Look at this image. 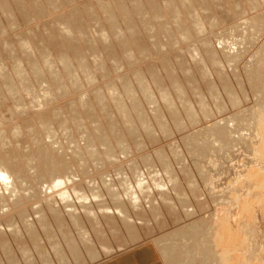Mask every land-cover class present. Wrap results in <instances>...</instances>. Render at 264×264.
Wrapping results in <instances>:
<instances>
[{"label": "rangeland", "instance_id": "1", "mask_svg": "<svg viewBox=\"0 0 264 264\" xmlns=\"http://www.w3.org/2000/svg\"><path fill=\"white\" fill-rule=\"evenodd\" d=\"M11 2V4H13V5H10L9 7H8V2ZM16 0H8V2H7V5L5 6L6 7V9H10V7H11V10H13L12 12L14 13H17V14H13V16H14V18H16V19H13V16L12 17H9V15H7L6 16V14H5V16H4V14L2 13V11L0 10V16H2L1 18H0V26H2V28L3 27H5L6 28V26H7V28H6V31H8V32H6V31H3L2 29H0L1 31H0V55L1 54H3L4 52H3V50L4 51H8V54H6L7 56L8 55H10L9 57H11V58H13V59H11V61H10V59H8L7 58V56H5V58H7V60H8V62L6 61V59H5V61L7 62V64H9V65H7V67L8 66H10V67H12V72H11V70H10V67H8L9 68V71H10V73H12V75L14 76H10L9 74V72L6 70V68H4L5 69V71H7L6 72V74H8L9 75V77H8V81H9V79L11 80V81H9L10 83H9V85H8V83H7V81L5 82V81H0V88H2V89H0L1 91H0V95L2 96H0L1 98H3V99H1V101H0V108L2 109H0V111H2V114L4 115V116H6L5 117V120L6 121H4V124H2V125H0V126H2V127H0V134L1 135H5V130H4V128L7 130L6 132L8 133V132H10V126H11V128H12V130H11V132H10V134L8 133V135H12V134H14L13 133V131L15 132V130L17 131V129H15V128H17V126H19L18 124H20V126H22L21 128L23 129V130H21V131H17L18 132V134H17V132H15L16 134H14V135H12V136H10L9 137V139L12 137L13 139H18V136H20L21 135V137H19V139L21 140H19V141H17V139L16 140H14V142L16 141L18 144H16V142L14 143V146H11V144L9 145V144H7L6 142H8L9 140L8 139H6L7 138V133H6V135H5V138H4V140H5V143H4V141H3V143L5 144L4 146H5V148L4 149H6L7 148V150H5V152H7L6 153V155L8 154V153H10V154H12V155H14V157H16L15 158V160H14V162L16 161V163L18 164L17 166H19L20 165V167H22L23 166V168H25V169H27V170H25L24 171V169L22 170V171H24V173H22V176L24 177V178H26L27 179V181H23V186H25V187H23L22 188V190L23 191H21L20 192V194H19V192L17 191L15 194V197H14V195H13V197L12 198H10V195H9V193L8 192H6V195H8V197H7V199H9V203L8 204H10L13 200V202H17L18 203V201H17V199H22V200H25L26 201V199L28 200H30V198H31V196H34L33 194H37V192L36 191H41V193H40V198H39V192H38V197H37V195L35 194V196L34 197H36V198H34V197H32L31 198V202L29 201H23L24 202V204H23V202H22V200L18 203V205L20 204V206H18L17 205V203H15L14 205H16V207L13 205V203H11L13 206H11V205H9L8 206V204L6 203V202H1L0 201V231L1 232H3L4 231V229H5V227H6V230H8V231H11V233L13 232V231H16V230H18L19 228H21V229H24L25 227L23 226V224L25 223V221H26V223L27 222H29L30 223V221H31V218H35L36 219V217L38 218V215L37 214H35V213H37V212H35V213H33L32 212V209L33 210H35V211H38L40 208H50V209H55V210H59V211H56L54 214H53V216L55 215V217H58L59 215L63 218L64 217V219H66L68 222L71 220V222L73 223V220H75L76 219V216H78L79 214H80V217L83 219V221H84V224L85 225H83V226H81V227H83V230L80 228V226H79V229L78 228H76V226L74 225L73 226V224H71L70 222H69V224H70V226L68 227V228H70V230L69 231H71L72 232V234H73V237L75 238V240L74 241H77V243L78 244H83L82 243V239H83V237H84V239L86 238V240L88 239V238H90V237H92L93 238V240H90V241H93L95 244L93 245V250L90 248V251H94V252H92V253H94L95 254V252L97 253V254H95L94 255V257L93 258H89L90 260H88V261H86V262H84L83 260H81V261H77V263H76V260H74V259H64V262L62 261V263H60L61 261H60V259H58L57 261L58 262H55L54 264H67V262L69 263L70 262V264H166V262H164L163 261V259H162V257H161V255H160V251L158 252L157 250L158 249H156L157 247V245L155 246V242H157V241H162L161 239L163 238V237H165V235L167 236V234H168V232L170 233L171 232V230H172V232H177L178 231V229L180 228V227H184V226H186V224L188 223L189 225H190V222L191 221H193L192 223H195L194 221H196V223L198 222L200 225L204 222H207L206 224H203V225H205V227L206 228H204V226L203 225H201V226H203V228L204 229H209L208 227H211V220L213 219V217H217V218H219L220 216L222 217V216H225L226 214L229 216V218H230V220H229V223L231 224V228H232V230H237V227L238 226H240V229H242V230H240L241 231V234L242 233H244L243 232V230L245 231V229H244V226L247 224V222H249L250 220L252 221H250L249 222V224L248 225H250V227L251 228H254V229H256L257 230V236H256V238L257 239H255V242H256V245H257V247H259L260 248V246L262 247L261 249H263V251H264V211L262 212V210H257V211H255L254 213H253V215H251L252 217H251V219H249V220H247L248 218V216L246 215V216H244V217H239V211L237 212V210H235V209H232V203H231V200H233L232 199V197L231 198H229V200H230V202L229 201H226V200H224V199H222V201L221 200H219L218 198L220 197V196H222L223 194H224V192H225V190L226 189H228L231 185L235 188V186H236V188L235 189H237V187H238V189L242 186V188H243V192H242V194L243 195H245V193H247V190H246V188L244 189V184H246L247 182L246 181H248L249 180V177H248V170H253V169H255V170H259V169H261L262 168V166H260L259 165V163L260 162H258V160L257 159H255L256 157H254V151H253V147H252V144H251V142H248V141H252V138H253V136H254V133H253V129H252V127L251 126H249L250 128L249 129H251V131H249L250 133H251V135L248 133V131H243V132H241V133H239V136L237 135V137L235 136V140L234 141H236V142H234L233 144L234 145H236V146H234V145H232L233 147H227V148H229V149H227L226 148V153H225V149L224 148H222V150L219 152V150L217 149H215V151H216V153H215V151L214 150H209V151H207L206 149H204V147L206 146V143H204V144H201V146H200V144H199V142H198V145L200 146V148L198 147V145H197V138H195V139H193V137H195L193 134L195 133V131L197 132V131H199L200 129H201V127L203 126L204 128H202V129H205V127H211L212 125L213 126H215L214 124H216L215 122H217L218 123V121H219V123L221 124V120H222V123H223V121L224 120H226V123H228L227 122V120H229L230 119V121L232 120V117H234V116H232L233 114L234 115H236V114H240L241 115V117L243 116L244 118H245V116H246V109L248 108V111L250 110V109H252L253 107V105L255 106L256 105V102H258L257 101V98L255 99V98H252V96H251V93H250V87H251V82L249 83V85H250V87L248 86V82H249V79H250V77H251V74H249L250 72H251V69H250V67H247V64L248 63H253L254 62V60H253V58H250L249 60H245V59H247V57H252L253 55H254V53H256L259 49H261V48H263L262 46H264V45H261V44H264V29L263 28H261V29H259L260 30V32H259V30H258V34H257V36H259V37H252L253 38V40H254V42H256L254 45H253V47H252V49H250L249 50V52L248 53H246V55H247V57H246V55L244 56V59H242V61L240 62V64H241V72L243 73L240 77L242 78H240V80H241V82L239 81V80H237V77L236 76H234V73L232 72V70H231V68H229V66H228V64H226L227 66H228V68H227V72L229 73H227L228 75H226V74H223L226 70H224V71H222L221 70V68H220V70L222 71H220L221 73V75H222V80L220 81L219 79V81H220V83H219V81L217 82V78L215 79V77L217 76L218 78H220L221 76H219V73L217 72V73H215V70H216V68L218 67V65H215L214 67V71L212 72V67H210V66H213L212 65V63H210L209 61L211 60V62H212V58L210 59H208V60H206V58L207 57H212L211 56V54L209 55L208 53H207V56H205L206 55V53L204 54V52H205V50L207 49V51L209 50L210 51V49L211 48H206V47H208V46H210V47H212L211 45L213 44V46L215 45V46H218L219 47V43H217L219 40H218V36H219V38L221 37V35H220V33L221 34H226V31L228 30L229 32L232 30L231 28L233 27V24H234V26H235V24L237 25V23L238 24H240V22H243L244 21V19L245 20H247V19H250V18H252V17H254V16H258V15H264V0H260V3H259V5H258V7L255 5V6H253V4L252 3H254V2H251L250 0H241V2L239 1V0H213L212 2H211V0H204V1H206V3H208V6H206L205 4V2L203 1V0H194V1H192L191 2V0H190V2L188 1V3H193L192 5H190V4H188L187 3V1H185V0H183V1H185L186 3H185V5L186 4H188V5H190L192 8L194 7L195 8V10H196V13L194 12V9L193 10H191L190 11V7L189 8H186L185 9V7H187V6H185L184 7V4H181V3H183V1L179 4V2L181 1H177L176 2V0H175V2H174V4H173V0L171 1L172 2V4L175 6V3H176V5H178L177 7H176V9H178V11L181 13L182 12V10H186V12L188 11V13H186L185 11H183V13H181V15L182 14H184V16L183 17H185V15H186V17L188 16V14H191L190 12H192L193 11V14H191V15H189V18H191V16L194 18L195 17V19H196V16L197 15H199L198 16V18H201V19H198L197 18V20H202V18H203V20H202V22L203 23H205V22H207L206 24L209 26H207L206 28L207 29H204L203 31H200V36H197L196 34V36L195 35H193V33H192V36H191V39L190 40H188V41H186V39H188V37L186 38V39H184L185 40V44H184V40H183V38L182 37H180V34H177L178 36H176V34H175V36L173 37L172 35L174 34H170L169 33V37L170 38H172L173 37V39H170L169 37L167 38L166 36H164V35H162L161 36V34L163 33V31H162V33L160 34L159 33V36H161V38L159 37L158 38V34L155 36L154 34H153V32H155V34H156V30L154 31V29L153 28H159L160 26H156V24H158V23H160V24H162L161 23V21H166L167 22V17H169V16H171V15H167L166 16V18L164 19L163 18V16H160L161 18H163V19H159L160 17L159 16H157V15H153L152 14V16L154 17V18H151V17H149L148 15V17L149 18H151L152 20L151 21H154L155 19V21H156V24L155 23H153V24H155V25H150V26H148V23H149V21L147 20V19H149L148 17H147V19L146 20H144L143 21V19H142V17L141 16H139V15H137L136 16V13H133V15L135 14V17H136V19H134L135 17H132L133 19V21H136V22H133V23H135V26L136 27H138V29H136L135 30V33H134V31H133V33H134V38H133V40L131 39V37H130V35H129V33H128V36H129V38H130V41H126L125 43L127 44H132L131 45V47L133 48V50L135 51H137V50H144V48H145V50H146V48H150L149 50H148V54H143V55H139V60L140 61H136V60H132V61H130V60H128L127 58L125 59V57L126 56H124V54H123V52H122V46H121V42H120V39H118V38H116L115 36H113V37H115L114 39L112 38V36H110L111 35V33L112 32H110V31H112V27L116 24V23H118V21H119V23L118 24H116L115 26L116 27H121V28H124L125 27V25H123V24H125V23H123V21H122V17H121V12L122 11H125L126 12V10L125 9H127V8H123L124 10H122L121 9V6H123L122 5V2H123V4L126 2V4H125V7H129V4L131 5L129 8H128V10L129 11H133V8L132 9H130L131 7H133V1H131V0H128V2H127V0H119V2H118V0H57V2H56V4H57V6L56 7H51L52 6V4H53V0L51 1V3H50V0H35V2L36 3H39V4H36V3H34V0H26L27 1V3L24 5V7L23 6H18L17 5V8H16V2H15ZM29 1V2H28ZM38 1V2H37ZM70 1V2H69ZM106 1H110L108 4H110V5H107V2ZM132 2V4H131V2ZM139 1V2H138ZM136 0V2H138V5L139 6H141V8H143V5L145 4H147V1L148 0H146V2L144 3V1L145 0H142L143 1V4L141 3L142 1L141 0ZM141 1V2H140ZM156 2H157V0H155ZM164 1H165V3H166V0H158V3H160L159 5H160V7L162 8V5L163 4H165L164 3ZM236 1V2H235ZM239 1V2H238ZM13 2V3H12ZM31 2V3H30ZM60 4H59V3ZM63 2V3H62ZM100 2V3H99ZM200 2H201V4H200ZM219 4H218V3ZM220 2H222L223 4H221ZM15 3V4H14ZM42 3V4H41ZM46 3V4H45ZM62 3V4H61ZM78 3V4H77ZM140 3H141V5H140ZM163 3V4H162ZM167 3H168V1H167ZM166 3V4H167ZM170 3V2H169ZM205 3V4H204ZM227 5H226V4ZM231 3H232V5L234 6V5H236L235 6V8L231 5ZM235 3V4H234ZM238 3V4H237ZM34 6H33V5ZM41 4V5H40ZM44 4V5H43ZM59 4V5H58ZM84 4V5H83ZM104 4V5H103ZM106 4V5H105ZM121 4V6L118 8V6ZM162 4V5H161ZM200 4V5H199ZM214 4H217V5H214ZM240 4V5H239ZM263 4V5H262ZM55 4H53V6H54ZM101 5H103L102 7H100ZM112 5V6H111ZM127 5V6H126ZM171 5V4H170ZM168 6V8H167V6L165 7V6H163V7H165V9L167 8V9H169V7H170V9H171V7L172 6ZM194 5V6H193ZM201 5H203V6H201ZM31 6V7H30ZM47 6V7H46ZM50 8H49V7ZM106 6V7H105ZM108 6V7H107ZM147 7H148V4L146 5ZM146 6L144 7V8H146ZM180 6L182 7V9L180 8ZM197 6H198V8H197ZM214 6H216V7H214ZM222 6V7H221ZM227 6V7H226ZM251 6V7H250ZM253 6V7H252ZM14 7V8H13ZM98 8L97 10H96V8ZM179 7V8H178ZM201 7V8H200ZM209 9L210 8V11H208L207 9ZM220 7V8H219ZM228 7H229V9H228ZM231 7H233L234 9L232 10L231 9ZM237 7V8H236ZM238 7H239V9H238ZM250 7V8H249ZM255 7V8H254ZM23 8V9H22ZM25 8V9H24ZM46 10H45V9ZM48 8V9H47ZM102 8V9H101ZM143 8V9H144ZM149 8V7H148ZM173 9L175 8V7H172ZM184 8V9H183ZM191 8V9H192ZM202 8H203V10L204 9H206L207 11H205L204 10V12H203V10H202ZM214 8H216V9H214ZM249 8V9H248ZM251 8L254 10H251ZM37 9V10H36ZM42 9V10H41ZM73 11H72V10ZM94 9V10H93ZM104 9V10H103ZM142 9V10H143ZM147 9V8H146ZM163 10H164V8H162ZM171 10L172 12L173 11H175V9L174 10ZM197 9H201L200 11H199V13H201V14H198L197 13ZM220 11H219V10ZM224 9V10H223ZM245 9V10H244ZM22 10V11H21ZM38 10H40L39 12H38ZM53 10V11H52ZM108 10V12H106ZM145 10V9H144ZM147 10H149V11H151L150 9H147ZM146 10V11H147ZM218 10V11H217ZM240 10V11H239ZM249 10H251V12L249 11ZM37 11V12H36ZM47 13H46V12ZM97 11V12H96ZM100 11V12H99ZM148 11V12H149ZM165 12H166V10H164ZM171 11H169L168 10V13L169 12H171ZM177 11V13H179ZM245 13H247V14H245ZM261 11H263L262 13H261ZM32 12V13H31ZM45 12V13H44ZM92 12V13H91ZM203 12V13H202ZM210 12V13H209ZM228 14H231V15H228ZM241 12V13H240ZM243 12V13H242ZM26 13V14H25ZM36 13H37V15H36ZM39 13H40V15L41 16H39ZM105 13V14H104ZM111 13V14H110ZM129 13V12H128ZM131 13V12H130ZM151 13V12H150ZM176 13V14H177ZM206 13H209V14H206ZM232 13H233V15H232ZM236 13H238V14H236ZM78 14V15H77ZM108 14V15H107ZM138 14V13H137ZM172 14V13H171ZM197 14V15H196ZM207 16H206V15ZM223 14V15H222ZM234 14H236V15H238L237 16V18H236V15H234ZM245 14V15H244ZM254 14V15H253ZM21 17H20V16ZM62 15H64V16H62ZM115 15V16H114ZM118 15V16H117ZM172 15H174L175 16V13L174 14H172ZM178 15V14H177ZM175 16V17H173V19H171V17H170V19L168 18V20L169 21H172V20H177V19H179V17L181 16L180 14H179V17L178 16ZM203 15V16H202ZM213 15H215L216 16V18H217V22L216 21H214L212 18H214L215 20H216V18L215 17H212ZM252 15V16H251ZM17 16V17H16ZM27 16V17H26ZM29 16V17H28ZM117 16V17H116ZM181 16V17H182ZM200 16H202V17H200ZM205 16V17H204ZM227 16V17H226ZM244 16V17H243ZM251 16V17H250ZM7 17V18H6ZM38 17V18H37ZM57 17V18H56ZM114 17V18H113ZM120 17H121V19H120ZM140 17H141V20H142V23L144 22V24H142L141 22L138 24V22L139 21H141V20H138L137 21V19H140ZM156 17V18H155ZM158 17V18H157ZM176 17H178L177 19H174V18H176ZM183 17H182V19H183ZM184 18L185 19V24H189V22H192L191 20L193 19H190V21L189 20H187V18ZM209 18V20L212 22L211 24H210V21L208 20V18ZM211 17V18H210ZM232 17V18H231ZM263 18H264V16H262ZM9 18V20H7ZM20 18V19H19ZM60 18V19H59ZM64 19V21L65 20H67V19H69L67 22L68 23H70V24H68V26L69 27H72L74 30H76V32H75V37L77 36V38H72L73 39V41L71 42L69 39L71 38V37H73V35L74 34H72L71 35V37H64V35H63V31H62V29H61V26H59V24H60V22L62 21V19ZM67 18V19H66ZM116 18V19H115ZM205 18V19H204ZM228 20H227V19ZM231 18V19H230ZM239 18V19H238ZM111 19V20H110ZM113 19H115V20H113ZM118 19V20H117ZM160 21H159V20ZM183 19V20H184ZM225 19V20H224ZM233 19V20H232ZM13 20V21H12ZM20 22H19V21ZM22 20H23V22H22ZM28 20V21H27ZM243 20V21H242ZM15 21V22H14ZM18 21V22H17ZM59 21V22H58ZM103 21V22H102ZM114 21V22H113ZM122 21V22H121ZM146 21H148V23L146 22ZM159 21V22H158ZM168 21V22H169ZM174 21H172V22H170V23H173ZM186 21H188V22H186ZM195 22V24H196V20H194ZM205 21V22H204ZM214 21V22H213ZM240 21V22H239ZM3 22V23H2ZM9 22V23H8ZM28 22H30V23H28ZM37 22V23H36ZM67 22H65V23H67ZM158 22V23H157ZM183 22V21H182ZM225 22V24H223ZM17 23V24H16ZM44 23V24H43ZM52 23V24H51ZM114 24V25H112V24ZM122 23V24H121ZM147 23V27L148 28H146V27H144L145 26V24ZM174 23H176V22H174ZM173 23V24H174ZM214 23V25L215 26H213L212 27V24ZM217 25H216V24ZM4 26H3V25ZM9 24H14V26L12 27L11 25H9ZM21 24V25H20ZM50 24V25H49ZM74 24V25H73ZM86 24V25H85ZM91 24V25H90ZM120 24V25H119ZM149 24H151V22L149 23ZM173 24H171V26L173 27V29L175 30L176 29V27H178L179 25H176V24H174V26H173ZM222 24V25H221ZM231 24V25H230ZM19 25V26H18ZM61 25V24H60ZM143 26V28L145 29V30H143V28H142V26ZM163 25V24H162ZM190 25V24H189ZM188 25V26H189ZM10 26V27H9ZM16 26V27H15ZM39 28H38V27ZM80 26V27H79ZM85 26V27H84ZM88 26H90V28H88V29H84V28H87ZM110 26V27H109ZM134 26V25H133ZM141 26V27H140ZM152 26V27H151ZM155 26V27H154ZM176 26V27H175ZM219 26H220V28H219ZM228 26H230V27H228ZM14 27H15V29H14ZM33 27V28H32ZM50 27V28H49ZM58 27H59V30H58ZM63 27V26H62ZM105 27V28H104ZM135 27V28H136ZM162 27V26H161ZM175 27V28H174ZM214 27H217V28H214ZM5 28H4V30H5ZM10 28V29H9ZM28 28V29H27ZM78 28V29H77ZM83 28V29H82ZM92 28V30H90L89 31V29H91ZM95 28V29H94ZM98 28V29H97ZM103 30V32H102V30ZM106 30V32H105V30ZM126 28V27H125ZM123 29V30H125L126 31V29ZM150 28V29H149ZM226 28H227V30H226ZM32 29V30H31ZM42 29H44V30H42ZM53 29V30H52ZM61 29V30H60ZM81 29V30H80ZM142 29V30H141ZM150 31H149V30ZM151 29H153V31H151ZM215 29V30H214ZM221 29V30H220ZM230 29V30H229ZM263 29V34H262V30ZM11 30V31H10ZM83 30V31H82ZM97 30H99L100 32H101V34H103V35H106L107 34V36H105V38H103L102 36H101V34H100V32L98 31V33H97ZM134 30V29H133ZM161 28H160V30L158 29V31H160L161 32ZM172 31V32H175L176 33V30H178V29H176L175 31ZM211 30V31H210ZM218 30V31H217ZM41 33H40V32ZM45 31V32H44ZM48 31V32H47ZM79 31V32H78ZM81 31L82 32H84V33H81ZM93 31V32H92ZM107 31H108V33H107ZM141 31V32H140ZM145 31L146 32H152V33H150V34H147V33H145ZM206 31H208V32H206ZM224 31V32H223ZM228 31H227V33H228ZM24 32V33H23ZM32 32V33H31ZM110 32V33H109ZM139 32V33H138ZM148 32V33H149ZM197 32H199V31H195L194 33H197ZM205 33V34H203V33ZM6 33V34H5ZM21 33V34H20ZM22 33L24 34V35H22ZM76 33H77V35H76ZM82 34V35H80V36H82V37H80L79 36V34ZM86 33V34H85ZM90 33V34H89ZM106 33V34H105ZM136 33H138V34H136ZM145 33V34H144ZM202 33V34H201ZM260 33L262 34L261 36H262V38H261V36H260ZM3 34V35H2ZM20 34V35H19ZM45 34H46V36H45ZM49 34V35H48ZM84 34V35H83ZM98 34H100V35H98ZM108 34H109V36H108ZM141 34V35H140ZM199 34V33H198ZM211 34V35H210ZM217 34H219V35H217ZM19 35V36H18ZM94 35V36H93ZM96 35V36H95ZM137 37H136V36ZM203 35H205V36H203ZM15 36V37H14ZM24 36V37H23ZM155 36V37H154ZM209 36V37H208ZM215 38H214V37ZM19 37V38H18ZM30 37V38H29ZM52 37V38H51ZM86 37H87V39H86ZM91 37V38H90ZM106 37H109V38H106ZM136 37V38H135ZM149 37V38H148ZM153 37V38H152ZM165 37V38H164ZM177 37V38H176ZM190 37V36H189ZM193 37V38H192ZM195 37V38H194ZM208 37V38H207ZM2 38V39H1ZM59 38V39H58ZM78 38H79V40H78ZM111 38V39H110ZM178 40L179 39V42L176 40V39ZM182 38V39H181ZM205 38L206 39H208V43L207 44H209V40L212 42H210V44L207 46V44H206V40H205ZM217 38V39H216ZM257 38V39H256ZM23 39V40H22ZM27 39V41H25ZM58 39V40H57ZM64 39H68L67 41H69V42H67L66 40H64ZM81 39V40H80ZM110 39V40H109ZM135 39H137V40H135ZM140 39V40H139ZM180 39L181 40H183V41H180ZM197 39H198V41H197ZM50 40V41H49ZM89 40V41H88ZM92 40V41H91ZM95 40V41H94ZM96 40H100V42H98V41H96ZM115 40H117V41H115ZM119 40V41H118ZM132 40V41H131ZM135 40V41H134ZM147 40V41H146ZM157 41V42H155V41ZM158 40H160V42L162 43V44H164L163 46H162V44L160 43L159 45H157L158 44ZM168 40L169 41H171V45L172 44H174V45H172V48L170 47V49H169V46H167V45H170V42H168ZM192 40V41H191ZM196 40V41H195ZM203 40L205 41L203 44H200V43H197V42H200V41H202L203 42ZM218 40V41H217ZM259 40V41H258ZM30 41H32L31 43H30ZM65 41V42H64ZM107 41V42H106ZM111 41H113V42H111ZM151 41H153V42H155L156 43V45H157V47L158 46H160V47H162V48H159L158 50H157V48H156V46L151 42ZM163 41V42H162ZM166 41L168 42L167 44H165L166 43ZM196 42V44H194L195 42ZM35 42V43H34ZM58 42V43H57ZM90 42H91V44H90ZM98 44H97V43ZM119 42V43H118ZM150 42H151V44H150ZM176 42H177V44H176ZM201 42V43H202ZM2 43H4L3 45H2ZM8 43V44H7ZM27 43H30V44H32V45H34V47L36 46V48L35 49H33L34 47L33 46H31L30 45V47L32 48V50H31V48L28 50V52L29 51H32V55H34V56H36L35 58H37V56H38V54H39V56H40V59H39V57L37 58V60L34 58V56H30V54L26 51L25 52V50H22L21 51V48H19L18 46H24L25 44H27ZM34 43V44H33ZM46 43V44H45ZM77 43V44H76ZM97 44V46H95L96 44ZM110 43V44H109ZM114 43V44H113ZM118 43V44H117ZM134 43H135V45L136 44H139L140 46H142L141 47V49H139L140 48V46H139V48H138V46L136 45H134ZM182 43V44H181ZM216 43H217V45H216ZM36 44V45H35ZM153 44V45H152ZM195 45V49L197 48V49H199V50H197L198 52H200V53H196V52H194V51H192L193 49H194V46H187V45ZM204 44H205V46H204ZM40 45V46H39ZM46 45V46H45ZM48 45V46H47ZM73 45V46H72ZM76 45V46H75ZM79 45V46H78ZM99 45V46H98ZM166 45V46H165ZM177 45V46H176ZM184 45V46H183ZM197 45V46H196ZM200 45H202V46H200ZM2 46H4L3 48H2ZM12 46L14 47V48H12ZM50 46V47H49ZM83 46V47H82ZM101 46V47H100ZM121 46V47H120ZM183 46V47H182ZM200 46V47H199ZM10 47H11V50H12V53H10ZM15 47H17V48H15ZM44 47V48H43ZM68 47H72L71 49L70 48H68ZM95 47V48H94ZM116 47V48H115ZM137 47V48H136ZM166 47V48H165ZM185 47H189L190 49H191V47H192V49L190 50L191 51V53H192V55H191V53H190V51H188V50H186V49H188V48H185ZM19 48V49H18ZM46 48V49H45ZM62 48V49H61ZM82 48V49H81ZM92 48V50H90V49ZM94 48V49H93ZM164 48V49H163ZM205 48V49H204ZM259 48V49H258ZM14 49H16V50H14ZM17 49L18 50H20L21 52H22V54L21 55H19L20 53V51L19 52H17L16 54H15V52L17 51ZM22 49H24V48H22ZM55 49V50H54ZM74 50V53L72 52L73 50ZM80 49V50H79ZM104 49V50H103ZM110 49V50H109ZM154 49V50H153ZM185 49V50H184ZM35 52H34V51ZM39 50H46V54H45V51H44V54L43 53H40V51ZM62 50H64V51H62ZM76 50V51H75ZM144 50V51H145ZM184 50V51H183ZM37 51L39 52L38 54H36L37 53ZM92 51V52H91ZM103 53H102V52ZM114 51V52H113ZM147 51V50H146ZM179 51H181V52H179ZM208 51V52H209ZM261 52L263 51V50H260ZM259 51V52H260ZM27 54H29V62L28 63H30L31 61H30V57H31V59H32V57H33V59H35L36 61V63H37V61L39 62V60H40V65H43V64H41V62L42 63H44V65H46L47 66V62H48V60L49 59H51V60H49V62L50 61H52V62H50L51 64H53L52 65V67H55V63H59V60L60 59H65L63 56L65 55V57H66V61H67V63H68V65L69 66H71L72 68H70L69 66H68V69L69 70H75V72L77 71H79L78 73H77V75H76V73H75V77H78L79 76V78L81 79V81H80V79L79 78H77V79H79V81L78 82H80L79 83V86H82V87H77V86H74L73 85V87H71L70 85H69V87L70 88H72V89H70V91H69V88H68V85L66 84V83H68L67 82V80L66 81H64L63 83H65V84H63L62 83V78H64V75H65V73H64V70L62 69V67H60L61 65L60 64H58L59 65V67L56 69L55 68V70H56V74H58V75H56L55 74V71L53 72L56 76H61L60 78H61V86H63L64 87V89H65V86H66V89H65V91H64V89H63V87L62 88H60V89H63V90H61V93H62V91H63V95L61 94V95H59V99L56 97V95L55 94H53V95H55V97L57 98V100H56V98L52 95V91L50 92V90H47L49 87H48V83L47 82H49L48 80L50 79V80H52L51 79V74H49V73H47L46 72V75L44 74V75H42V74H38V72H37V74H34L33 72L34 71H37V70H32V68L34 67V66H32V64H33V62L32 63H30L31 64V69H30V72H28V73H26V75L28 74V76L32 79L31 81H34V82H30V78L29 77H27V78H29L28 79V81H29V83L30 84H28V82H27V85H29L30 87H32V89H30V91L31 92H29V93H26V92H19V91H16V86L18 85L19 86V83L17 82V80H19V77H16V76H18V74H16V70H17V68L18 67H16V66H18L19 64H21V62L23 61V60H25V59H23L24 58V56H26L25 55V53ZM51 52V53H50ZM69 52V53H68ZM71 52H72V54H71ZM102 54H101V53ZM176 52H177V54H176ZM184 52V53H183ZM187 52V53H186ZM188 52L190 53V54H188ZM6 53V52H5ZM10 53V54H9ZM23 53H24V56H23ZM75 53H76V56H75ZM146 53V52H145ZM169 53V54H168ZM18 55V58L15 56V55ZM36 54V55H35ZM41 54H42V56L44 57V59L46 58H48V60L46 61H44L43 62V58H42V56H41ZM69 54V55H68ZM77 54H78V56H80V60H81V56H83V55H85V56H83V61L85 62V64L87 63V61H89V62H91V63H89V65H88V63L86 64L88 67H90V68H87L88 70H87V72L89 71V69H91L90 71H92L91 73H93V74H97V75H92V76H94L93 78L94 79H96V80H92L90 83L87 81V80H85L86 79V76L85 75H87V76H89V73L90 72H88V74L85 72V69H83L84 70V72H85V74L83 73V70H79V69H82L80 66H79V62H80V60H79V58H78V56H77ZM150 54V55H149ZM201 55V56H195V55ZM4 55V54H3ZM45 55V56H44ZM50 55V56H49ZM71 55V56H70ZM90 55H92V56H90ZM116 55V56H115ZM147 55V56H146ZM157 55V56H156ZM185 55V56H184ZM12 56H15V58H17V60L15 59V61L17 62H15L14 63V57H12ZM20 56H21V59H23L22 61H20V63L18 62V59H20ZM61 56H62V58H61ZM68 56V57H67ZM98 56V57H97ZM100 56V57H99ZM105 56V57H104ZM175 56H179L178 58H176ZM27 57V56H26ZM50 57V58H49ZM58 57V58H57ZM70 57V58H69ZM75 57V58H74ZM91 57V58H90ZM119 57V58H118ZM180 57H182V59H180ZM186 57V58H185ZM192 57V58H191ZM74 58V59H73ZM78 58V59H77ZM86 58V59H85ZM95 58V59H94ZM100 60H99V59ZM113 58V59H112ZM114 58H115V60H114ZM175 60H174V59ZM203 58V59H202ZM28 59V58H27ZM26 59V60H27ZM68 59V60H67ZM98 59V60H97ZM121 59V60H120ZM165 59H167L166 61H165ZM173 59V60H172ZM195 59V60H194ZM198 59H200L199 61H196V60H198ZM42 60V61H41ZM55 60V61H54ZM85 60H87V61H85ZM170 62H169V61ZM179 60V61H178ZM33 61V60H32ZM97 61V62H96ZM103 61V62H102ZM114 61V62H113ZM119 61V62H118ZM135 61V62H134ZM174 61H176V62H174ZM182 61L184 62V63H182ZM189 61H191V62H189ZM195 61V62H194ZM207 61H208V63H207ZM247 61V62H246ZM250 61V62H249ZM5 62V63H6ZM26 62V61H25ZM27 62L25 63L26 65L25 66H23L24 68L26 67H28L27 68V70L29 71V65L27 64ZM34 62V63H35ZM47 64H46V63ZM55 62V63H54ZM94 62H96V63H94ZM123 62V63H122ZM130 62V63H129ZM161 62H162V64H161ZM164 62V63H163ZM168 62V63H167ZM177 62H181V64L180 63H177ZM201 62H202V64H201ZM204 62V63H203ZM13 63V64H12ZM19 63V64H18ZM35 63V64H36ZM39 63H37V64H39ZM94 63V64H93ZM106 63V64H105ZM110 63V64H109ZM162 65V67H161V65ZM243 63V64H242ZM244 63H246V65L244 64ZM14 64L16 65L15 67H16V69H13V68H15L14 67ZM51 64H49V65H51ZM99 64V65H98ZM103 65V66H101V65ZM105 64V65H104ZM118 64V65H117ZM130 64V65H129ZM150 64V65H149ZM169 64V65H168ZM173 64V65H172ZM176 64H179V65H177L176 66ZM193 64V65H192ZM195 64H197V65H195ZM198 64H201V65H199L198 66ZM204 64V65H203ZM209 64H211L210 66H209ZM40 65H38V67L40 66ZM57 65V64H56ZM57 65V66H58ZM75 65V66H74ZM79 66V69H78V66ZM92 65V66H91ZM124 65V66H123ZM137 65V66H136ZM164 65V66H163ZM165 65H167V66H165ZM185 65H186V68H188L189 67V65H190V70H191V72L192 73H189L188 71H186L185 72V70H187L186 68H185ZM188 65V66H187ZM195 65V66H194ZM206 65V66H205ZM36 66V65H35ZM97 66V68H94V67H96ZM118 66V67H117ZM120 66V67H119ZM130 66H131V68H130ZM148 66H150V68H148ZM152 66V67H151ZM168 66H169V68H168ZM200 66H201V69L203 70L204 69V66H205V71H206V68H207V71H209V72H206V73H210L209 75H208V78H206L207 76L204 74V70L203 71H201L200 70ZM226 66V67H227ZM5 67H6V65H5ZM22 67V66H21ZM20 67V68H21ZM75 67V68H74ZM77 67V68H76ZM117 67V68H116ZM124 67V68H123ZM155 67V68H154ZM242 67L244 68V70L242 69ZM103 68V69H102ZM109 68V69H108ZM116 68V69H115ZM126 68V69H125ZM151 68H152V70H153V68L154 69H156V73H157V76L154 74L155 72H154V70L152 71L151 70ZM167 69V70H162V69ZM172 68H175L174 70H176V72H175V74H177V82H179V83H176V82H174V84L177 86V88L176 89H172V88H174V87H176V86H174L173 87V82H172V84H171V82H170V79L168 78L167 79V75H168V73H170L171 71H170V69L172 70ZM182 68V69H181ZM219 68V67H218ZM3 69V70H4ZM23 69V68H22ZM61 70V72H60V70ZM96 71H95V70ZM149 69V70H148ZM229 69V70H228ZM13 70H15V71H13ZM23 70H25V69H23ZM33 72H32V71ZM58 70V71H57ZM68 70V72H70ZM141 71V72H136V74H137V77H139L141 74L140 73H142V75L144 76V77H142V75H141V79L139 78V80H137V77H136V74H135V78H136V80H135V78H134V74L133 73H135V71ZM184 72H183V71ZM189 70V69H188ZM189 70V71H190ZM197 70H198V73H197ZM231 70V71H230ZM245 72L246 70V73H244L243 71ZM53 71V70H52ZM200 71H201V73H200ZM218 71V70H217ZM250 71V72H249ZM4 72V71H3ZM13 72H15V73H13ZM23 72H26V71H23ZM32 72V73H31ZM72 72H74V71H72ZM71 72V73H72ZM81 72H82V74H81ZM152 72H154V73H152ZM173 72V73H174ZM187 72L191 75H189V74H187ZM230 72H231V74H230ZM247 72H248V75L246 76L247 77V79H248V82L246 83L245 82V75L247 74ZM5 73V72H4ZM36 73V72H35ZM61 73V74H60ZM106 73V74H105ZM138 73L140 74V75H138ZM161 73V74H160ZM173 73H171V74H173ZM202 73H203V75H204V77L203 78H201V75H202ZM226 73V72H225ZM34 74V75H33ZM49 74V75H48ZM73 74L74 73H72V77H73ZM84 74V75H83ZM132 74V75H131ZM148 74V75H147ZM150 74V75H149ZM152 74H154V76L152 75ZM181 74H184V76L182 75L181 76ZM193 74V75H192ZM215 76H214V75ZM245 74V75H244ZM83 75V76H82ZM112 75V76H111ZM114 75V76H113ZM126 75L127 76H129V77H126ZM174 75V74H173ZM172 75V76H173ZM186 75H187V77L189 76V78L192 80H190L189 78V80L187 79V77H186ZM199 75V76H198ZM202 75V76H203ZM223 75H225V77H228L229 76V78H230V80H228V83L226 82V79H228V78H226L225 79V81H223V78H224V76ZM36 76H37V78H36ZM48 78H47V77ZM63 76V77H62ZM125 76V77H124ZM133 76V77H132ZM149 76V77H148ZM158 77V78H154V80H153V77ZM168 76H171L170 74L168 75ZM209 76H210V78H209ZM236 77V78H234V77ZM15 77H16V79H15ZM41 77V78H40ZM42 77L43 78H47L46 80L45 79H42ZM124 77V78H123ZM174 77H176V76H174ZM183 77V78H182ZM194 77H196L195 78V80L193 79ZM200 77V78H199ZM11 78H13V79H11ZM18 78V79H17ZM85 78V79H84ZM128 78V80H125V79H127ZM144 78H145V80H144ZM162 78L163 80H160V79ZM211 78H213V80H211V82H212V85H213V83H214V85L216 86L215 88H218V89H216V90H212L213 92L211 93L212 95L214 94V92H215V94L217 93H219V95L221 94V97L223 98V99H221L220 97V99L218 98L217 99V101H219L220 100V102L222 101V100H224L223 102H227L228 101V99H227V97H229V95H231L232 93V90H231V88L233 89V91L235 90L236 92H238L239 93V95H240V97L242 98L243 96V94H242V92L240 91V89L241 88H237V87H240V86H243V84H242V82L244 83V87H245V91H247L248 93L247 94H249L248 95V98H245V96L243 97V98H245V100L246 99H248V101L249 102H247V100H246V103H245V100L242 98L241 100H242V104L240 103L239 104V106L237 105V107L236 106H234V107H231V105L229 104V106L230 107H226L227 108V110H225V109H223L222 111V113H221V111H219V110H217L218 111V113H217V111H215L216 109H217V106H212L213 104L214 105H216L215 103H216V97L217 96H219V95H215L214 94V100L212 99V97L213 96H210L209 95V93L207 92V90L208 91H210L211 89H212V86H211V82L209 81V85H210V90H209V86H205V83H206V85H208L207 84V82H205V81H203L202 82V80L203 79H205L206 81H208L207 79H211ZM0 79H1V77H0ZM40 79H42V80H40ZM59 79V78H58ZM68 79V78H67ZM134 79V80H133ZM143 79V80H142ZM152 80V82H151V80ZM155 79H157V81H155ZM175 78L173 79V80H171V81H175L176 80ZM236 81H238V82H240V86L239 85H237V81L236 82H234V80ZM239 79V78H238ZM43 80H45V81H43ZM60 80V79H59ZM59 80H57V81H59ZM85 80V81H84ZM130 80V81H129ZM143 82H142V81ZM159 80V81H158ZM196 81L197 80V82L195 83L194 81ZM20 81V80H19ZM38 81H39V84H38ZM125 82V81H127V83L128 82H130V85L132 86V88L130 87L129 89H128V87H127V83L125 82V83H122V82ZM135 81H136V83H135ZM138 81H140L139 82V84L142 82V85H144V86H146V85H148V86H146L148 89L150 88V89H152V92H153V94H151L152 92H151V90H147L148 92L150 91L151 93L149 94L146 90H145V88H144V86H141V84L140 85H138L137 84V82ZM147 81V82H146ZM155 81V82H154ZM188 81L189 82H192L191 84L190 83H188ZM225 82V83H223V82ZM247 81V80H246ZM1 82H5V84H6V86H5V84L3 83L2 85H1ZM14 82V83H13ZM15 82H17L16 84H15ZM59 82V83H60ZM89 84H88V83ZM154 82V83H153ZM159 82V83H158ZM161 82V83H160ZM170 82V83H169ZM221 82L224 84V86H226V85H228L229 86V84L231 85V86H233V87H229L228 88V86H226V87H222L221 85H223V84H221ZM31 83H34V84H31ZM58 83V84H59ZM70 83L72 84V81H70ZM91 83H93V84H91ZM146 85H145V84ZM149 83V84H148ZM156 83H157V85H156ZM187 83H188V85H187ZM194 83V84H193ZM204 83V84H203ZM236 83V84H235ZM246 83V84H245ZM13 84V85H12ZM69 84V83H68ZM81 84V85H80ZM83 84V85H82ZM91 84V85H90ZM160 84H163V87H164V89H162L163 87L160 85ZM198 84L200 85V87L198 86ZM226 84V85H225ZM239 84V83H238ZM242 84V85H241ZM47 85V86H46ZM85 85H87L85 88H84V86ZM93 85V86H92ZM128 85H129V83H128ZM154 85H155V87H156V89H155V87H154ZM187 85V86H186ZM192 85H195V86H192ZM236 85H237V87H236ZM3 86V87H2ZM12 86V87H11ZM37 86H39V87H37ZM41 86V87H40ZM127 88H126V87ZM179 86H182V89H180V91L182 90V91H186L185 93L184 92H182L181 91V93L183 94H181V97L183 98V99H187L188 97H189V99L190 100H188V102L189 101H191V103L192 104H190V102H189V106H191L192 105V108L193 107H195V108H197L198 107V104H200V99H198V96L196 95V92H198V91H200L199 89H201L202 90V92L203 93H201V91L198 93V94H202V95H204V97H206V99L204 98H202V97H200V95H199V98H201L202 99V101H201V103H204V101H207V103L205 102V104H206V106L209 104L210 106H208L207 108V110H212L213 109V114H214V117L212 116V118L210 117V116H208L209 114H207V115H205L204 117H201V116H203V115H201L200 113V115H197V111L195 110H193L194 111V113L197 115V118L198 119H200L199 121H198V119H197V121H196V115H195V123L197 124H199V122H201L199 125L197 124V125H195V123L193 124L192 122L194 121V118H191L190 116H187L186 117V112H187V115H190L191 113L189 112V110L187 109L186 110V108H184V106L185 105H183V108H182V104L180 103L179 104V102H180V99H182V98H180L179 96L180 95H178L179 94V92L180 91H178V88H180ZM190 86V87H189ZM249 88H248V87ZM15 87V88H14ZM34 87H36V88H34ZM47 89H46V88ZM76 87L78 88V89H76ZM90 87V88H89ZM124 87H125V89H124ZM171 87V88H170ZM185 89H184V88ZM191 87H194V88H192V90H191ZM214 87V86H213ZM222 87V88H221ZM4 88V89H3ZM39 88V89H38ZM82 88V89H81ZM100 88V89H99ZM113 90V93H114V91H115V93H119V95L117 94H114L115 95V97L114 98H116L117 96V100H116V103H119L120 102V99H121V102H120V105H122V102H124L125 103V105H127L126 107H125V105H124V103H123V105L121 106V107H125L124 109H127L126 111H127V114H129V115H131L132 116V118H131V122L129 121V122H125V121H123V123H122V120H120L121 119V116H122V114H121V111H120V115H119V111H118V106L120 107V105H118L117 104V107H116V103H115V101L113 102V99L114 98H109L110 97V92L109 91H111V89ZM122 88V89H121ZM159 88H161L162 90L160 91V89ZM166 88H168V89H166ZM189 88H190V90H189ZM196 88H198V89H196ZM223 88H226V89H229V90H231V92H229L228 90V92L227 93H229V95H225V92H226V89H224L225 91H223ZM35 89H36V91H35ZM45 89H46V91L47 92H44L45 91ZM55 89V88H54ZM68 89V90H67ZM75 89V90H74ZM80 89V90H79ZM97 89V90H96ZM129 90L130 91V89L132 90L131 92H129V91H127V90ZM135 89V90H134ZM141 89L143 90V91H145L144 93L146 94L147 93V95L149 96V95H153L152 97L151 96H147V95H145V97H144V94L143 95H141V93L143 92H140L141 91ZM159 89V90H158ZM168 90V91H166V90ZM206 89V90H205ZM239 89V90H238ZM9 90H11V91H13L12 93H11V91L9 92ZM42 90H44L43 92H42ZM122 90H126V91H124V92H122ZM155 90H157L158 92H156ZM174 90V91H173ZM196 90V91H195ZM219 90V91H218ZM5 91H6V93H5ZM37 91L38 92H40L39 94L37 93ZM69 93H68V92ZM93 91V92H92ZM98 91H99V93H100V91H101V95L98 93ZM117 91H119V92H117ZM165 91V93H167L168 94V92H170V95H169V98L172 100L173 99V101L171 102L170 101V99L168 100L169 101V103H170V105H172V103H173V105L174 104H176V106H177V108H176V106H175V110H173V105L171 106L172 108V110L175 112L176 110L178 111V113L177 114H180V115H176V118L178 117L179 119H181V117H182V119L184 120H182V122L178 119V123H179V121L181 122V124H185V126H181V129H180V125L181 124H179V127H176L177 125H178V123L176 122V120H175V118L173 117V115H172V117H170L171 118V120H172V118H173V121H170L169 120V118H168V113L171 111V109H169L170 108V106L168 105V103H167V107L168 108H166L165 109V100L164 101H160V100H162V98L159 100V96H161V94L163 93ZM173 91V92H172ZM193 91H195V94H193L192 96H194V100L196 101V102H199L198 104L197 103H195L194 102V100L192 99V97H191V94L193 93ZM217 91V92H216ZM240 91V92H239ZM2 92V93H1ZM51 94H50V93ZM67 92V93H66ZM85 92H87L86 93V95H84L85 94ZM140 92V93H139ZM161 92V93H160ZM192 92V93H191ZM211 92V91H210ZM223 92H224V94H223ZM17 93V94H16ZM21 93H22V95H21ZM44 93H45V95H44ZM46 93H47V95H49V97L47 98V96H46ZM66 93V94H65ZM84 93V94H83ZM96 93H98L100 96H103L102 98H103V100H101V98H100V100H101V104H98L97 105V103H95V102H97L96 101V99L97 98H99L97 95H96ZM104 93V94H103ZM159 93V94H158ZM176 93H177V96H176ZM191 93V94H190ZM6 94V98H8L7 100H5L6 98H4L3 96ZM15 94V95H14ZM40 94H42L41 95V97L39 96V97H37V95H40ZM68 94V95H67ZM72 94V95H71ZM91 94H93V95H91ZM95 94V95H94ZM120 94H122V96L120 95ZM184 94H185V97H187V98H185L184 97ZM186 94H188L187 96H186ZM242 94V95H241ZM20 95V96H19ZM26 95V96H25ZM28 95V96H27ZM30 95V96H29ZM51 95V96H50ZM67 95V96H66ZM82 95V96H81ZM134 95H136V96H134ZM159 95V96H158ZM195 95H196V98H195ZM209 95V96H208ZM225 95V96H224ZM13 96V97H12ZM21 96H23V97H21ZM33 96V97H32ZM35 96H36V101H38V102H36V105H34V107L31 109L32 111H31V113L29 112H23V111H21V109L23 108L22 107V103H23V105L24 104H26V103H29L28 101H31V102H33L32 100H35L34 98H35ZM42 96H43V98H42ZM45 96V97H44ZM54 98H53V97ZM66 96V97H65ZM104 96H106V98L104 97ZM119 96H121V97H119ZM133 97V98H135L136 100L134 101L132 98V100H130V97ZM156 98H155V97ZM178 97V98H175V97ZM216 96V97H215ZM227 96V97H226ZM11 97V98H10ZM33 99H32V98ZM75 97V98H74ZM81 97L82 98H84V99H81ZM96 97V98H95ZM146 97H148V98H146ZM211 97V98H210ZM226 97V98H225ZM254 97V96H253ZM24 100H23V99ZM26 98H28V99H26ZM42 98V99H41ZM53 100L54 99V102L51 100V99ZM66 98V99H65ZM69 98V99H68ZM87 100H86V99ZM95 98V99H94ZM139 99V101H138V99ZM152 98V99H151ZM180 98V99H179ZM9 99H11V100H9ZM31 99V100H30ZM47 99H49L50 101V103L47 101L45 104H47V105H44V102H43V104H42V101L44 100V101H46ZM92 99V100H91ZM106 99V100H105ZM119 99V100H118ZM122 99L124 100V101H122ZM147 99H150V100H147ZM155 99V100H154ZM176 99H178V103H177V100ZM210 99V100H209ZM15 100L18 102V105L19 106H17V102H15ZM80 100H81V102H80ZM83 100H85L86 102H84ZM112 100V102H110ZM154 101V102H152V101ZM198 100V101H197ZM213 100V101H212ZM253 100H255L254 102H253ZM4 101V102H3ZM11 101V102H10ZM19 101H21V105H20V102ZM40 101V102H39ZM80 103H79V102ZM88 101V102H87ZM105 101V102H104ZM108 101V103H106ZM132 101V102H131ZM148 103H147V102ZM157 101V102H156ZM2 102V103H1ZM7 104H6V103ZM26 102V103H25ZM70 102H72V103H70ZM82 102H84V104H82V108H81V103ZM102 102H104V103H102ZM213 104H212V103ZM220 102H218V103H220ZM223 102H221V103H223ZM5 103V104H4ZM11 103H13L12 105H11ZM16 103V104H15ZM34 103V102H33ZM62 103V104H61ZM86 103H89V105L87 104V105H85ZM95 105H94V104ZM106 103V104H105ZM151 103H153L152 105H154L153 107H156L155 105H158V107H156V109L154 110V112H156V110L158 109L159 111H161V112H159V113H161L160 115L162 116L161 118L159 117H157V116H160V115H157L156 116V114H155V116H154V112H152V106H151ZM155 103V104H154ZM157 103H159V104H157ZM35 104V103H34ZM38 104L41 106V105H43V106H38ZM64 104V105H63ZM68 104H71L72 106H70V105H68ZM77 104H80V109H82V110H80L79 109V107L77 106ZM92 104L94 105V106H92ZM103 104V105H102ZM104 104H105V106H104ZM113 104V105H112ZM135 104H137V105H139L138 106V109H137V106H135ZM141 104V105H140ZM179 104V105H178ZM197 104V105H196ZM4 105V106H3ZM106 105H108V107L106 106ZM132 105H134V107H136L135 109L133 108V106ZM219 105V104H218ZM241 105H243V106H241ZM4 108H3V107ZM6 106V107H5ZM8 106V107H7ZM14 106V107H13ZM35 106H38V107H35ZM77 106V107H76ZM83 106H85V107H83ZM88 108H87V107ZM99 106V107H98ZM102 106V107H101ZM165 106V107H164ZM188 106V105H187ZM248 106V107H247ZM250 106L252 107V108H250ZM10 107H13V109L12 108H10ZM17 107H20V108H17ZM66 107V108H65ZM74 107H76V108H74ZM91 107V108H90ZM93 107V108H92ZM95 107H96V109H95ZM185 111V113L182 111V109ZM215 108V110H214V108ZM239 107V108H238ZM247 107V108H246ZM8 108V109H7ZM35 108V109H34ZM37 108V109H36ZM43 110H42V109ZM45 108V109H44ZM50 108V109H49ZM53 109V111H52V109ZM58 110H57V109ZM62 108V109H61ZM65 108V109H64ZM69 108V109H68ZM72 108V109H71ZM77 108L80 110V114L82 113V115H83V119H81V117H82V115H79L80 117H78L77 115H78V113L79 112H77L78 110H77ZM104 108V109H103ZM111 108V109H110ZM118 108V109H117ZM140 108V109H139ZM148 108V109H147ZM231 108H233V109H231ZM236 108V109H235ZM246 108V109H245ZM250 108V109H249ZM7 109V110H6ZM15 109V110H14ZM47 109H48V111H47ZM61 109V110H60ZM68 109V110H67ZM74 109V111L75 112H77V115H76V113L74 112V111H71V112H74V113H72L73 115H75V117L74 116H72L71 118H73L74 117V119H73V121L74 120H79L78 121V124H75V125H73V121H72V119L69 121V120H66V119H68L67 118V116H68V114H69V116L68 117H70V115H72L71 113H70V111L69 110H73ZM77 111H76V110ZM134 109V110H133ZM7 112H6V111ZM11 110V111H10ZM12 110H14L15 112H13ZM19 110H20V112H19ZM50 110L52 111V112H50ZM55 110H57V112L55 111ZM65 110V111H64ZM138 110H139V112H138ZM158 110H157V114H158ZM166 110H170V111H166ZM199 110V109H198ZM210 110V111H211ZM244 110V111H243ZM19 112V114H18V112ZM27 111V110H26ZM29 111V110H28ZM36 111V112H35ZM83 111V112H82ZM94 111H96L97 113H95ZM163 111L164 112H168L166 115H162V113H163ZM240 113H239V112ZM246 111V112H245ZM13 112V113H12ZM17 112V113H16ZM22 112V113H21ZM34 112V113H33ZM41 112V113H40ZM54 112H56V113H58V114H56L55 113V115H54ZM60 112H61V114H60ZM68 114H67V113ZM107 112H108V114H107ZM136 112V113H135ZM152 112V113H151ZM184 114H183V113ZM201 112V111H200ZM236 112H238V113H236ZM1 113V112H0ZM6 115H5V114ZM10 114V115H8V114ZM15 113V114H14ZM40 113V114H39ZM46 113V114H45ZM91 113V114H90ZM93 113V114H92ZM106 114V115H108V116H106V115H104V114ZM141 116V115H143L144 114V116L146 117V119H145V117L144 116H141V118L142 117H144V119H143V121H146V122H149V120L151 121V124H150V126L153 124V126H151V129H152V127H154L152 130L154 131H156L155 133L154 132H150V131H144L145 129L143 128V126H142V128L140 129V127L141 126H139L140 124H141V120H140V116H139V119H138V114ZM189 113V114H188ZM210 114H212V112H209ZM236 113V114H235ZM243 115H242V114ZM13 114H14V116H13ZM16 114H18L19 116V118L21 119H19L18 117H17V115ZM38 114V115H37ZM43 114V115H42ZM54 116H53V115ZM67 114V116H62V115H66ZM96 114V115H95ZM15 115H16V117L17 118H15ZM21 115V116H20ZM36 115V116H35ZM56 115H57V117H56ZM95 115V118H92V116H94ZM104 115V116H103ZM109 115H112V117L111 116H109ZM115 115V116H114ZM134 115H136V116H134ZM148 115V116H147ZM152 115V116H151ZM239 115V116H240ZM11 118H10V117ZM24 116V117H23ZM25 116H26V118H25ZM31 117V119H30V117ZM34 116V117H33ZM39 116H41V117H39ZM47 116V117H46ZM53 116V117H52ZM59 116H61V118L59 117ZM77 116V117H76ZM114 116V117H113ZM119 116V117H118ZM170 116H171V113H170ZM180 116V117H179ZM185 116V117H184ZM191 116H192V114H191ZM229 116V117H228ZM232 116V117H231ZM9 117V119H6V118H8ZM14 117V118H13ZM33 117V118H32ZM35 117H36V119H35ZM44 117V118H43ZM66 117V118H65ZM85 117V118H84ZM106 117H109V118H106ZM128 117V116H127ZM148 117H149V119H148ZM155 117V118H154ZM164 117H165V119H164ZM192 117H194V116H192ZM206 117H209V119L207 120V119H205ZM242 117V118H243ZM247 117V116H246ZM46 118V121H45V123H48L46 126H45V124L43 125L42 124V122H43V119H45ZM52 118V120H50ZM56 119V122H55V119ZM58 118H60L59 119V121H58ZM63 118H65V119H63ZM80 118V119H79ZM91 118V119H90ZM101 118V119H100ZM156 118H158V119H156ZM190 118V119H189ZM243 118V120L245 121L244 122V124L242 123L243 122V120H242V122H240L241 124H243V126H245V127H242V125L240 124V126L242 127L241 129L243 130L244 128L246 129V128H248V127H246V124L247 125H250L249 123H248V121L247 120H245ZM14 119V120H13ZM16 119H17V121H16ZM22 119H24V120H28V122H25L24 120H22ZM29 119L31 120V121H29ZM42 120V122L40 123V124H42V125H40V126H38V123H37V125L35 126V127H37L38 129H37V133H35V130H36V128H34L35 130H33L32 128V126H33V124H36V122L38 121V122H40L41 120ZM47 119H48V122H47ZM63 119V120H62ZM103 119V120H102ZM106 119H107V121H106ZM113 119H115L114 121H112ZM148 119V120H147ZM155 119V120H154ZM186 119H188V121L190 120H192L191 122H188ZM204 119V120H203ZM8 120H10L9 121V123H8ZM19 120H20V122L21 123H18L19 122ZM35 122H34V121ZM40 120V121H39ZM50 120V121H49ZM65 120V121H64ZM82 120H87L86 122H84V121H82ZM110 120H111V122H110ZM140 120V121H139ZM160 120H165L164 122H162L161 123V125H160V123H159V121ZM14 121V122H13ZM16 121V122H15ZM52 121L53 122H55V123H52ZM66 121H68V122H66ZM81 121V122H80ZM98 121H99V123H98ZM100 121H102V122H100ZM115 121H118V122H115ZM157 121H158V123H157ZM168 123H167V122ZM5 122H7V123H5ZM24 122V123H23ZM30 122V123H29ZM31 122H34V123H31ZM64 122H66L65 124L67 125V124H69L68 125V127L66 126V129H64V128H61V126L63 127V124H64ZM72 122V123H71ZM75 122H77V121H75ZM80 122V123H79ZM93 123V125H92V123ZM108 122V123H107ZM156 122V123H155ZM176 122V123H175ZM189 124H188V123ZM212 122V123H211ZM247 122V123H246ZM22 123H23V125H22ZM50 123H52V125H50ZM63 123V124H62ZM71 123V124H70ZM87 123H89V124H87ZM96 124V127L97 128H100V129H97L96 127H94L95 126V124ZM111 123V124H110ZM114 123H116L117 125H115ZM118 123H119V125H118ZM128 123V124H127ZM130 123V124H129ZM139 123V124H138ZM150 123V122H149ZM163 123H165V125H167V126H165ZM167 123V124H166ZM193 124V125H195V126H193V125H191L190 126V124ZM212 125H211V124ZM218 123V124H219ZM224 123H225V121H224ZM246 123V124H245ZM6 124H7V126L9 127H7L6 126ZM16 125V127L15 128H13L12 127V125ZM25 124H26V126H25ZM28 124V125H27ZM32 124V125H31ZM64 124V125H65ZM85 124V125H84ZM107 124H109V125H107ZM123 124V125H122ZM131 124H132V127L133 128H135L136 129V131L134 130V129H132V127H129V126H131ZM169 124V125H168ZM177 124V125H176ZM217 124V125H218ZM49 125V126H48ZM58 125H59V127H58ZM61 125V126H60ZM70 125H71V127H70ZM88 125V127H85V126H87ZM92 125V126H91ZM101 125H103V126H101ZM111 125V127H109ZM136 125V126H135ZM158 125V126H157ZM160 125V126H159ZM162 125H164V126H162ZM205 125V126H204ZM231 125V124H230ZM4 126V127H3ZM6 126V127H5ZM48 126V127H47ZM77 126V127H76ZM79 126V127H78ZM108 126V127H107ZM112 126H115V127H112ZM117 126H120V127H117ZM126 128H125V127ZM135 126V127H134ZM232 126H234L233 124H232ZM240 126H239V129H240ZM24 127H25V129H24ZM27 127H29V128H27ZM30 127H32L31 129H30ZM45 128V127H47V129L45 128V129H43V130H41L42 131V133L44 132H46L45 134L47 135L48 133V135H50V133H51V136H53V137H50L49 138V136H44V133L40 136V134H39V132H40V129H42V128ZM65 127V126H64ZM137 127V128H136ZM165 129H164V128ZM175 127V128H174ZM185 127V128H184ZM186 127H187V129H186ZM1 128H2V130H1ZM21 128H19L18 127V130H20ZM27 128V129H26ZM55 129V130H52V129ZM68 128H70V130L68 129ZM77 129L78 131H77V133H76V129H75V131L73 130V129ZM79 128V129H78ZM83 128V129H82ZM87 128V129H86ZM90 128V129H89ZM94 129V128H96V130H98V131H96L95 129H94V131L95 132H93V130H91V129ZM111 128V129H110ZM117 128H119V129H117ZM130 128V129H129ZM171 128V129H170ZM183 128H184V130H183ZM15 129V130H14ZM30 129V130H29ZM59 129V130H58ZM109 129V130H108ZM117 129V130H116ZM121 129V130H120ZM127 129H129V130H127ZM150 129V130H151ZM163 130V132H162V130ZM178 129V130H177ZM201 129V130H202ZM244 129V130H245ZM249 129H246V130H249ZM4 130V131H3ZM24 130H26V131H24ZM29 130V131H28ZM57 130L59 131V132H57ZM62 130H63V132H62ZM66 130H68V131H66ZM72 130V132L74 131L76 134L75 135H73L74 134V132L72 133V132H70ZM85 130V131H84ZM91 132H89V131ZM114 130V131H113ZM119 130V131H118ZM131 130H132V134H131ZM137 130H138V132L141 134V135H138L139 133L137 132ZM165 130V131H164ZM181 130V131H180ZM201 130H200V133H201ZM242 130H239V132L240 131H242ZM2 131V132H1ZM33 133V134H39V136L40 137H38V139H36V141L38 142V141H40V142H36V141H34L35 139H34V137L33 136H36V135H33L31 132ZM61 131V132H60ZM80 131V132H79ZM87 132V135L88 134H90V136H89V138H86V134L84 133V132ZM101 131V132H100ZM108 131H109V133H108ZM121 131V132H120ZM168 131V132H167ZM176 131V132H175ZM194 132V133H192V132ZM26 133L25 135L26 136H23V138H22V133ZM79 132V133H78ZM111 132V133H110ZM112 132H114L115 133V135H114V133H112ZM119 132V134H117ZM134 132V133H133ZM136 132H137V137H136ZM143 132H145L146 133V136H145V134L143 133ZM147 132L149 133V134H151V133H153V134H151V136L149 135V134H147ZM173 132V133H172ZM202 132H203V130H202ZM4 133V134H3ZM24 133H23V135H24ZM29 135H28V134ZM92 133L94 134V135H92ZM97 133V134H96ZM167 133V135H164V134H166ZM199 133V132H198ZM197 133V134H198ZM246 133H248L247 135H246ZM252 133H253V135H252ZM58 134V135H57ZM71 134V136H68V135H70ZM119 136H117V135ZM169 134V135H168ZM189 136H188V135ZM201 134H203V133H201ZM241 134V135H240ZM18 135V136H17ZM32 135V136H31ZM57 135V136H56ZM59 135H60V137H59ZM66 135H67V137H66ZM73 135V136H72ZM80 135V136H79ZM84 135H86V136H84ZM104 135V136H103ZM149 135V136H148ZM152 135H153V137H152ZM156 136V138H155V136ZM185 135H186V137H185ZM190 135H191V137H190ZM193 135V136H192ZM250 135V136H249ZM14 136H16L15 138H14ZM29 136V137H28ZM64 136V137H63ZM77 136H78V138H79V140H78V138H77ZM105 137V139L106 140H104V139H102L101 138V140H99L100 142L101 141H103L104 140V142L106 143V141H107V139H108V142L106 143V144H108V145H106L105 144V146H104V143L102 142L101 144L103 145V146H98V147H96L97 146V144L98 143H100V142H98V138L99 137ZM108 136V137H107ZM123 136V137H122ZM242 136V137H241ZM252 136V138H250ZM30 138V140L29 139H27V138ZM57 137V138H56ZM85 137V138H84ZM88 137V136H87ZM95 137H96V140H95ZM98 137V138H97ZM107 137V138H106ZM115 137L116 138H118V140H116L115 139ZM148 137V138H147ZM168 137V138H167ZM183 137L184 138H186V140H187V137H189V139L188 140H194V142L192 143V141L190 142V144H189V142H183V140H181V139H183ZM241 137V138H240ZM244 137H245V139H244ZM249 139H248V138ZM22 138V139H21ZM36 138V137H35ZM40 138H41V140H40ZM58 138H61V139H59L58 140ZM74 138V139H73ZM76 138V139H75ZM87 139V144H88V140H90L91 138H94V140L95 141H97V142H94V144L96 145V146H94V145H90V144H92L93 142V140L91 141H89V142H92V143H89L88 145H90V146H88L87 144H86V142H83L84 141V139ZM111 140H110V139ZM121 138V139H120ZM140 138H142V139H140ZM149 139V140H147V139ZM151 138V139H150ZM153 138V139H152ZM247 138V139H246ZM44 141H46V142H43V140ZM55 139V140H54ZM57 139V140H56ZM65 139H68V140H65ZM70 139V140H69ZM83 141H82V140ZM100 139V138H99ZM236 139H241V140H236ZM244 141H243V140ZM7 140V141H6ZM25 140V141H24ZM28 140H29V142H31L32 143V141H33V143L31 144V143H29L28 142ZM52 140V141H51ZM113 140V141H112ZM125 140V141H124ZM134 140V141H133ZM142 140V141H141ZM154 140V141H153ZM54 141V142H53ZM62 141V142H61ZM78 142V143H80V142H83V143H85L86 145L85 146H87V147H85V146H83L82 144L83 143H80L79 145H76V146H78V148L77 149H74L76 146H75V142ZM175 141V142H174ZM182 141V142H181ZM246 141V142H245ZM24 142V143H23ZM36 142V143H35ZM50 142V143H49ZM54 144H53V143ZM70 142V143H69ZM113 142V143H112ZM122 142V143H121ZM125 142V143H124ZM140 142V143H139ZM143 142V143H142ZM150 142V143H149ZM171 142V143H170ZM174 142V143H173ZM196 142V143H195ZM240 142V143H239ZM22 143V144H21ZM29 143V144H28ZM42 143V144H41ZM55 143H57V144H55ZM70 144V145H68V144ZM77 143V144H78ZM117 143V144H116ZM129 143V144H128ZM133 143V144H132ZM137 143H139V144H137ZM153 143V144H152ZM192 143V144H191ZM236 143V144H235ZM240 145H239V144ZM242 143V144H241ZM248 143V144H247ZM30 144H31V146H30ZM38 144V145H37ZM47 144L49 145V147L50 148H52L53 150H55L54 152H56L57 151V149L58 150H60V149H62V153L64 152V151H67V152H65V153H70V155L68 154V156H67V154H65V153H63V155H62V153H60L61 152V150L58 152H56L55 153V156H57L56 158H58V159H56V158H54V156H51V158H54V159H56L55 161H57L56 163H55V165H54V163H52V162H54L53 161V159L51 160V158L49 159L48 158V151H50V150H47L48 148H47ZM59 144H61V146L59 145ZM113 144V145H112ZM115 144V145H114ZM126 145L125 147L123 146V145ZM149 144H151V146L149 145ZM186 144H188V146H186ZM208 144V143H207ZM251 144V146H249ZM3 145V144H2ZM21 145V146H20ZM25 145V146H24ZM26 145H28L29 147H32V148H29L28 146H26ZM37 145V146H36ZM72 145V146H71ZM81 145V148H82V150L81 149H79L80 146ZM112 147H111V146ZM136 146V148H135V146ZM140 145H141V147H140ZM172 145V146H171ZM175 147H174V146ZM178 145V146H177ZM202 145L204 146V147H202ZM210 145L211 144H209L208 146L210 147ZM242 145V146H241ZM40 147V148H37V147ZM57 146H58V148H57ZM65 146V147H64ZM93 148H92V147ZM106 146H108V147H106ZM119 146V147H118ZM123 146V147H122ZM139 146V147H138ZM168 146H169V148H168ZM177 146V147H176ZM191 146L193 147V148H191ZM197 146V147H196ZM216 146H218V145H216ZM239 146V147H238ZM2 147V146H1ZM10 147V148H9ZM19 147H21V149H19ZM34 147V148H33ZM36 147V148H35ZM44 147V148H43ZM56 147V148H55ZM60 147V148H59ZM68 147H70V148H68ZM85 147V148H84ZM105 147V148H104ZM131 147V148H130ZM190 147V148H189ZM246 147V148H245ZM252 147V148H251ZM13 148H15L16 150L12 153L11 151H12V149ZM30 150H29V149ZM46 148V149H45ZM64 148V149H63ZM83 148H84V150H83ZM89 148V149H88ZM96 148V149H95ZM99 149V151H98V149ZM130 148V149H129ZM140 148V149H139ZM178 149V150H176V149ZM197 148V149H196ZM203 148V149H202ZM251 148V149H250ZM18 149V150H17ZM67 149V150H66ZM74 149V150H73ZM96 151H94V150ZM113 149H115V150H113ZM124 149H125V151H124ZM138 149V150H137ZM168 149V150H167ZM169 149H171L170 151H169ZM174 149V150H173ZM192 149V150H191ZM199 149V150H198ZM201 149V150H200ZM210 149H211V147H210ZM213 149V148H212ZM224 149V150H223ZM247 149V150H246ZM19 150H21V151H19ZM22 150H23V152H25V153H22ZM29 150V153L28 152H26V151H28ZM78 150V151H77ZM88 150H93V151H91L90 152V154L88 153L89 151ZM111 150H112V152H111ZM128 152H127V151ZM143 150V151H142ZM157 150H159V152L157 151ZM161 150V151H160ZM196 150V151H195ZM197 150L198 151H200V152H197ZM204 150V151H203ZM16 151H18V152H16ZM34 153H33V152ZM47 151V152H46ZM73 151H75V152H73ZM99 153H98V152ZM165 151V152H164ZM173 151H176V152H173ZM182 151V152H181ZM194 151V152H193ZM201 151H203V152H201ZM211 151H214L213 153L211 152ZM250 151V152H249ZM32 152V154L35 156V161L33 160V158L34 157H32L33 155L32 154H30ZM35 152H36V154H35ZM38 152V153H37ZM40 152V153H39ZM46 152V153H45ZM85 152V154H83ZM108 152H110V153H108ZM161 152H164L165 154H163V153H161ZM180 152V153H179ZM189 152H192V153H189ZM196 152L198 153V154H200V155H198V154H196ZM207 152H209V153H207ZM15 153H19V155H16L15 156ZM22 153V154H21ZM46 155H45V154ZM58 153H60L59 154V157H60V155H61V158H64L65 157V159H60L59 157H58ZM73 153V154H72ZM75 153V154H74ZM96 153V154H95ZM107 153V154H106ZM120 153V154H119ZM173 153V154H172ZM176 153V154H175ZM179 153V154H178ZM194 153V154H193ZM219 153H220V156H219ZM238 153V154H237ZM241 153V154H240ZM25 154V155H24ZM27 154V155H26ZM30 154V156L28 157V155ZM39 154V155H38ZM77 154V155H76ZM88 154V155H87ZM95 154V155H94ZM109 154H111V156L109 155ZM158 154V155H157ZM177 156H175V155ZM178 154V155H177ZM182 154V155H181ZM207 154V155H206ZM217 154V155H216ZM227 154V155H226ZM254 154V155H253ZM24 156V158L23 159H25V160H23L22 159V157ZM40 156L41 157V159H39V157L38 156ZM48 155V156H47ZM74 157H72V156ZM92 155V156H91ZM100 155V156H99ZM114 155V156H113ZM151 155V156H150ZM159 155H163L162 157L164 158L166 155L168 156H166V158H164L163 160H162V162H163V164H165L163 167H165V168H163L162 167V162H161V160H160V157L161 156H159ZM193 155V156H192ZM208 155H210V156H208ZM226 155V156H225ZM252 155V156H251ZM9 156V155H8ZM17 156H19V157H17ZM37 156V157H36ZM63 156V157H62ZM90 156H91V158H90ZM96 156H98V157H95ZM109 156V157H108ZM118 157V158H116V157ZM148 156V157H147ZM157 156H159V158L157 157ZM175 156V157H174ZM195 156V157H194ZM198 156V157H197ZM201 156V157H200ZM225 156V157H224ZM230 156V157H229ZM236 156V157H235ZM29 158V159H27V158ZM30 157H32V159L30 158ZM44 157H47L46 159H49V160H51V161H49V162H51V164H53L54 165V168H57V170L60 168V166H61V164H60V166H58V164L60 163V161H59V159L62 161V160H67V159H71L69 162H76V163H71V165H70V167H68V165L70 164L69 162H68V160H67V163L65 162V163H63L64 161H62V163L63 164H65L64 165V167H62L61 166V168H63V169H65V167H66V165H67V167H68V170H67V167H66V170H65V173L68 171H70L69 173H71V171H72V173L71 174H73V173H75L76 174V172H78V170L77 169H81L80 171H82L81 172V174H78V173H80V172H78L77 174L78 175H76L75 176V174H73V175H71L70 176V174H69V178L71 177V179H73V180H69V182H68V187H72V185H75L76 186V184L77 185H79V182H80V185L82 186V188L83 189H85V191L88 193V191H87V189L88 190H90L89 191V194L91 195V198L89 199V200H84V199H82V200H79V199H76L77 197L75 196L74 197V202H73V200L71 199V200H69L70 202H68V209H66L67 208V206L65 207V209H64V205H66V203H60V204H54L53 202L51 203V202H49V201H47V198H46V194H44V193H47V194H49L50 193V191L48 190L49 189V184L48 183H46V181L47 182H49V181H51L52 182V178L54 179V175H55V177L57 176V175H59V173L57 174H54L55 173V171H56V169H54L53 168V165H49L48 163V166H50V168H51V166H52V168L50 169L49 167L47 168L48 170L50 169L51 171L49 172V174L45 171V166L43 167V169L44 170H42V166L40 165V163L41 162H44L45 163V159H44ZM66 157H67V159H66ZM70 157V158H69ZM84 157H85V159H84ZM86 157H89V158H86ZM104 157H106V158H104ZM135 157V158H134ZM155 157H157V158H155ZM183 157V158H182ZM207 157V158H206ZM248 157H250V158H248ZM19 158V159H18ZM20 158H21V160H20ZM77 158V159H76ZM101 158V159H100ZM108 158V159H107ZM110 158V159H109ZM169 158V159H168ZM177 158V159H176ZM210 158V159H209ZM213 158V159H212ZM218 158V159H217ZM73 159H76V160H74L73 161ZM84 159V160H83ZM90 159V160H89ZM103 159V160H102ZM148 159V160H147ZM153 159V160H152ZM180 160V162H178L179 160ZM41 160V161H40ZM81 160V161H80ZM91 160H94V161H91ZM121 160V161H120ZM143 162H142V161ZM147 160V161H146ZM157 160H158V162H157ZM159 160H160V162H159ZM167 162H166V161ZM182 160V161H181ZM184 160V161H183ZM196 160H197V162H196ZM214 160V161H213ZM251 160V161H250ZM256 160V161H255ZM20 161V162H19ZM36 161H40V162H37L36 163ZM59 161V162H58ZM79 161V162H78ZM86 161V162H85ZM90 161V162H89ZM164 161L167 163H164ZM177 163H176V162ZM254 161V162H253ZM22 162H24V163H22ZM29 163V165H28V163ZM94 162V163H93ZM106 163L105 165H104V163ZM124 162V163H123ZM145 162L147 163V168H145V166H146V164H145ZM149 162H154L153 163V165L154 166H152V167H150V166H148V163ZM170 162V163H169ZM194 162V163H193ZM200 162H201V164H200ZM207 162H210V164L209 163H207ZM253 162V163H252ZM257 162H258V164H257ZM20 163H22V165L20 164ZM35 163V164H34ZM43 163V164H44ZM80 165H78V164ZM132 163V164H131ZM152 163H150V164H152ZM181 164L182 166H180L179 164ZM184 163V164H183ZM193 165H192V164ZM196 163V164H195ZM199 165H198V164ZM218 165H217V164ZM255 163V164H254ZM27 164V165H26ZM37 164V167L38 166H40L41 167V171H43L42 173L44 174V176H43V174L41 173V171L39 170V171H35V170H38L37 168H36V166H34V165H36ZM42 164V163H41ZM42 164V165H43ZM72 164H75L74 165V167H76V169L75 170H77L76 172L74 171V168H73V166H72ZM102 164V165H101ZM134 164V165H133ZM143 164V165H142ZM145 164V165H144ZM159 164V165H158ZM187 164V165H186ZM206 164V165H205ZM214 164V165H213ZM251 166H250V165ZM261 164V163H260ZM57 165V166H56ZM91 165H93V166H91ZM137 165H138V167H140V168H138L137 167ZM170 165V166H169ZM195 165H196V167H195ZM198 165V166H197ZM201 165V166H200ZM220 165V166H219ZM257 165V166H256ZM259 165V166H258ZM28 166V167H27ZM30 166V167H29ZM47 166V165H46ZM71 166H72V169L73 170H69V168H71ZM82 166V167H81ZM84 166H87V167H85L84 168ZM100 166V167H99ZM132 166H135V167H132ZM167 166H169V167H167ZM187 166V167H186ZM190 168H189V167ZM204 168H203V167ZM59 167V168H58ZM80 167V168H79ZM90 167V168H89ZM129 167H131V170H130V168ZM144 167V168H143ZM171 167V168H170ZM249 167V168H248ZM251 167H252V169H251ZM257 167H259V168H257ZM34 168V169H33ZM39 168V167H38ZM82 168H83V170H82ZM86 168H87V170H86ZM137 170V172L135 171V169ZM169 168V169H168ZM177 168H178V170H177ZM184 170H183V169ZM196 168V169H195ZM203 168V169H202ZM28 169H29V171H28ZM52 169H54V170H52ZM89 169V170H88ZM121 169V170H120ZM132 169H134L133 171H132ZM138 169H141L140 171H139V173H138ZM147 169H148V171H147ZM163 169V170H162ZM165 169H166V171L167 172H165ZM172 169V170H171ZM84 170H85V173H84ZM129 170V171H128ZM169 170V171H168ZM172 172H171V171ZM187 170V171H186ZM88 171V172H87ZM93 171V172H92ZM116 171H118V172H116ZM123 171V172H122ZM132 171V172H131ZM155 171V172H154ZM163 171V172H162ZM175 171V172H174ZM189 171V172H188ZM191 171H192V173H191ZM196 171V172H195ZM200 171H201V173H203L202 175H201V173H200ZM33 172V173H32ZM37 172V173H36ZM44 172H46V174H48V176L46 177L45 175V173ZM51 172L54 174H51ZM116 172V173H115ZM131 172V173H130ZM146 172H148L147 174H146ZM151 172V173H150ZM168 172H169V174H168ZM185 172V173H184ZM208 172H209V174H208ZM26 173V174H25ZM87 173V174H86ZM119 173V174H118ZM120 173H121V175H120ZM135 173H138V176L135 174ZM173 173V174H172ZM175 173H176V175H175ZM180 173V174H179ZM189 173V174H188ZM206 173H207V175H206ZM244 173L247 175H244ZM24 174V175H23ZM33 174H36L37 176H38V178H37V176L35 175H33ZM39 174V175H38ZM40 174H42V175H40ZM52 176H51V175ZM68 174V173H67ZM84 174V175H83ZM106 174V175H105ZM118 174V175H117ZM122 174H124V175H122ZM135 174V175H134ZM168 174V175H167ZM184 174V175H183ZM188 174V175H187ZM190 174H191V176H190ZM27 175H29L28 177H27ZM65 175V174H64ZM82 175V176H81ZM87 175V176H86ZM115 175V176H114ZM126 175L128 176V177H126ZM134 175V179L132 178L131 179V177ZM141 177H140V176ZM175 175V176H174ZM193 175V176H192ZM206 175V176H205ZM41 176V177H40ZM68 176V175H67ZM73 176H75V177H77V178H75V177H73ZM124 177V178H122V177ZM165 176V177H164ZM167 176V177H166ZM172 178H170V177ZM182 176H183V178H182ZM187 176V177H186ZM197 176H199L200 178H201V176H202V179H200L199 177H197ZM209 176V177H208ZM242 176H244V177H242ZM35 177V178H34ZM44 177V178H43ZM51 177V178H50ZM58 177V176H57ZM82 177V178H81ZM99 177V178H98ZM110 177V178H109ZM114 177H116V178H114ZM140 177V178H139ZM161 177V178H160ZM174 177V178H173ZM176 177V178H175ZM193 177H195V179L193 178ZM205 177V178H204ZM238 177H240V178H238ZM23 178V179H24ZM33 178L35 179V180H33ZM37 178V179H36ZM47 178H49V179H47ZM81 178V179H80ZM84 178V179H83ZM103 178H105L106 180H109V182H107V181H102V179ZM117 178H119V181H116L117 180ZM126 178V179H125ZM129 178V179H128ZM143 178V179H142ZM212 178V179H211ZM246 178H248V179H246ZM41 179H42V181H44V182H41ZM87 179H89V180H87ZM104 179V180H105ZM136 179V180H135ZM176 179V181H178L179 182V187H181L183 190H184V192H186V196H185V193L184 194H179L178 193V191L177 190H180L179 188H178V186L176 185V181L174 182V180ZM231 179H232V181H231ZM238 180V181H236V180ZM240 179V180H239ZM25 180V179H24ZM30 182H29V181ZM36 180H38V181H36ZM74 180L77 182V183H75L74 182ZM80 180H82V181H80ZM87 180V181H86ZM91 180V181H90ZM100 180V181H99ZM123 180V181H122ZM135 182V184H134V182ZM139 180H141V181H139ZM170 180V181H169ZM184 180V181H183ZM207 180V181H206ZM209 180V181H208ZM213 180V181H212ZM36 181V182H35ZM40 181V182H39ZM73 181V182H72ZM88 183V185H86V183ZM90 181V182H89ZM95 181V182H94ZM97 181V182H96ZM110 181H112L111 183H110ZM126 181L128 182H131V183H128V184H126ZM201 181V182H200ZM204 181V182H203ZM231 181V182H230ZM27 182V183H26ZM50 182V183H51ZM72 182V183H71ZM95 184H94V183ZM113 182H114V184H115V187L114 186H110V185H113ZM139 182H142L143 183V186H145V189L144 190H141L139 193H140V201H138V203L141 205H139L138 203H135V202H133V200L131 199V195H132V191H133V189H132V186H133V184H134V186L137 184V183H139ZM190 182V183H189ZM210 182V183H209ZM235 182V183H234ZM240 182H242L241 184H240ZM28 183H30V184H28ZM37 183H40V184H42L41 186H42V188L40 187V184H37ZM75 183V184H74ZM83 183H85V184H83ZM92 183L94 184V185H92ZM122 183V184H121ZM181 183V184H180ZM192 183H193V185H192ZM202 183V184H201ZM206 183V184H205ZM208 183V184H207ZM35 184H37V185H35ZM48 184V185H47ZM70 184H72V185H70ZM102 184H104L103 185V188H102ZM119 184V185H118ZM126 184V185H125ZM198 184V185H197ZM231 184V185H230ZM234 184V185H233ZM243 184V185H242ZM106 185H109L108 187H111V188H109V190H106L107 189V186ZM120 185H122V186H120ZM152 185H153V187H152ZM158 185V186H157ZM161 185V186H160ZM169 185H171V187H169ZM174 185V186H173ZM238 185V186H237ZM46 186L48 187V188H46ZM86 186L88 187V186H90V187H94L93 189L92 188H90V187H88L87 189H86ZM100 188H99V187ZM120 186V187H119ZM125 188H124V187ZM199 186V187H198ZM207 186V187H206ZM29 187V188H28ZM32 187L34 188V189H32ZM96 187H97V189H96ZM104 187H106V189L104 188ZM158 187V188H157ZM172 187H174V188H177V190L176 189H173L172 190ZM30 188H31V190H30ZM74 188V186L72 187V189ZM113 188V189H112ZM154 188V189H153ZM171 188V189H170ZM196 188H200V190H202V191H200L199 190V192H201V193H199L198 192V189H196ZM26 189H28V191L26 190ZM38 189H41V190H38ZM44 189H46V190H48V191H44ZM104 189V190H103ZM110 189H112V190H110ZM151 189V190H150ZM169 189H170V191H169ZM190 189V190H189ZM27 191V192H24V191ZM35 191V193H33L34 191ZM106 190V191H105ZM124 192H123V191ZM163 191V194L162 195H160L159 193H157V192H160V191ZM172 190V191H171ZM192 190V191H191ZM91 191H93L92 193H91ZM101 192V194L99 195V193ZM108 191H110V193L108 192ZM114 191H115V193H114ZM123 193H122V192ZM156 191V192H155ZM161 191V192H162ZM176 191H177V193H176ZM198 192V195L196 196V193ZM23 192V194L21 195V193ZM31 192V193H30ZM43 192V193H42ZM119 192V193H118ZM160 192V193H161ZM181 192H182V190H181ZM196 192V193H195ZM1 193V192H0ZM144 193V194H143ZM146 193V194H145ZM153 193V194H152ZM169 195H168V194ZM193 193H195V194H193ZM253 193V195L254 194H256V195H254L253 197H255V196H260L261 195V193H259L258 192V194H257V192H252ZM30 196H29V195ZM44 194V195H43ZM94 194V195H93ZM109 194H110V197H109ZM115 196H114V195ZM157 194V195H156ZM165 194V195H164ZM211 194V195H210ZM220 194H222V195H220ZM29 196L30 198H28L27 196ZM82 195V194H81ZM106 195H108V196H106ZM124 195V196H123ZM175 195V196H174ZM178 195V196H177ZM179 195H182V196H180L179 197ZM195 195V196H194ZM209 195H210V197H209ZM18 196V197H17ZM22 196V197H21ZM26 198H25V197ZM43 196H45V197H43ZM99 196V197H98ZM147 196V197H146ZM163 196H166V197H163ZM167 196H169V197H167ZM200 196V197H199ZM204 196V197H203ZM219 196V197H218ZM19 197H21V198H19ZM124 197H125V199H124ZM141 197H143V198H141ZM171 197H172V199H171ZM181 197H183V199L181 198ZM184 197H185V200H184ZM199 197V198H198ZM209 197V198H208ZM46 198V199H45ZM150 198V199H149ZM166 198V199H165ZM187 198V199H186ZM189 198V199H188ZM206 199V201H205V199ZM44 199V200H43ZM104 200V201H101V200ZM110 199V200H109ZM142 199H143V201H142ZM179 199V200H178ZM193 199V200H192ZM213 199V200H212ZM218 199V200H217ZM6 200V199H5ZM42 200V201H41ZM113 200V201H112ZM150 200V201H149ZM160 200V201H159ZM166 200V201H165ZM178 200V201H177ZM190 202H189V201ZM8 201V200H7ZM37 201H39V203L37 202ZM44 201L46 202V205H47V207H46V205H44L45 203H44ZM93 201V202H92ZM98 201V202H97ZM101 203H100V202ZM114 201H116V202H114ZM120 201H121V203H120ZM124 201V202H123ZM149 201V202H148ZM185 201L187 202L186 204H185ZM199 203H198V202ZM204 201V202H203ZM226 201V203H224ZM22 202V203H21ZM34 202L35 203H37V204H34ZM47 202H48V204H47ZM82 203V204H80V203ZM97 203V204H95L96 206H95V213L97 212L98 214H100V216H103V214H111V223H110V220H109V222H108V220H106V222H107V225H106V223H105V225H104V228H103V230L101 231V226H96L95 224H96V219H95V215L94 214H91V216L89 215L88 216V214H86V211H85V209H84V205H86V204H88V203H91L90 204V207L93 205L94 206V204L93 203ZM114 202V203H113ZM129 202H132V203H129ZM144 202V203H143ZM146 202H148L147 204H146ZM155 204H154V203ZM170 202H171V204H170ZM174 202V203H173ZM180 202H181V204H180ZM206 202V203H205ZM217 202V203H216ZM30 203V204H29ZM44 203V204H43ZM72 204V205H70V204ZM79 203V205H77ZM100 203V204H99ZM117 203V204H116ZM150 203V204H149ZM184 203V204H183ZM189 203H191V205L189 204ZM212 203V204H211ZM224 203V204H223ZM2 204H4V205H2ZM29 204V205H28ZM32 204V205H31ZM52 204H54L53 205V207H51L52 206ZM62 204H64V205H62ZM115 204V205H114ZM121 204V205H120ZM166 204V206H164ZM200 204H202V205H200ZM205 204V209H204V207H203V205ZM229 204V205H228ZM24 206L23 208H21L22 206ZM35 205V206H34ZM39 205H42V207L41 206H39ZM49 205V206H48ZM62 205V206H61ZM75 205V206H74ZM89 205V204H88ZM97 205H99V206H97ZM100 205H102L103 206V208H99V207H102V206H100ZM109 205V206H108ZM117 205H120V206H122L123 208H121L120 206L118 207V210H119V208L122 210L123 209V211H125L124 213H127L128 215H126L125 214V216H124V214L123 213H121V211H118L117 209H116V206ZM136 205V207H134ZM140 207H139V206ZM183 205V206H182ZM187 205V206H186ZM26 206V207H25ZM54 206H56V207H54ZM57 206H59L58 208H57ZM72 206V207H71ZM80 206H83V208H80ZM104 206H106V207H104ZM137 206H138V208H137ZM149 206H151V207H149ZM164 206V207H163ZM189 206V208H187ZM191 206H193V208H191ZM197 206H198V208H197ZM207 206H209L210 208L208 209V207ZM224 206V207H223ZM225 206H228V207H225ZM13 207V208H12ZM21 209H20V208ZM29 207V208H28ZM31 207V208H30ZM36 207H38V210H37V208ZM63 207V208H62ZM89 207V206H88ZM89 207V208H90ZM154 207V208H153ZM157 207V208H156ZM160 207V208H159ZM169 207V208H168ZM180 207H181V210H180ZM184 209H183V208ZM218 207V208H217ZM19 209V212L20 213H18V212H15V211H17L18 209ZM27 210H26V209ZM80 208V209H79ZM96 208H98L97 210H96ZM131 208V209H130ZM156 208V209H155ZM159 208V209H158ZM224 208V209H223ZM14 209H15V211H14ZM24 209V210H23ZM78 209V213H77V215L75 214L74 215V210H77ZM84 209V210H83ZM106 209V210H105ZM116 209V210H115ZM141 209V210H140ZM161 209V210H160ZM166 209V210H165ZM167 209H169V211L167 210ZM193 209V210H192ZM197 209H199L200 210V212H199V210H197ZM218 209V210H217ZM12 212V213H9L10 211ZM20 210H23L22 212L20 211ZM60 210H61V213L59 214V212H60ZM65 210H67V211H69V212H67L66 211V215L64 214L65 213ZM73 210V211H72ZM132 210V211H131ZM172 210V211H171ZM192 210V211H191ZM205 210V211H204ZM25 211V212H24ZM152 211V212H151ZM159 211V212H158ZM162 211V212H161ZM174 211H176L177 213H175ZM221 211V212H220ZM84 212V214H82ZM103 212V213H102ZM114 212H115V217L113 216L114 215ZM135 212V213H134ZM151 212V213H150ZM154 212H156V213H154ZM169 212H172V213H169ZM174 212V213H173ZM179 212V213H178ZM183 212H185V214L183 213ZM191 212V213H190ZM195 213V214H193V213ZM202 212V213H201ZM233 212V213H232ZM3 213H4V215H3ZM23 213V214H22ZM26 213V214H25ZM67 213L70 215V214H72L73 213V215L75 216L74 217V219H73V215H71V216H67ZM138 213V214H137ZM163 213V214H162ZM169 213V214H168ZM215 213V214H214ZM7 214H9V216H10V218H11V216H12V218L11 219H13V220H10V219H8L9 217H7ZM13 214H14V216H13ZM27 214H29L28 215V218H26V216H27ZM57 214H59L58 216H57ZM63 214V215H62ZM86 214V215H85ZM130 214V215H129ZM132 214V215H131ZM141 214H142V216H141ZM155 214H156V216L157 217H155ZM167 214V215H166ZM172 214V215H171ZM188 214H191V216L192 217H190V218H188L189 217V215ZM193 214V215H192ZM217 214V215H216ZM223 214V215H222ZM255 214V215H254ZM19 216V217H17V216ZM37 215V216H36ZM116 215H119L118 216V218H117V216ZM137 215V216H136ZM139 215V216H138ZM173 215H176L175 217H173ZM188 217H187V216ZM213 215V216H212ZM4 216H6L5 218H4ZM31 216V217H30ZM33 216V217H32ZM59 216V217H60ZM67 216V217H66ZM84 216H86V217H84ZM112 216L115 218H113L112 219ZM126 216H128V217H131L130 219H128V217H126ZM137 218H136V217ZM146 216V217H145ZM161 216V217H160ZM169 216V217H168ZM180 216H181V218H180ZM205 218H204V217ZM212 216V217H211ZM263 216V217H262ZM15 218V220H14V218ZM22 217V218H21ZM23 217H25L24 219H23ZM68 217H70V218H68ZM90 218V220L88 219V218ZM92 217V218H91ZM120 217V218H119ZM124 217V218H123ZM139 217V218H138ZM148 217V218H147ZM162 217H163V219H162ZM180 219H179V218ZM203 217V218H202ZM234 217V218H233ZM237 217H238V219L239 220H237ZM6 218H7V220H6ZM21 218V219H20ZM126 218L128 219L127 220V222H129L130 224H131V222H133L135 225H137V228H138V236H136L135 234H134V229H131V232H133V234L131 233V232H129L130 230V228H128L127 227V225H125V227H124V223H123V219L124 220H126ZM141 218H142V220H141ZM166 220H165V219ZM175 218V219H174ZM247 218V219H246ZM262 218V219H261ZM1 219H3L4 220V223H6L7 225H8V223L10 222V224H9V227L8 226H6V224L4 225L3 224V220H1ZM20 219V220H19ZM23 219V220H22ZM93 219H94V221H93ZM109 219V218H108ZM118 219H120L121 221H122V223L120 222V220H118ZM145 221H144V220ZM153 219V220H152ZM169 219V220H168ZM171 219V220H170ZM205 221H204V220ZM234 219V220H233ZM8 220H9V222H8ZM162 220V221H161ZM165 220V221H164ZM180 220H182V221H180ZM200 220V221H199ZM202 220H203V222H202ZM210 220V221H209ZM260 220V221H259ZM8 223H7V222ZM15 221V222H14ZM87 221V222H86ZM92 223H91V222ZM112 221H114V222H112ZM176 223H175V222ZM243 221V222H242ZM247 221V222H246ZM256 221V222H255ZM262 221V222H261ZM17 222V223H16ZM116 222V223H115ZM159 222V223H158ZM164 222H166V223H164ZM177 222H179V223H177ZM241 222V223H240ZM245 222V223H244ZM25 223V224H26ZM110 224V226H109V224ZM137 223V224H136ZM158 225H157V224ZM235 223H238V224H235ZM256 223V224H255ZM24 224V225H25ZM116 224V225H115ZM144 224V225H143ZM162 224V225H161ZM185 224V225H184ZM187 224V226H189ZM242 224V225H241ZM10 225H12V226H10ZM20 225H21V227H20ZM111 225H112V227H111ZM122 225H123V227H122ZM160 225H161V227H160ZM252 225V226H251ZM254 225V226H253ZM92 226H95V227H100V229L99 230H96L97 228H95L94 229V227H92ZM117 226V228L119 229H116L115 227ZM140 226V227H139ZM149 226H151V227H149ZM257 228H256V227ZM14 227H16V228H14ZM73 227V228H72ZM85 227V228H84ZM106 227H108V228H110V229H108V228H106ZM151 228L150 230H149V228ZM160 229H159V228ZM12 228V229H11ZM68 228L66 229V230H68ZM75 228H76V230L78 229V231H76L75 230ZM112 228V229H111ZM125 228H128L127 230L125 229ZM141 228H143V229H141ZM161 228H162V230H161ZM166 228V229H165ZM14 229V230H13ZM74 229V230H73ZM147 229V230H146ZM181 229V228H180ZM85 230H89L88 232L86 231V232H84ZM92 230H93V232H92ZM115 230V231H114ZM118 230V231H117ZM142 230V231H141ZM159 230H160V232H159ZM175 230V231H174ZM69 231H68V233H69ZM99 232V236H98V232ZM114 232V234H112V232ZM126 231V232H125ZM75 232V233H74ZM77 232H79V234H77ZM95 232V233H94ZM97 232V233H96ZM10 232H9V234H10V237L12 238V240H18V241H20V239H21V236H19L18 238L15 236V235H13V237L11 236L12 234H11ZM61 233V232H60ZM65 233V232H64ZM67 233V232H66ZM82 233V234H81ZM119 233V234H118ZM166 233V234H165ZM116 234V235H115ZM173 234H175V233H173ZM64 235V234H63ZM88 235V236H87ZM95 235H97V236H95ZM16 238H15V237ZM87 236V237H86ZM103 236V237H102ZM106 236V237H105ZM161 236H163V237H161ZM169 236V235H168ZM170 236H172V234L170 235ZM169 236V237H170ZM55 237V236H54ZM79 237V238H78ZM134 237V238H133ZM138 237V238H137ZM160 237V238H159ZM167 238V239H169L168 241H170V243H171V240L172 239H174V236L173 237H171V238ZM183 237H185V236H183ZM99 238V239H98ZM160 239V240H157V241H155V239ZM180 238L182 239V237L180 236ZM55 239V238H54ZM79 239H80V241H79ZM119 239V240H118ZM139 239V240H138ZM166 239V240H167ZM181 239H179L180 241L179 242H182L181 241ZM14 240V241H15ZM23 240V241H22ZM21 240V242H17V241H15L16 243H19V244H17L16 245V243H14L13 242V246L11 247V249L10 250H14V253H13V251H11V253L13 254V255H11L9 252V257H13L14 255H16L20 250H22L21 248H23L24 250V252L22 253V251L21 252H19L16 256H15V259H14V261H16L15 262V264H17V262H20V264L24 261V264H26L27 262H29L30 264L31 263H33V264H40V263H42L43 264V259H44V257H42L41 256V254L38 252V251H36L35 249V251H33V246L31 247V242H30V239H29V237H27V234L25 235V238L24 239H22ZM29 240V241H28ZM96 240V241H95ZM123 240V241H122ZM163 240H165V238H163ZM175 240V239H174ZM182 240H184L183 241V243L185 244V240L186 239H182ZM203 240V239H202ZM98 241H99V246H98ZM109 241V242H108ZM153 241H155V242H153ZM173 241V240H172ZM25 242H27V243H25ZM31 244H30V243ZM133 242V243H132ZM159 242V243H160ZM164 242V241H163ZM167 242V241H166ZM202 242V241H201ZM23 243V244H22ZM56 243H58V242H56ZM158 243V242H157ZM165 243V242H164ZM167 243H169V242H167ZM173 243V242H172ZM182 243V244H183ZM15 244V245H14ZM21 244V245H20ZM80 244V245H81ZM117 244V245H116ZM200 243H198V245H199ZM22 245H23V247H22ZM30 246V249L28 248V247H25V246ZM59 245H61V243L59 244L58 243V247L57 248H59V247H61V246H59ZM107 245V246H106ZM201 245V247H203L202 245L203 244H200ZM199 245V246H200ZM260 245V246H259ZM15 246H17V247H15ZM18 246H19V248H18ZM82 246V245H81ZM112 246V247H111ZM14 247V248H13ZM104 247H106V249L104 248ZM156 247V248H155ZM200 247V248H201ZM35 248V247H34ZM74 248H75V246H74ZM19 249V250H18ZM29 249V250H28ZM63 249V247L62 248H60L59 250L61 251ZM94 249H96V250H94ZM9 250V251H10ZM107 250V251H106ZM17 252V253H16ZM16 253V254H15ZM21 253H22V255L24 254V256L25 255H28V256H30L32 259L33 258H35L34 260H36L35 262H37V263H35L34 262V260L32 261V259L30 258V260L32 261V262H30V260H29V258L27 257H23L22 256V259H21V257H18V256H21ZM38 254L39 253V255L37 256V255H35V254ZM32 255V256H31ZM34 256V257H33ZM39 256H41V258H40V260H41V262L40 261H38V258H39ZM16 257H17V259H18V261L16 260ZM37 257V258H36ZM14 258V257H13ZM24 258H25V260H24ZM12 259V258H11ZM27 259V260H26ZM92 259V260H91ZM47 260V259H46ZM22 261V262H21ZM45 261V260H44ZM60 261V262H59ZM67 261V262H66ZM75 261V262H74ZM13 261H11V263H12ZM26 262V263H25ZM14 263V262H13ZM28 263V264H29ZM23 264V263H22Z\"/></svg>", "mask_w": 264, "mask_h": 264}, {"label": "bare ground", "instance_id": "2", "mask_svg": "<svg viewBox=\"0 0 264 264\" xmlns=\"http://www.w3.org/2000/svg\"><path fill=\"white\" fill-rule=\"evenodd\" d=\"M14 1V0H13ZM32 1V0H31ZM39 1V0H38ZM37 1V2H38ZM51 1L52 0H50V3H51ZM60 1V0H59ZM62 1V0H61ZM78 1V0H77ZM116 1V0H115ZM123 1V0H122ZM131 1H133V4H132V2ZM130 2H131V4L133 5V7H131L130 9H132L133 8V11H129L128 10V8L131 6L130 4H129V7H125V4H126V2L123 4V2H122V5L123 6H121V4L118 6V8L121 6V9L122 10H124L123 8H127V9H125L126 10V12L125 11H122L121 12V17H122V21H123V23H125V24H123V25H125V29H126V31L125 30H123L124 28H121V27H116L115 25L116 24H118L119 23V21H118V23H116L115 25L114 24H112V25H114L113 27H112V31H110V32H112L111 33V35L110 36H112V38L114 39L115 37L116 38H118V39H120V42H121V46H122V52H123V54H124V56H126L125 57V59L127 58L128 60H130V61H132V60H136V61H140L139 59V55H143V54H148L147 52H148V50L150 49H148V48H146V50H145V48H144V50H133V48L131 47V45L132 44H126L125 42L126 41H130V38H129V36H128V33H129V35H130V37H131V39L133 40V38H134V33H135V30L136 29H138V27H136L135 26V23H133V22H136V21H133L134 19H136V17H135V14L133 15V13H136V16L137 15H139V16H141L142 17V19H143V21L144 20H146L147 19V17L149 16V17H151L152 16V14L155 16V15H157V16H163V18L165 17L166 18V16L167 15H171V16H169V17H167L166 19H167V22L164 20V21H161V23L163 24H160V23H158L160 20L159 19H163V18H159L158 20V24H156V19L154 20V21H151L152 19L151 18H154L153 16L151 17V18H149V19H147L148 21H149V23L151 22V24H149L148 23V21H146L147 23H148V26H150V25H155L156 24V26L158 25V26H160L159 28H153L154 29V31L156 30L157 32H156V34H155V32H153V34L156 36L157 34V36H158V38L160 37L161 38V36L162 35H164V36H166L167 38L169 37L168 35H169V33L172 35L173 33V37L175 36V34H176V36H178L177 34H180V37H182L183 38V40L184 39H186L187 37H188V39H186V41H188V40H190L191 39V36H192V33H193V35H197V36H200V31H203L204 29H207L206 27L208 26L207 24V22H205V23H203L202 22V20H203V18H202V20H197V18H198V16L199 15H197L196 16V19H195V17L193 18L192 16H191V18H189V15H191V14H193V11L192 12H190L191 14H188V16L186 17V15H185V17L187 18V20H189L190 21V19H192L191 21L192 22H189V24H185V17H183L184 16V14H182L181 15V13H183V11H185L186 12V8H189L190 7V11L191 10H193L194 9V12L196 13V10H195V6L192 8L190 5H192L191 3H188V1L190 2V0H185V1H187V3L188 4H190V5H188V4H186L185 5V1H183V0H176V2L178 1H180L179 2V4L183 1V3H181V4H184V7L185 6H187V7H185V9L184 10H182V12L180 13L179 11H178V9H176V7L178 6V5H176V3H175V6L173 5L174 4V2H175V0H173V4H172V0L170 1V0H166V3H167V1H168V3L166 4L165 3V1H164V3L165 4H161L162 5V8H164V10H166V12L160 7V3H158V0H157V2L155 1V0H148L147 1V4H148V7L144 4L143 5V8L146 6V8L147 9H150L151 11H149V10H147L146 8H141V3L143 4V1L140 3V5L141 6H139L138 5V2H136V0H131ZM192 1H194V0H191V2ZM201 1V0H200ZM204 1V0H203ZM213 0H211V2H212ZM218 1V0H217ZM222 1V0H221ZM240 2H241V0H239ZM238 1V2H239ZM251 2H254V3H252L253 4V6H257L258 7V5H259V3H260V0H250ZM7 2H8V0H0V10L2 11V13L4 14H6V16L7 15H9V17H12L13 16V14L15 13H13L12 11L14 10H11V7H10V9L8 10V9H6V5H7ZM16 2V8H17V5L18 6H23L24 7V5L27 3V1L26 0H16L15 1ZM29 2V1H28ZM56 2H57V0H53V4H55L54 6H53V4H52V6L51 7H56L57 6V4H56ZM70 2V1H69ZM107 2V5H110V4H108L109 2L108 1H106ZM118 2H119V0H118ZM127 2H128V0H127ZM146 2V0L144 1V3ZM170 2V3H169ZM177 2V3H178ZM205 3H206V1H204ZM223 2V1H222ZM222 2H220L221 4H223ZM236 2V1H235ZM13 3V2H12ZM31 3V2H30ZM34 3H36L35 2V0H34ZM59 3V2H58ZM63 3V2H62ZM61 3V4H62ZM100 3V2H99ZM129 3V2H128ZM204 3V4H205ZM218 3V2H217ZM13 5V4H11V2L9 1L8 2V7L10 6V5ZM36 4H39V3H36ZM42 4V3H41ZM40 4V5H41ZM46 4V3H45ZM60 4V3H59ZM58 4V5H59ZM78 4V3H77ZM171 4V5H170ZM180 4V5H181ZM200 4H201V2H200ZM199 4V5H200ZM219 4V3H218ZM226 4V3H225ZM235 4V3H234ZM238 4V3H237ZM264 4V3H263ZM262 4V5H263ZM33 5V4H32ZM44 5V4H43ZM84 5V4H83ZM104 5V4H103ZM103 5H101L100 7H102ZM106 5V4H105ZM172 6V7H175L174 9H175V11H171L173 8L171 7V9H170V7H169V9H167L168 8V6ZM206 6H208V3H206L205 4ZM214 5H217V4H214ZM227 5V4H226ZM231 5H232V3H231ZM240 5V4H239ZM20 6V7H21ZM34 6V5H33ZM112 6V5H111ZM127 6V5H126ZM163 6H167V8L165 9V7H163ZM201 6H203V5H201ZM233 6V5H232ZM235 6L236 5H234L233 7L235 8ZM252 6V7H253ZM260 6V5H259ZM31 7V6H30ZM47 7V6H46ZM49 7V6H48ZM58 7V6H57ZM106 7V6H105ZM108 7V6H107ZM183 7V6H182ZM182 7L180 6V8L182 9ZM214 7H216V6H214ZM222 7V6H221ZM227 7V6H226ZM233 7H231V9L233 10L234 8ZM251 7V6H250ZM249 7V8H250ZM14 8V7H13ZM50 8V7H49ZM96 8V7H95ZM179 8V7H178ZM192 8V9H191ZM197 8H198V6H197ZM201 8V7H200ZM206 8V7H205ZM220 8V7H219ZM237 8V7H236ZM248 8V9H249ZM255 8V7H254ZM259 8V7H258ZM23 9V8H22ZM25 9V8H24ZM45 9V8H44ZM48 9V8H47ZM55 9V8H54ZM98 8H96V10H97ZM102 9V8H101ZM143 9V10H142ZM173 9V10H174ZM207 9V8H206ZM204 9L205 11H210V8L209 9ZM214 9H216V8H214ZM228 9H229V7H228ZM238 9H239V7H238ZM37 10V9H36ZM42 10V9H41ZM46 10V9H45ZM72 10V9H71ZM94 10V9H93ZM104 10V9H103ZM147 10V11H146ZM168 10L169 11H171V12H169L168 13ZM198 11H197V13L198 14H201V13H199V11L201 10V9H197ZM202 10H203V8H202ZM204 10H203V12H204ZM219 10V9H218ZM217 10V11H218ZM224 10V9H223ZM230 10V9H229ZM245 10V9H244ZM251 10H253L252 8H251ZM251 10H249L250 12H251ZM255 10V9H254ZM253 10V11H254ZM22 11V10H21ZM40 10H38V12H39ZM53 11V10H52ZM73 11V10H72ZM149 11V12H148ZM177 11L179 12V13H177ZM220 11V10H219ZM240 11V10H239ZM37 12V11H36ZM41 12V11H40ZM46 12V11H45ZM44 12V13H45ZM97 12V11H96ZM100 12V11H99ZM106 12H108V10L106 11ZM129 12V13H128ZM131 12V13H130ZM151 12V13H150ZM202 12V13H203ZM211 12V11H210ZM209 12V13H210ZM244 12V11H243ZM242 12V13H243ZM246 12V11H245ZM244 12V13H245ZM263 11H261V13H262ZM1 13V12H0ZM32 13V12H31ZM47 13V12H46ZM92 13V12H91ZM138 13V14H137ZM174 14L175 13V16L177 15L178 17H179V14L183 17V19H182V17L180 16L179 17V19H177L178 17H176V18H174V19H177V20H172V21H174V22H176V23H174V24H176V25H179L178 27H176V29H178V30H176V33L175 32H172L174 29H173V27L171 26V24H173V23H170V22H172V21H169L168 20V18L170 19V17H171V19H173V17H175L174 15H172V14ZM177 13V14H176ZM186 13H188V11L186 12ZM194 13V14H195ZM209 13H206V14H209ZM227 13V12H226ZM241 13V12H240ZM5 14H4V16H5ZM15 14H17V13H15ZM14 14V15H15ZM26 14V13H25ZM105 14V13H104ZM111 14V13H110ZM149 14V15H148ZM193 14V15H194ZM205 14V15H206ZM228 14V13H227ZM236 14H238V13H236ZM236 14H234V15H236ZM245 14H247V13H245ZM244 14V15H245ZM36 15H37V13H36ZM42 15V14H41ZM40 15V13H39V16H41ZM78 15V14H77ZM108 15V14H107ZM148 15V16H147ZM223 15V14H222ZM228 15H231V14H228ZM232 15H233V13H232ZM254 15V14H253ZM20 16V15H19ZM62 16H64V15H62ZM115 16V15H114ZM118 16V15H117ZM116 16V17H117ZM203 16V15H202ZM202 16H200V17H202ZM207 16V15H206ZM237 16L238 15H236V18H237ZM252 16V15H251ZM250 16V17H251ZM262 16H264V15H258V16H254V17H252V18H250V19H247V20H245L244 19V21L243 22H240V24H238L237 23V25L235 24V26H234V24H233V27L231 28L232 30L229 32L228 30H227V28H226V30L228 31V33H227V31H226V34H221L220 33V35H221V37L219 38V36L217 37L218 38V42L217 43H219V47L218 46H213V44L211 45L212 47H210V46H208L209 44H210V40H209V44H207L208 42V39H206L205 38V40H206V44H207V46L208 47H206V48H211L210 49V51L208 52L207 51V49L205 50V52H204V54L206 53V55L205 56H207V53L209 54H211V56L212 57H207L206 58V60H208L209 58L211 59L212 58V62H211V60L209 61L210 63H212V65L213 66H210L211 64H209V66L210 67H212V72L214 71V68L216 67L215 65H218V67L216 68V70H215V73H219V76H221L220 78H218L217 76L215 77V79L217 80V82L221 79L222 80V75L220 74L222 71H224V70H226L223 74H226V75H228L229 73L227 72V68H228V66H229V68H231V70H232V72L234 73V76H236L237 77V80H239L240 82H241V80H240V78L242 77L241 75L243 74L242 72H241V64H240V62L242 61V59H244V56L246 55V53H248L249 52V50L250 49H252V47H253V45L256 43V42H254V40H253V38L252 37H256L257 36V34L260 32V30L259 29H261V28H263L264 29V18L262 17ZM2 16H0V18H1ZM17 17V16H16ZM21 17V16H20ZM27 17V16H26ZM29 17V16H28ZM121 17H120V19H121ZM132 17H135L134 19L132 18ZM138 17V16H137ZM141 17H140V19H137V21L138 20H141ZM205 17V16H204ZM212 17H215L216 18V16L215 15H213ZM227 17V16H226ZM244 17V16H243ZM7 18V17H6ZM38 18V17H37ZM57 18V17H56ZM114 18V17H113ZM156 18V17H155ZM158 18V17H157ZM164 18V19H165ZM208 18V17H207ZM211 18V17H210ZM232 18V17H231ZM230 18V19H231ZM2 19V18H1ZM13 19H16V18H14V16H13ZM20 19V18H19ZM60 19V18H59ZM62 19V18H61ZM67 19V18H66ZM116 19V18H115ZM115 19H113V20H115ZM133 19V20H132ZM170 19V20H171ZM198 19H201V18H198ZM205 19V18H204ZM214 21H218L217 20V18H216V20L214 19V18H212ZM227 19V18H226ZM239 19V18H238ZM7 20H9V18L7 19ZM17 20V19H16ZM69 19H67V20H65L64 21V19H62V21L60 22V24H59V26H61V29H62V31H63V35H64V37L66 38H68V37H71V35L72 34H74L73 35V37H71L69 40L72 42L73 41V39L74 38H77V36L75 37V32H76V30H74L72 27H69L68 26V24H70V23H68L67 21H68ZM111 20V19H110ZM118 20V19H117ZM194 20H196L197 22H196V24L194 23L195 21ZM208 20H209V18H208ZM225 20V19H224ZM228 20V19H227ZM233 20V19H232ZM13 21V20H12ZM19 21V20H18ZM17 21V22H18ZM28 21V20H27ZM121 21V22H122ZM169 21V22H168ZM183 21V22H182ZM210 21V20H209ZM212 21V20H211ZM210 21V24L212 23ZM213 21V22H214ZM15 22V21H14ZM20 22V21H19ZM22 22H23V20H22ZM59 22V21H58ZM65 22H67V23H65ZM103 22V21H102ZM114 22V21H113ZM142 23V20L141 21H139L138 22V24L139 23ZM145 22V21H144ZM144 22L142 23V24H144ZM186 22H188V21H186ZM3 23V22H2ZM9 23V22H8ZM28 23H30V22H28ZM37 23V22H36ZM147 23L145 24V26L144 27H146V28H148L146 25H147ZM153 23H155V24H153ZM207 23V24H206ZM17 24V23H16ZM44 24V23H43ZM52 24V23H51ZM122 24V23H121ZM174 24H173V26H174ZM216 24V23H215ZM223 24H225V22L223 23ZM3 25V24H2ZM9 25H13L14 26V24H9ZM21 25V24H20ZM50 25V24H49ZM74 25V24H73ZM86 25V24H85ZM91 25V24H90ZM120 25V24H119ZM134 25V26H133ZM189 25V26H188ZM207 25V26H206ZM217 25V24H216ZM222 25V24H221ZM231 25V24H230ZM4 26V25H3ZM12 26V27H13ZM19 26V25H18ZM63 26V27H62ZM142 26V25H141ZM140 26V27H141ZM162 26V27H161ZM213 26H215L214 25V23L212 24V27ZM10 27V26H9ZM16 27V26H15ZM15 27H14V29H15ZM38 27V26H37ZM80 27V26H79ZM85 27V26H84ZM110 27V26H109ZM136 27V28H135ZM152 27V26H151ZM155 27V26H154ZM174 27V28H175ZM209 27V26H208ZM228 27H230V26H228ZM4 28L5 27H3L2 28V26H0V29H2L3 31H6V28H7V26H6V28H5V30H4ZM33 28V27H32ZM39 28V27H38ZM50 28V27H49ZM88 28H90V26H88L87 28H84V29H88ZM105 28V27H104ZM103 28V29H104ZM142 28H143V26H142ZM145 28V29H146ZM160 28L162 29L161 30V32L160 31H158V29L160 30ZM214 28H217V27H214ZM219 28H220V26H219ZM10 29V28H9ZM28 29V28H27ZM60 29V30H61ZM78 29V28H77ZM83 29V28H82ZM95 29V28H94ZM98 29V28H97ZM101 29V28H100ZM134 29V30H133ZM144 28H143V30H145ZM150 29V28H149ZM148 29V30H149ZM153 29H151V31H153ZM263 29L261 30L262 31V34H263ZM32 30V29H31ZM42 30H44V29H42ZM53 30V29H52ZM58 30H59V27H58ZM81 30V29H80ZM90 30H92V28L91 29H89V31ZM102 30V29H101ZM105 30V29H104ZM142 30V29H141ZM174 30V31H175ZM215 30V29H214ZM221 30V29H220ZM230 30V29H229ZM258 30H259V32H258ZM1 31V30H0ZM11 31V30H10ZM83 31V30H82ZM81 31V33H84V32H82ZM98 31L99 30H97V33H98ZM133 31H134V33H133ZM137 31V30H136ZM150 31V30H149ZM148 31V32H149ZM162 31H163V33H162ZM195 31H199V32H197V33H194ZM211 31V30H210ZM218 31V30H217ZM6 32H8V31H6ZM40 32V31H39ZM45 32V31H44ZM48 32V31H47ZM79 32V31H78ZM93 32V31H92ZM100 32V31H99ZM102 32H103V30H102ZM105 32H106V30H105ZM109 32V33H110ZM141 32V31H140ZM146 32L145 31V33H147V34H150V33H152V32ZM204 32V31H203ZM202 32V33H203ZM206 32H208V31H206ZM205 32V33H206ZM224 32V31H223ZM258 32V33H257ZM24 33V32H23ZM22 33V35H24ZM32 33V32H31ZM41 33V32H40ZM104 33V32H103ZM107 33H108V31H107ZM139 33V32H138ZM138 33H136V34H138ZM144 33V34H145ZM159 33L161 34V36H159ZM199 33V34H198ZM201 33V34H202ZM205 33H203V34H205ZM1 34V33H0ZM6 34V33H5ZM21 34V33H20ZM19 34V35H20ZM79 34V33H78ZM86 34V33H85ZM90 34V33H89ZM100 34H101V32H100ZM100 34H98V35H100ZM106 34V33H105ZM261 33H260V36L262 35ZM3 35V34H2ZM18 35V36H19ZM49 35V34H48ZM76 35H77V33H76ZM80 35H82V34H79V36ZM84 35V34H83ZM141 35V34H140ZM195 35V36H196ZM211 35V34H210ZM217 35H219V34H217ZM264 35V34H263ZM45 36H46V34H45ZM94 36V35H93ZM96 36V35H95ZM101 36L103 37V38H105V36H107V34L106 35H103V34H101ZM108 36H109V34H108ZM113 36H115V37H113ZM136 36V35H135ZM154 36V37H155ZM190 36V37H189ZM203 36H205V35H203ZM15 37V36H14ZM24 37V36H23ZM80 37H82V36H80ZM137 37V36H136ZM135 37V38H136ZM173 37L172 38H170V39H173ZM179 37V36H178ZM209 37V36H208ZM207 37V38H208ZM214 37V36H213ZM257 37H259V36H257ZM19 38V37H18ZM30 38V37H29ZM52 38V37H51ZM73 38V39H72ZM91 38V37H90ZM106 38H109V37H106ZM149 38V37H148ZM153 38V37H152ZM165 38V37H164ZM177 38V37H176ZM175 38V39H176ZM181 38V39H182ZM193 38V37H192ZM195 38V37H194ZM215 38V37H214ZM216 38V39H217ZM261 38H262V36H261ZM2 39V38H1ZM59 39V38H58ZM57 39V40H58ZM67 39V40H68ZM86 39H87V37H86ZM111 39V38H110ZM109 39V40H110ZM180 39V41H183V40H181ZM257 39V38H256ZM23 40V39H22ZM64 40H66V39H64ZM66 40V41H67ZM78 40H79V38H78ZM81 40V39H80ZM131 40V41H132ZM135 40H137V39H135ZM134 40V41H135ZM140 40V39H139ZM174 40V39H173ZM177 40V39H176ZM264 40V39H263ZM25 41H27V39L25 40ZM50 41V40H49ZM89 41V40H88ZM92 41V40H91ZM95 41V40H94ZM96 41H98V40H96ZM115 41H117V40H115ZM119 41V40H118ZM147 41V40H146ZM155 41V40H154ZM178 42H179V39L177 40ZM192 41V40H191ZM196 41V40H195ZM194 41V42H195ZM197 41H198V39H197ZM256 41V40H255ZM259 41V40H258ZM32 41H30V43H31ZM65 42V41H64ZM67 42H69V41H67ZM74 42V41H73ZM98 42H100V40L98 41ZM107 42V41H106ZM111 42H113V41H111ZM155 46H156V48H157V50L159 49V48H162V47H160V46H158L157 47V45H159L161 42H160V40H158V44L156 45V43L155 42H157V41H155V42H153V41H151ZM151 42H150V44H151ZM163 42V41H162ZM168 42H170V45H167V46H169V49H170V47L172 48V45H174V44H172L171 45V41H169L168 40ZM167 41H166V43L165 44H167L168 43ZM184 42V44L186 43L185 42V40L183 41ZM202 41H200V42H197V43H200V44H203L205 41L203 40V42L201 43ZM30 43H27V44H25L24 46H18L19 48H21V51L22 50H25V52L27 51L28 52V50L31 48L30 47V45L31 46H33L34 47V45H32V44H30ZM35 43V42H34ZM33 43V44H34ZM58 43V42H57ZM97 43V42H96ZM95 43V44H96ZM119 43V42H118ZM117 43V44H118ZM212 43V42H211ZM217 43H216V45H217ZM4 43H2V45H3ZM8 44V43H7ZM46 44V43H45ZM77 44V43H76ZM90 44H91V42H90ZM98 44V43H97ZM97 44L95 45V46H97ZM110 44V43H109ZM114 44V43H113ZM152 44V45H153ZM162 44V43H161ZM176 44H177V42H176ZM182 44V43H181ZM194 44H196V42L194 43ZM36 45V44H35ZM134 45H135V43H134ZM137 46L139 45V44H136ZM135 45V46H136ZM164 44H162V46H163ZM178 45V44H177ZM176 45V46H177ZM261 45H264V44H261ZM37 46V45H36ZM36 46L33 48V49H35L36 48ZM40 46V45H39ZM46 46V45H45ZM48 46V45H47ZM73 46V45H72ZM76 46V45H75ZM79 46V45H78ZM99 46V45H98ZM120 46V47H121ZM133 46V45H132ZM140 46V45H139ZM139 46H138V48H139ZM143 46V45H142ZM142 46H140V48L139 49H141V47ZM166 46V45H165ZM184 46V45H183ZM182 46V47H183ZM187 46H194V49L192 50V51H194V52H198L197 50H199V49H195V45H187ZM197 46V45H196ZM200 46H202V45H200ZM199 46V47H200ZM204 46H205V44H204ZM1 47V46H0ZM4 46H2V48H3ZM50 47V46H49ZM83 47V46H82ZM101 47V46H100ZM144 47V46H143ZM263 48H261V49H259L256 53H254V55L252 56V57H247V55H246V57H247V59H245V60H249L250 58H253V60H254V62L251 64V63H248L247 64V67H250V69H251V72L249 73V74H251V77H250V79H249V82H248V79H247V75H248V72H247V74L245 75V79L247 80H245V82L247 83L248 82V86L250 87V85H251V87L249 88L248 86V88L251 90L250 91V93H251V96H252V98H257V101L258 102H256V105L254 106H250V108H252V109H250L249 111H248V106L245 108L246 109V116H245V120H247L248 121V123L250 124V125H247L246 123V127H248V128H246V129H249L250 127L249 126H251L252 127V129H253V133H254V136H253V138H252V136L250 137V138H252V141H248V142H251V144H252V149H253V151H254V157H256L255 159H257L258 160V162H260L259 163V165L260 166H262V168L261 169H259V170H255V169H253V170H248V177H249V180L248 181H246L247 183L246 184H244V189L246 188V190H247V193H245V195H243L242 194V192H243V188H242V186L238 189V187H237V189H235L236 188V186H235V188L231 185L228 189H226L225 190V192H224V194L222 195V194H220V195H222V196H218L219 198V200H221L222 201V199H224V200H226V201H229L230 202V200H229V198H231L232 197V199L233 200H231V203H232V209H235V210H237V212L239 213V217H244V216H248L246 219L247 220H249V219H251V215H253V213L255 212V211H257V210H262V212L264 211V46H262ZM7 48V47H6ZM5 48V49H6ZM12 48H14L13 46H12ZM15 48H17V47H15ZM18 48V49H19ZM22 48H24V49H22ZM32 48H31V50H32ZM44 48V47H43ZM68 48H70V47H68ZM72 48V47H71ZM70 48V49H71ZM95 48V47H94ZM93 48V49H94ZM116 48V47H115ZM137 48V47H136ZM166 48V47H165ZM185 48H188V49H186V50H188V51H190L191 49H192V47H191V49L189 48V47H185ZM1 49V48H0ZM4 49V50H5ZM17 49V51L15 52V54L17 53V52H19L20 50H18ZM28 49V50H27ZM46 49V48H45ZM62 49V48H61ZM82 49V48H81ZM90 49V48H89ZM164 49V48H163ZM190 49V50H189ZM205 49V48H204ZM3 50V54H1L0 55V77H1V79H0V81H7V83H8V85H9V81H11L10 79H9V81H8V77H9V75L11 76L12 75V73H10V71H9V68L8 67H10V66H8L7 67V65H9V64H7V62H8V60H7V58L10 56V55H6V54H8V51H4ZM7 50V49H6ZM14 50H16V49H14ZM55 50V49H54ZM73 50V49H72ZM80 50V49H79ZM90 50H92V48L90 49ZM104 50V49H103ZM110 50V49H109ZM154 50V49H153ZM185 50V49H184ZM183 50V51H184ZM260 50H263L262 52L260 51ZM1 51V50H0ZM19 52L20 54L19 55H21L22 54V52ZM34 51V50H33ZM40 51V53H43L44 54V51H45V54H46V50H39ZM62 51H64V50H62ZM76 51V50H75ZM260 51V52H259ZM6 52V53H5ZM24 52V53H25ZM35 52V51H34ZM73 53H74V50L72 51ZM72 52H71V54H72ZM92 52V51H91ZM102 52V51H101ZM100 52V53H101ZM114 52V51H113ZM146 52V53H145ZM179 52H181V51H179ZM10 53H12V50H11V47H10ZM9 53V54H10ZM24 53H23V56H24ZM29 54H30V56H34V55H32V51H29L28 52ZM26 54L25 53V55L27 56H24V58L23 59H25V60H23V59H21V56H20V59H18V62L20 63V61H22L21 62V64H19L18 66H16L17 64V62L15 61V59L17 60V58H18V55H15L17 58H15V56H12V57H14V63L16 64H14V67L16 66V67H18L17 68V70H16V74H18V76H16V77H19V80H17V82L19 83V86L16 84L17 82H15V84L17 85L16 86V91H19V92H26V93H29V92H31L30 91V89H32V87H30L29 85H27V82H28V84H30L29 83V81H28V79L30 78L29 76H28V72H30V69L32 68L31 67V64L30 63H32L33 62V64H32V66H34L33 68H32V70L34 69V70H37V71H32L34 74H37V72H38V74L40 73V74H42V75H46V72L47 73H49V74H51L50 76H51V79L52 80H48L49 82H47L49 85H48V89L47 90H50V92L52 93V95L53 94H55L56 95V97L58 98L59 97V95H61L62 93H63V91H62V93H61V90H63L64 89V87L63 86H61L62 84H61V76H56V75H58V74H56L57 72H56V70H55V68L57 67H59V65L58 64H60L61 66L60 67H62V69L64 70V73H65V75H64V78H62V83L64 82V81H66L67 80V82L69 83H66L67 85H68V88H69V91H70V89H72V88H70L69 87V85L71 86V87H73V85L74 86H77L78 88L79 87H82V86H79V83L80 82H78L79 81V76L78 77H75L74 75H75V73H76V75H77V73L79 72H75V70H69L68 69V66L70 65H68V63H67V61L65 60L66 59V57H65V55L63 56L65 59H60L59 60V63H55V67H52V65L53 64H51L50 62H52V61H50L49 62V60H51V59H49L48 60V58L46 59H44V57L42 56V54H41V56H42V58L44 59L43 60V62L46 60H48V64H47V66L46 65H44V63H42L41 62V64H43V65H40V60H39V62L37 61V63H39V64H37L35 61L37 60V58L39 57V59H40V56H39V52L37 51V53L36 54H38V56H37V58H35L36 56H34V58L36 59H33V57H32V59H31V57H30V63H28L29 62V54ZM51 53V52H50ZM69 53V52H68ZM103 53V52H102ZM101 53V54H102ZM184 53V52H183ZM187 53V52H186ZM190 53H191V51H190ZM189 52H188V54H190ZM198 53H200V52H198ZM18 54V53H17ZM35 54V55H36ZM169 54V53H168ZM176 54H177V52H176ZM209 54V55H210ZM69 55V54H68ZM86 55V54H85ZM85 55H83V56H85ZM150 55V54H149ZM191 55H192V53H191ZM195 55V54H194ZM5 56H7V58H5ZM45 56V55H44ZM50 56V55H49ZM71 56V55H70ZM75 56H76V53H75ZM77 56H78V54H77ZM83 56H81L82 58H81V60H80V56H78V58H79V60H80V64H79V66L82 68V69H79V66H78V69L79 70H83V69H85V72L88 74V72H90L89 73V76H87V75H85L86 76V79L85 80H87L89 83L94 79L93 77L94 76H92V75H97V74H93V73H91L92 71H90L91 69H89V71L87 72V68H90V67H88L86 64L88 63V65H89V63H91V62H89V61H87V60H85V61H87V63L85 64V62L83 61L84 59H83ZM90 56H92V55H90ZM116 56V55H115ZM147 56V55H146ZM157 56V55H156ZM185 56V55H184ZM195 56H201L200 54L199 55H195ZM68 57V56H67ZM86 57V56H85ZM98 57V56H97ZM100 57V56H99ZM105 57V56H104ZM176 58H178L177 56H175ZM11 57H9L8 59H10ZM50 58V57H49ZM58 58V57H57ZM61 58H62V56H61ZM70 58V57H69ZM75 58V57H74ZM73 58V59H74ZM77 58V59H78ZM91 58V57H90ZM119 58V57H118ZM186 58V57H185ZM192 58V57H191ZM5 59H6V61H5ZM11 59H13V58H11ZM11 59H10V61H11ZM83 59V60H82ZM86 59V58H85ZM95 59V58H94ZM99 59V58H98ZM97 59V60H98ZM113 59V58H112ZM174 59V58H173ZM172 59V60H173ZM180 59H182V57H180ZM203 59V58H202ZM20 60V61H19ZM33 60V61H32ZM68 60V59H67ZM100 60V59H99ZM114 60H115V58H114ZM121 60V59H120ZM167 59H165V61H166ZM175 60V59H174ZM195 60V59H194ZM200 59H198V60H196V61H199ZM241 60V61H240ZM27 62V64L29 65V71L27 70V68L25 67H23V66H25L26 64V62ZM42 61V60H41ZM55 61V60H54ZM169 61V60H168ZM179 61V60H178ZM208 61H207V63H208ZM6 62V63H5ZM36 64H35V63ZM97 62V61H96ZM96 62H94V63H96ZM103 62V61H102ZM114 62V61H113ZM119 62V61H118ZM135 62V61H134ZM170 62V61H169ZM174 62H176V61H174ZM189 62H191V61H189ZM195 62V61H194ZM247 62V61H246ZM250 62V61H249ZM53 63V62H52ZM93 63V64H94ZM123 63V62H122ZM130 63V62H129ZM164 63V62H163ZM168 63V62H167ZM177 63H180L181 64V62H177ZM182 63H184L183 61H182ZM204 63V62H203ZM13 64V63H12ZM49 64H51V65H49ZM58 66H57V65ZM106 64V63H105ZM104 64V65H105ZM110 64V63H109ZM160 64V63H159ZM161 64H162V62H161ZM160 64V65H161ZM201 64H202V62H201ZM201 64H198V66L199 65H201ZM226 64H228V66L226 65ZM243 64V63H242ZM245 65H246V63H244ZM5 65H6V67H5ZM36 65V66H35ZM38 65H40L39 67H38ZM99 65V64H98ZM101 65V64H100ZM118 65V64H117ZM130 65V64H129ZM150 65V64H149ZM169 65V64H168ZM173 65V64H172ZM177 65H179V64H176V66ZM193 65V64H192ZM195 65H197V64H195ZM194 65V66H195ZM204 65V64H203ZM22 66V67H21ZM27 66V65H26ZM54 66V65H53ZM72 66V65H71ZM71 66H69L70 68H72ZM75 66V65H74ZM92 66V65H91ZM101 66H103V65H101ZM124 66V65H123ZM137 66V65H136ZM164 66V65H163ZM165 66H167V65H165ZM188 66V65H187ZM206 66V65H205ZM205 66H204V71L201 69V66H200V70L201 71H203L204 72V74L207 76L206 78H208V75L210 74H208V73H206V72H209V71H207V68H206V71H205ZM215 66V67H214ZM227 66V67H226ZM16 67L15 68H13V69H16ZM21 67V68H20ZM118 67V66H117ZM116 67V68H117ZM120 67V66H119ZM152 67V66H151ZM161 67H162V65H161ZM189 67H190V65H189ZM186 68V65H185V68L187 69V70H185V72L186 71H188L189 73H192L191 72V70H190V68ZM4 68H6V70L10 73L9 75L8 74H6V72L7 71H5V69ZM25 69V70H23V69ZM56 68V69H57ZM75 68V67H74ZM77 68V67H76ZM94 68H97V66L96 67H94ZM115 68V69H116ZM124 68V67H123ZM130 68H131V66H130ZM148 68H150V66H148ZM155 68V67H154ZM153 68V70H154V72H152V73H154L156 76H157V73H156V69H154ZM168 68H169V66H168ZM220 68H221V70H220ZM4 69V70H3ZM103 69V68H102ZM109 69V68H108ZM126 69V68H125ZM175 68H172V70L170 69V73H168V75L170 74L171 76H168L167 75V79L169 78L170 79V82H171V84H172V82H173V87L174 86H176L175 84L176 83H179V82H177L178 80L176 79L177 78V74H175V72H176V70H174ZM182 69V68H181ZM190 71H189V70ZM242 69L244 70V68L242 67ZM10 70H11V72H12V67H10ZM53 70V71H52ZM60 70V69H59ZM68 70L70 71V72H68ZM95 70V69H94ZM149 70V69H148ZM151 70H152V68H151ZM152 70V71H153ZM162 70H167V69H162ZM218 70V71H217ZM229 70V69H228ZM230 70V71H231ZM242 70V71H243ZM5 73H4V72ZM13 71H15V70H13ZM23 71H26V72H23ZM55 71V74L53 73ZM58 71V70H57ZM72 71H74V72H72ZM96 71V70H95ZM175 71V72H174ZM183 71V70H182ZM201 71H200V73H201ZM221 71V72H220ZM247 71V70H246ZM246 71L244 72V73H246ZM7 72V73H8ZM31 72V73H32ZM36 72V73H35ZM60 72H61V70H60ZM74 73L73 74V77H72V73ZM85 72H84V70H83V73L85 74ZM136 72H141L140 70L139 71H135V73H133L134 75V78H135V74H136ZM174 72V73H173ZM184 72V71H183ZM187 72V74H189ZM13 73H15V72H13ZM26 73H28L27 75H26ZM143 73V72H142ZM142 73H140L141 75H142ZM171 73H173V74H171ZM197 73H198V70H197ZM228 73V74H227ZM33 74V75H34ZM37 74V75H38ZM48 74V75H49ZM61 74V73H60ZM81 74H82V72H81ZM83 74V75H84ZM106 74V73H105ZM139 73H138V75H140ZM154 74H152L153 76H154ZM161 74V73H160ZM230 74H231V72H230ZM82 75V76H83ZM132 75V74H131ZM141 75L139 76V77H137V74H136V77H137V80H139V78L141 77ZM144 75V74H143ZM142 75V77H144ZM148 75V74H147ZM150 75V74H149ZM173 75V76H172ZM184 76V74H181V76ZM190 75V74H189ZM193 75V74H192ZM202 75H203V73H202ZM201 75V78H203L204 77V75L202 76ZM214 75V74H213ZM232 75V74H231ZM13 76V75H12ZM11 76V77H12ZM112 76V75H111ZM114 76V75H113ZM132 76V77H133ZM152 76V77H153ZM174 76H176V77H174ZM191 76V75H190ZM199 76V75H198ZM215 76V75H214ZM224 76V78H223V81H225V79L226 78H228V79H226V82L228 83V80H230V78H229V76L228 77H225V75H223ZM233 76V77H234ZM241 76V77H240ZM249 76V75H248ZM14 77V76H13ZM16 77H15V79H16ZM27 77H29V78H27ZM47 77V76H46ZM43 78L42 77V79H47V78ZM63 77V76H62ZM125 77V76H124ZM123 77V78H124ZM126 77H129V76H127L126 75ZM141 77V78H142ZM149 77V76H148ZM186 77H187V75H186ZM236 77H234V78H236ZM10 78V77H9ZM32 78V77H31ZM30 78V82H34V81H31L32 79ZM36 78H37V76H36ZM41 78V77H40ZM60 80H59V79ZM68 78V79H67ZM77 78H79V79H77ZM140 78V79H141ZM154 78H158V77H153V80H154ZM176 79L175 81H171V80H173V79ZM183 78V77H182ZM189 78V76L187 77V79ZM195 78L196 77H194L193 79L195 80ZM200 78V77H199ZM205 78V77H204ZM209 78H210V76H209ZM239 78V79H238ZM11 79H13V78H11ZM18 79V78H17ZM42 79H40V80H42ZM160 79V78H159ZM190 79V78H189ZM188 79V80H189ZM192 79V78H191ZM190 79V80H191ZM219 79V80H218ZM242 79V78H241ZM45 80H43V81H45ZM57 80H59V81H57ZM64 80V81H63ZM84 80V81H85ZM94 80H96V79H94ZM125 80H128V78L127 79H125ZM134 80V79H133ZM135 80H136V78H135ZM136 80V81H137ZM143 80V79H142ZM141 80V81H142ZM144 80H145V78H144ZM151 80V79H150ZM160 80H163L162 78L160 79ZM193 80V81H194ZM208 81H206L205 79H203L202 80V82L203 81H205V82H207V84L208 85H206V83H205V86H209V90L211 89L210 88V83H209V81L211 82V80H213V78H211L210 80L209 79H207ZM220 80V81H221ZM234 80V79H233ZM236 80V81H237ZM47 81V80H46ZM70 81H72V84L70 83ZM80 81H81V79H80ZM130 81V80H129ZM136 81H135V83H136ZM155 81H157V79H155ZM154 81V82H155ZM159 81V80H158ZM192 81V80H191ZM220 81H219V83H220ZM222 81V82H223ZM235 80H234V82H236ZM5 82H1V85L4 83L5 84ZM60 82V83H59ZM87 82V83H88ZM126 83H127V81H125ZM124 81L122 82V83H125ZM139 82L140 81H138L137 82V84L138 85H140L141 84V86H144V85H142V82L139 84ZM147 82V81H146ZM151 82H152V80H151ZM153 82V83H154ZM169 82V83H170ZM174 82H176L175 84H174ZM195 83L197 82V80L196 81H194ZM213 82V81H212ZM212 82H211V86H212V89L210 90V91H208L207 90V92L209 93V95L214 91V90H216V89H218V88H215L216 86L214 85V83H213V85H212ZM221 82V84H223V83H225V82H223L222 83ZM238 82V81H237ZM240 82H238L237 83V85H239L240 86ZM251 82V84L249 85V83ZM14 83V82H13ZM59 83V84H58ZM88 83V84H89ZM128 83H129V85H128ZM126 85H127V87H128V89L131 87L132 88V84L130 85V82H128ZM159 83V82H158ZM161 83V82H160ZM188 83H192V82H189L188 81ZM188 83H187V85H188ZM245 83V84H246ZM31 84H34V83H31ZM38 84H39V81H38ZM63 84H65V83H63ZM65 84V85H66ZM91 84H93V83H91ZM90 84V85H91ZM145 84V83H144ZM149 84V83H148ZM194 84V83H193ZM204 84V83H203ZM231 84V83H230ZM229 84V86L228 85H226V86H228V88L229 87H233V86H231ZM236 84V83H235ZM242 84H243V86H240V87H237V85H236V87L237 88H241L240 89V91L242 92V96L244 97L245 96V98H248V95L249 94H247L248 92L247 91H245L244 89H245V87H244V83L242 82ZM241 84V85H242ZM13 85V84H12ZM35 85V84H34ZM66 85V86H67ZM81 85V84H80ZM83 85V84H82ZM146 85V84H145ZM156 85H157V83H156ZM162 87H163V84H160ZM186 85V86H187ZM5 86H6V84H5ZM47 86V85H46ZM66 86H65V89H66ZM87 85H85L84 86V88L86 87ZM93 86V85H92ZM146 86H148V85H146ZM146 86H144V88H145V90L147 91V90H151V92H152V89H148ZM158 86V85H157ZM178 86V85H177ZM177 86L176 87H174V88H172V89H176L177 88ZM192 86H195V85H192ZM198 86L200 87V85L198 84ZM214 86V87H213ZM222 87H226V86H224V84L223 85H221ZM1 87V86H0ZM3 87V86H2ZM12 87V86H11ZM37 87H39V86H37ZM41 87V86H40ZM63 87V89H60V88H62ZM76 87V89H78ZM126 87V86H125ZM125 87H124V89H125ZM126 87V88H127ZM154 87H155V85H154ZM165 87V86H164ZM164 87L162 88V89H164ZM180 88H178V91H180V89H182V86H179ZM190 87V86H189ZM196 87V86H195ZM221 87V88H222ZM15 88V87H14ZM34 88H36V87H34ZM55 88V89H54ZM90 88V87H89ZM171 88V87H170ZM184 88V87H183ZM192 88H194V87H191V90H192ZM0 89H2V88H0ZM4 89V88H3ZM39 89V88H38ZM46 89H45V91L44 90H42V92L44 91V92H47L46 91ZM52 89V90H51ZM65 89H64V91H65ZM82 89V88H81ZM100 89V88H99ZM111 89V88H110ZM122 89V88H121ZM155 89H156V87H155ZM160 89V91L162 90L161 88H159ZM158 89V90H159ZM166 89H168V88H166ZM165 89V90H166ZM185 89V88H184ZM196 89H198V88H196ZM224 89H226V88H223V91H225ZM68 90V89H67ZM75 90V89H74ZM80 90V89H79ZM97 90V89H96ZM117 90V89H116ZM115 90V91H116ZM127 90V89H126ZM126 90H122V92H124V91H126ZM135 90V89H134ZM183 90V89H182ZM181 90V91H182ZM189 90H190V88H189ZM200 91H201V93H203L202 92V90L201 89H199ZM206 90V89H205ZM213 90V91H212ZM229 92H231V90H232V94L231 95H229V93H227L228 91ZM231 90H229V89H226V92H225V95H229V97H227V99H228V101L226 102H223L224 100H222L221 102H223V103H221L220 102V100L219 101H217V99L220 97L221 99H223L222 97H221V94L219 95V93L217 94H215V92H214V94L215 95H219V96H215L216 97V105H214L212 102V106H217V109L215 110V108H214V110L215 111H217V110H219V111H221V113L223 112L222 110L223 109H225L226 107L228 108V107H230L229 106V104L231 105V107H234V106H236L237 107V105L239 106V104L242 102V98L240 97V95H239V93L238 92H236L235 90L233 91V89L231 88ZM239 90V89H238ZM1 91V90H0ZM11 90H9V92H10ZM35 91H36V89H35ZM115 91H114V93H113V90L111 89V91H109L110 92V99L111 98H114L115 97V95L114 94H118L119 95V93H115ZM127 91H129V90H127ZM132 90L130 89V91L129 92H131ZM143 90L141 89V91L140 92H142ZM156 92H158L157 90H155ZM163 91V90H162ZM166 91H168V90H166ZM174 91V90H173ZM172 91V92H173ZM181 91L179 92V94L178 95H180L179 97L180 98H182L181 97ZM196 91V90H195ZM195 91H193V93L191 94V97H192V99L194 100V96H192L193 94H195ZM200 91H198V92H196V95L198 96V99H200V104H198L199 102H196L195 100L197 99L196 98V95H195V100H194V102L195 103H197L198 104V107L197 108H195V107H193L192 108V105L191 106H189L190 104H192L191 103V101H189L190 102V104H189V102H188V100H190L189 99V97L187 98V97H185V94H184V97L185 98H187V99H180V102H179V104L181 103L182 105V108H183V105H185L184 106V108H186V110L188 109L189 110V112L192 114V116H194V117H192L191 116V114L190 115H187V112L185 113V111L182 109V111L186 114V117L187 116H190L191 118H194V121L192 122L193 124L197 121V119L199 118H197V115H203V116H201V117H204L205 115H207V114H209L208 116H210L211 118H212V116L214 117V114H213V109L210 111V110H207L209 107L208 106H210L209 104L206 106V104H205V102L207 103V101H204V103H201V101H202V99L201 98H199V95H200V97H202L203 99L205 98L206 99V97H204V95H202L201 93L200 94H198ZM219 91V90H218ZM239 91V92H240ZM13 91H11V93H12ZM33 92V91H32ZM41 92V91H40ZM40 92H38L37 91V93L39 94ZM49 92V93H50ZM68 92V91H67ZM66 92V93H67ZM93 92V91H92ZM117 92H119V91H117ZM139 92V93H140ZM145 91H143L142 93H141V95H143L144 94V97H145V95H147V93L145 94L144 93ZM148 92V91H147ZM150 91L148 92L149 94L151 93ZM182 92H186L185 90L184 91H182ZM217 92V91H216ZM2 93V92H1ZM5 93H6V91H5ZM34 93V92H33ZM50 93V94H51ZM65 93V94H66ZM69 93V92H68ZM86 93L87 92H85V94L84 95H86ZM98 93H99V91H98ZM98 93H96V95L99 97V98H97L96 99V101L97 102H95V103H97V105L98 104H101V100H103V96H100L101 94V91H100V95L98 94ZM161 93V92H160ZM187 93V92H186ZM17 94V93H16ZM59 94V95H58ZM64 94V93H63ZM62 94V95H63ZM104 94V93H103ZM151 94H153V92L151 93ZM159 94V93H158ZM214 94L212 95H210V96H213L212 97V99L214 100ZM223 94H224V92H223ZM4 95V94H3ZM15 95V94H14ZM21 95H22V93H21ZM41 95L42 94H40V95H37V97H41ZM44 95H45V93H44ZM55 95H53L54 97H55ZM68 95V94H67ZM66 95V96H67ZM72 95V94H71ZM91 95H93V94H91ZM95 95V94H94ZM121 96H122V94H120ZM169 95H170V92H168V94L167 93H165V91L161 94V96H159V100L162 98V100H160V101H166L165 103V106L167 105V103H168V105L170 106V108L169 109H171L172 107V105H173V103H172V105H170V103H169ZM183 95V94H182ZM188 94H186V96H187ZM208 95V96H209ZM224 95V96H225ZM1 96V95H0ZM20 96V95H19ZM26 96V95H25ZM28 96V95H27ZM30 96V95H29ZM46 96H47V98L49 97V95H47V93H46ZM51 96V95H50ZM52 96V97H53ZM65 96V97H66ZM82 96V95H81ZM121 96H119V97H121ZM134 96H136V95H134ZM133 96V97H134ZM148 96V95H147ZM149 96H151V95H149ZM148 96V97H149ZM153 96V95H152ZM151 96V97H152ZM171 96V95H170ZM176 96H177V93H176ZM2 97V96H1ZM0 97V101H1V99H3V98H1ZM4 98H6V94L3 96ZM13 97V96H12ZM21 97H23V96H21ZM33 97V96H32ZM31 97V98H32ZM45 97V96H44ZM53 97V98H54ZM55 97V98H56ZM105 98H106V96H104ZM118 97V96H117ZM116 97V98H117ZM132 96L130 97V100H136L135 98H133ZM137 97V96H136ZM148 97H146V98H148ZM155 97V96H154ZM175 97V96H174ZM225 97V98H226ZM11 98V97H10ZM42 98H43V96H42ZM41 98V99H42ZM57 98H56V100H57ZM75 98V97H74ZM96 98V97H95ZM94 98V99H95ZM100 98H101V100H100ZM116 98H114L113 99V102L115 101V103H116ZM132 98V99H131ZM156 98V97H155ZM175 98H178V97H175ZM211 98V97H210ZM219 98V99H220ZM245 98H243L244 100H245ZM8 98H6L5 100H7ZM23 99V98H22ZM26 99H28V98H26ZM33 99V98H32ZM35 100H32L33 102H31V101H28L29 103H26V104H24L23 105V103H22V109H21V111H25V112H30L31 113V109L34 107V105H36V102H38V101H36V96H35V98H34ZM44 99V98H43ZM51 99V98H50ZM59 99V98H58ZM66 99V98H65ZM69 99V98H68ZM81 99H84V98H82L81 97ZM86 99V98H85ZM88 99V98H87ZM86 99V100H87ZM138 99V98H137ZM152 99V98H151ZM249 99V98H248ZM248 99H246L247 100V102H249L248 101ZM9 100H11V99H9ZM24 100V99H23ZM31 100V99H30ZM52 100V99H51ZM92 100V99H91ZM106 100V99H105ZM119 100V99H118ZM147 100H150V99H147ZM155 100V99H154ZM177 100V103H178V99H176ZM210 100V99H209ZM212 100V101H213ZM246 100H245V103H246ZM36 101V102H35ZM49 102L50 100L49 99H47L46 101H42V104H43V102H44V105H47V104H45L46 102ZM53 102H54V99L52 100ZM84 102H86L85 100H83ZM122 101H124L123 99H122ZM137 101V100H136ZM138 101H139V99H138ZM152 101V100H151ZM170 101L172 102L173 101V99L171 100L170 99ZM198 101V100H197ZM255 100H253V102H254ZM4 102V101H3ZM11 102V101H10ZM15 102H17L16 100H15ZM20 102V105H21V101H19ZM40 102V101H39ZM79 102V101H78ZM80 102H81V100H80ZM79 102V103H80ZM84 102H82L81 103V108H82V104H84ZM88 102V101H87ZM105 102V101H104ZM104 102H102V103H104ZM110 102H112V100L110 101ZM120 102H121V99H120ZM120 102L119 103H116V107H117V104L118 105H120ZM132 102V101H131ZM147 102V101H146ZM149 102V101H148ZM147 102V103H148ZM152 102H154V101H152ZM157 102V101H156ZM174 102V101H173ZM218 102H220V103H218ZM2 103V102H1ZM6 103V102H5ZM4 103V104H5ZM50 103V102H49ZM70 103H72V102H70ZM106 103H108V101L106 102ZM105 103V104H106ZM123 103L124 102H122V105H123ZM255 103V102H254ZM7 104V103H6ZM13 103H11V105H12ZM16 104V103H15ZM62 104V103H61ZM89 105V103H86L85 105ZM94 104V103H93ZM92 104V106H94ZM105 104H104V106H105ZM153 103H151V106L153 107L154 105H152ZM155 104V103H154ZM157 104H159V103H157ZM178 104V105H179ZM196 104V105H197ZM219 104V105H218ZM242 104V103H241ZM1 105V104H0ZM14 105V104H13ZM64 105V104H63ZM68 105H70V106H72L71 104H68ZM80 106V104H77V106ZM103 105V104H102ZM113 105V104H112ZM122 105H120V107L118 106V111H119V115H120V111H121V114H122V116H121V119L120 120H122V123H123V121H125V122H131V118H132V116L131 115H129V114H127V109H124L127 105H125V103H124V105H125V107H121ZM141 105V104H140ZM167 105V106H168ZM175 106H176V104H174ZM173 105V110H175L176 108H177V106H176V108H175V106ZM188 105V106H187ZM4 106V105H3ZM2 106V107H3ZM15 106V105H14ZM13 106V107H14ZM17 106H19L18 105V102H17ZM38 106H40L39 104H38ZM38 106H35V107H38ZM41 106H43V105H41ZM40 106V107H41ZM76 106V107H77ZM78 106V107H79ZM107 107H108V105H106ZM133 106V108L135 109L136 107H134V105H132ZM135 106H137V109H138V106L139 105H137V104H135ZM156 107H158V105H155ZM164 106V107H165ZM165 107V109L166 108H168V107ZM241 106H243V105H241ZM1 107V106H0ZM6 107V106H5ZM8 107V106H7ZM13 107H10V108H12L13 109ZM76 107H74V108H76ZM83 107H85V106H83ZM87 107V106H86ZM99 107V106H98ZM102 107V106H101ZM156 107H153L152 108V112H154V110L156 109ZM208 107V108H207ZM4 108V107H3ZM17 108H20V107H17ZM66 108V107H65ZM64 108V109H65ZM88 108V107H87ZM91 108V107H90ZM93 108V107H92ZM109 108V107H108ZM227 108L225 109V110H227ZM239 108V107H238ZM1 109V108H0ZM8 109V108H7ZM6 109V110H7ZM35 109V108H34ZM37 109V108H36ZM42 109V108H41ZM45 109V108H44ZM50 109V108H49ZM52 109V108H51ZM54 109V108H53ZM53 109H52V111H53ZM57 109V108H56ZM62 109V108H61ZM60 109V110H61ZM69 109V108H68ZM67 109V110H68ZM72 109V108H71ZM79 109H80V107H79ZM78 108H77V112H79L78 113V115H77V112H75L74 111V109L73 110H69L70 111V113L72 114V113H76V115L78 116V117H80L79 115H82V113L80 114V110H82V109H80L79 110ZM95 109H96V107H95ZM104 109V108H103ZM111 109V108H110ZM133 109V110H134ZM140 109V108H139ZM148 109V108H147ZM178 109V108H177ZM199 109V110H198ZM231 109H233V108H231ZM236 109V108H235ZM2 110V109H1ZM5 110V111H6ZM15 110V109H14ZM14 110H12L13 112H15ZM27 110V111H26ZM29 110V111H28ZM43 110V109H42ZM58 110V109H57ZM57 110H55L56 112H57ZM127 110V111H126ZM158 110V109H157ZM157 110H156V112H154V116H155V114H156V116L157 115H160L161 113H159V112H161V111H159L158 110V114H157ZM172 109H171V111L170 110H166V111H170L168 114L166 113V112H164L163 111V113H162V115H168V118H169V120L170 121H173V118H172V120H171V118L170 117H172V115H173V117L175 118V120L178 118H176V115L178 116V115H180V114H177L178 113V111L176 110L175 112L173 111ZM196 110L197 111V115L194 113V111ZM11 111V110H10ZM47 111H48V109H47ZM51 110H50V112H52ZM65 111V110H64ZM71 111H74V112H71ZM201 111V112H200ZM244 111V110H243ZM1 113H0V125H2V124H4V121H6L5 120V117L6 116H4L3 114H2V111H0ZM7 112V111H6ZM12 112V113H13ZM18 112V111H17ZM16 112V113H17ZM19 112H20V110H19ZM19 112H18V114H19ZM36 112V111H35ZM56 112H54V115H55V113ZM83 112V111H82ZM95 113H97L96 111H94ZM138 112H139V110H138ZM151 112V113H152ZM182 112V113H183ZM209 112H212V114H210ZM239 112V111H238ZM238 112H236V113H238ZM22 113V112H21ZM34 113V112H33ZM41 113V112H40ZM39 113V114H40ZM67 113V112H66ZM136 113V112H135ZM170 113H171V116H170ZM183 113V114H184ZM200 113V114H199ZM217 113H218V111H217ZM235 113V114H236ZM240 113V112H239ZM5 114V113H4ZM8 114V113H7ZM15 114V113H14ZM14 114H13V116H14ZM18 114H16L17 115V117L19 116ZM46 114V113H45ZM56 114H58V113H56ZM60 114H61V112H60ZM68 114V113H67ZM67 114L66 115H62L63 117L64 116H67ZM91 114V113H90ZM93 114V113H92ZM104 114V113H103ZM107 114H108V112H107ZM138 114V113H137ZM140 114V113H139ZM137 115L138 116V119H139V116L140 115ZM189 114V113H188ZM242 114V113H241ZM6 115V114H5ZM8 115H10V114H8ZM16 115H15V118H17L16 117ZM38 115V114H37ZM43 115V114H42ZM53 115V114H52ZM53 115V116H54ZM96 115V114H95ZM95 115L94 116H92V118H95ZM104 115H106V114H104ZM103 115V116H104ZM195 115H196V121H195ZM240 114H236V115H232V116H234V117H232V120L230 121V119L229 120H227V122L228 123H226V120H224L225 121V123H224V121H223V123H222V120H221V124L219 123V121H218V123L217 122H215L216 124H214L215 126H213L211 123V127H205V129H202V128H204L203 126L201 127V129L203 130V132H202V130H201V133H203V134H201L200 133V130L199 131H195V133L194 132H192V133H194L193 135L195 136V137H193V139H195V138H197V145H198V142H199V144H200V146H201V144H204V143H206V146L204 147L203 145H202V147H204V149H208L207 151H209V150H214L215 151V149L217 150H219V152L222 150V148H224L225 149V153H226V148L229 146L230 148L231 147H233L232 145H234L233 143L234 142H236V141H234L235 139V136L237 137V135L239 136V133H241V132H243V131H248V133L251 135V133L249 132V131H251V129H249V130H246L245 128V130L243 129H241L242 127H245V126H243V124H244V120H243V118L241 117V115L239 116ZM243 115V114H242ZM21 116V115H20ZM36 116V115H35ZM52 116V117H53ZM68 116H69V114H68ZM67 116V118L68 119H66V120H71L72 119V121H73V119H74V117H75V115H70V117H68ZM72 116H74L73 118H71ZM76 116V117H77ZM106 116H108V115H106ZM109 116H111L112 117V115H109ZM115 116V115H114ZM113 116V117H114ZM128 116V117H127ZM131 118H130V117ZM134 116H136V115H134ZM141 116H144V114L143 115H141ZM141 116H140V122H141V124L139 125V126H143V128L145 129L144 131L146 132V131H150V132H156L155 130L153 131L152 129L154 128V127H152V129H151V126H153V124L150 126V124H151V121L149 120V122H146V121H143V119H144V117H142L141 118ZM148 116V115H147ZM152 116V115H151ZM181 116V115H180ZM179 116V117H180ZM10 117V116H9ZM9 117L8 118H6V119H9ZM24 117V116H23ZM30 117V116H29ZM34 117V116H33ZM32 117V118H33ZM39 117H41V116H39ZM47 117V116H46ZM56 117H57V115H56ZM60 118H61V116H59ZM119 117V116H118ZM158 118L160 117H162L161 115L160 116H157ZM185 117V116H184ZM229 117V116H228ZM11 118V117H10ZM14 118V117H13ZM19 118V117H18ZM21 118V117H20ZM19 118V119H20ZM25 118H26V116H25ZM44 118V117H43ZM60 118H58V121H59V119ZM66 118V117H65ZM65 118H63V119H65ZM85 118V117H84ZM106 118H109V117H106ZM155 118V117H154ZM158 118H156V119H158ZM209 119V117H206L205 119ZM30 119H31V117H30ZM29 119V121H31ZM35 119H36V117H35ZM55 119V118H54ZM57 119V118H56ZM56 119H55V122H56ZM62 119V120H63ZM80 119V118H79ZM81 119H83V115H82V117H81ZM91 119V118H90ZM101 119V118H100ZM110 119V118H109ZM145 119H146V117H145ZM144 119V120H145ZM148 119H149V117H148ZM147 119V120H148ZM164 119H165V117H164ZM179 119V118H178ZM178 119L176 120V122L178 123ZM190 119V118H189ZM207 119V120H208ZM14 120V119H13ZM21 120V119H20ZM20 120H19V122L18 123H21L20 122ZM22 120H24V119H22ZM41 120V119H40ZM39 120V121H40ZM46 121V118L45 119H43V122H42V120L40 121V122H36V124H33V128L32 127H30V129L32 128L33 130H35L34 128H36V130H35V133H37L38 131H37V127H35L36 125H37V123H38V126H40V125H44L45 124V126L48 124V123H45V121ZM50 120H52V118L50 119ZM49 120V121H50ZM103 120V119H102ZM112 120V119H111ZM111 120H110V122H111ZM115 119H113L112 121H114ZM155 120V119H154ZM174 120V121H175ZM181 122H182V117H181V119H179ZM187 121H188V119H186ZM193 120V119H192ZM191 120V121H192ZM200 119H198V121H199ZM204 120V119H203ZM242 120H243V122H242ZM9 121L10 120H8V123H9ZM16 121H17V119H16ZM15 121V122H16ZM25 122H28V120H24ZM34 121V120H33ZM36 121V120H35ZM34 121V122H35ZM65 121V120H64ZM75 121H77V122H75ZM78 121L79 120H74L73 121V125H75V124H78ZM82 121H84V122H86L85 120H82ZM106 121H107V119H106ZM165 121V120H164ZM163 120H160L159 121V123H160V125H161V123L162 122H164ZM173 121V122H174ZM179 121V123H178V125L176 126V127H179V124H181V122ZM184 121V120H183ZM190 120L188 121V122H191ZM14 122V121H13ZM34 122H31V123H34ZM42 122V124H40ZM47 122H48V119H47ZM55 122H53L52 121V123H55ZM66 122H68V121H66ZM66 122H64V124L66 123ZM81 122V121H80ZM79 122V123H80ZM100 122H102V121H100ZM115 122H118V121H115ZM167 122V121H166ZM175 122V123H176ZM187 122V123H188ZM240 122H242L243 124H241ZM5 123H7V122H5ZM24 123V122H23ZM23 123H22V125H23ZM30 123V122H29ZM52 123H50V125H52ZM72 123V122H71ZM70 123V124H71ZM75 123V124H74ZM92 123V122H91ZM98 123H99V121H98ZM108 123V122H107ZM156 123V122H155ZM157 123H158V121H157ZM158 123V124H159ZM168 123V122H167ZM166 123V124H167ZM190 124V126L191 125H193V124ZM201 122H199V124H200ZM63 124V123H62ZM63 124V127L61 126V128H64V129H66V126L68 127V125L69 124H65L64 125ZM87 124H89V123H87ZM95 124V123H94ZM97 124V123H96ZM96 124H95V126L94 127H96ZM111 124V123H110ZM115 125H117L116 123H114ZM124 124V123H123ZM122 124V125H123ZM128 124V123H127ZM130 124V123H129ZM139 124V123H138ZM164 125H165V123H163ZM189 124V123H188ZM198 124V123H197ZM196 123H195V125H197ZM198 124V125H199ZM202 124V123H201ZM218 124V125H217ZM231 124V125H230ZM232 124L234 125V126H232ZM240 124L242 125V127L240 126ZM5 125V124H4ZM12 125V124H11ZM15 125V124H14ZM14 125H12V127L14 126ZM19 126H17V128H15L16 127V125L13 127V128H15V129H17V131L19 132V131H21V130H23L21 127L22 126H20V124H18ZM28 125V124H27ZM32 125V124H31ZM35 125V126H34ZM85 125V124H84ZM92 125H93V123H92ZM91 125V126H92ZM107 125H109V124H107ZM118 125H119V123H118ZM159 125V126H160ZM164 125H162V126H164ZM169 125V124H168ZM183 124H181L180 125V129H181V126H182ZM195 125H193V126H195ZM6 126H7V124H6ZM5 126V127H6ZM25 126H26V124H25ZM49 126V125H48ZM47 126V127H48ZM65 126V127H64ZM101 126H103V125H101ZM136 126V125H135ZM134 126V127H135ZM142 126L140 127V129L142 128ZM158 126V125H157ZM165 126H167V125H165ZM183 126H185V124L183 125ZM205 126V125H204ZM239 126H240V129H239ZM0 127H2V126H0ZM4 127V126H3ZM8 127V126H7ZM18 127L19 128H21L20 130H18ZM41 127V126H40ZM47 127H45L46 129H47ZM58 127H59V125H58ZM70 127H71V125H70ZM77 127V126H76ZM79 127V126H78ZM85 127H88V125L87 126H85ZM108 127V126H107ZM109 127H111V125L109 126ZM112 127H115V126H112ZM117 127H120V126H117ZM125 127V126H124ZM129 127H132V124H131V126H129ZM9 128V127H8ZM27 128H29V127H27ZM26 128V129H27ZM44 127L42 128V129H40V132H39V134H40V136L44 133H42V131L41 130H43V129H45ZM97 128V127H96ZM96 128H94L95 130H96ZM126 128V127H125ZM137 128V127H136ZM164 128V127H163ZM175 128V127H174ZM185 128V127H184ZM184 128H183V130H184ZM7 129V128H6ZM5 128H4V130H5V135H6V131L8 130H6ZM10 129L12 130V128H11V126H10ZM14 129V130H15ZM24 129H25V127H24ZM29 129V130H30ZM31 129V130H32ZM49 129V128H48ZM47 129V130H48ZM56 129V128H55ZM54 128L52 129V130H55ZM69 130H70V128H68ZM73 129V128H72ZM76 129V128H75ZM75 129H73L74 131H75ZM79 129V128H78ZM83 129V128H82ZM87 129V128H86ZM90 129V128H89ZM94 129L92 128L91 130H93V132H95L94 131ZM97 129H100V128H97ZM111 129V128H110ZM117 129H119V128H117ZM116 129V130H117ZM130 129V128H129ZM129 129H127V130H129ZM132 129H134L135 131H136V129L135 128H133L132 127ZM151 129V130H150ZM165 129V128H164ZM171 129V128H170ZM186 129H187V127H186ZM1 130H2V128H1ZM3 130V131H4ZM11 130H10V132H11ZM28 130V131H29ZM59 130V129H58ZM57 130V132H59ZM101 130V129H100ZM109 130V129H108ZM121 130V129H120ZM162 130V129H161ZM178 130V129H177ZM239 130H242V131H240L239 132ZM16 130H15V132H17ZM24 131H26V130H24ZM44 131V130H43ZM66 131H68V130H66ZM73 131V132H74ZM77 129H76V133H77ZM85 131V130H84ZM83 131V132H84ZM89 131V130H88ZM96 131H98V130H96ZM114 131V130H113ZM119 131V130H118ZM165 131V130H164ZM181 131V130H180ZM2 132V131H1ZM10 132H8L9 134H10ZM14 131H13V133L14 134H16ZM18 132H17V134H18ZM22 132V131H21ZM31 132V131H30ZM47 132V131H46ZM45 132V133H46ZM61 132V131H60ZM62 132H63V130H62ZM70 132H72V130L70 131ZM72 132V133H73ZM80 132V131H79ZM78 132V133H79ZM90 132V131H89ZM92 132V131H91ZM90 132V133H91ZM101 132V131H100ZM121 132V131H120ZM137 132H138V130H137ZM137 132H136V137H137ZM145 132H143L144 134H145V136H146V133ZM162 132H163V130H162ZM168 132V131H167ZM176 132V131H175ZM199 132V133H198ZM8 133H7V138L6 139H8L9 141L8 142H6L7 144H11V146H14V143L16 142H14V140H16V139H13L12 137L9 139V137L10 136H12V135H14V134H12V135H8ZM24 133V132H23ZM23 133H22V138H23V136H26L25 134L26 133H24V135H23ZM32 133V132H31ZM44 133V136L46 135ZM75 132H74V134L73 135H75L76 134ZM86 135H87V132H84ZM108 133H109V131H108ZM111 133V132H110ZM112 133H114V132H112ZM134 133V132H133ZM139 133V132H138ZM173 133V132H172ZM198 133V134H197ZM248 133H246V135L248 134ZM253 133H252V135H253ZM2 134V133H1ZM0 134V201L1 202H8L9 203V199H7V197H8V195H6V192H8L9 193V195H10V198H12L13 197V195H14V197H15V195L17 194L16 192L18 191L19 192V194H20V192L21 191H23L22 190V188L23 187H25V186H23L24 184H23V181L25 182V181H27V179L26 178H24L23 176H22V173H24V171L25 170H27V169H25V168H23V166L22 167H20V165L19 166H17L18 164L16 163V161L14 162V160H15V158L16 157H14V155H12V154H10V153H8L7 155H6V153L7 152H5V150H7V148L6 149H4L5 148V140H4V138H5V135L3 136V135H1ZM4 134V133H3ZM28 134V133H27ZM33 134V133H32ZM39 134L37 135V134H33V135H36V136H33L34 137V141H36V139H38V137H40L39 136ZM49 134V133H48ZM46 135V136H49V138L50 137H53V136H51V133H50V135ZM97 134V133H96ZM117 134H119V132L117 133ZM116 134V135H117ZM131 134H132V130H131ZM147 134H149L148 132H147ZM151 134H153V133H151ZM151 134H149L150 136H151ZM156 134V133H155ZM242 134V133H241ZM240 134V135H241ZM29 135V134H28ZM58 135V134H57ZM56 135V136H57ZM72 135V136H73ZM86 135H84V136H86ZM92 135H94L93 133H92ZM114 135H115V133H114ZM138 135H141L140 133L138 134ZM148 135V136H149ZM164 135H167V133L166 134H164ZM169 135V134H168ZM188 135V134H187ZM192 135V136H193ZM249 135V136H250ZM18 136V135H17ZM32 136V135H31ZM38 136V137H37ZM68 136H71V134L70 135H68ZM80 136V135H79ZM88 136V137H87ZM86 136V138H89V136H90V134H88ZM104 136V135H103ZM118 136V135H117ZM155 136V135H154ZM189 136V135H188ZM16 136H14V138H15ZM19 137H21V135L20 136H18V139H19ZM29 137V136H28ZM36 137V138H35ZM59 137H60V135H59ZM64 137V136H63ZM66 137H67V135H66ZM108 137V136H107ZM106 137V138H107ZM119 137V136H118ZM123 137V136H122ZM152 137H153V135H152ZM185 137H186V135H185ZM190 137H191V135H190ZM242 137V136H241ZM240 137V138H241ZM21 138V139H22ZM27 138V137H26ZM57 138V137H56ZM77 138H78V136H77ZM85 138V137H84ZM83 138V139H84ZM98 138V137H97ZM100 138V139H99ZM97 140H98V142H100L99 140H101V136L99 137ZM148 138V137H147ZM146 138V139H147ZM155 138H156V136H155ZM168 138V137H167ZM248 138V137H247ZM246 138V139H247ZM17 139V141H19ZM27 139H29L30 140V138H27ZM59 139H61V138H58V140ZM74 139V138H73ZM76 139V138H75ZM102 139H104V140H106L105 139V137H103ZM110 139V138H109ZM115 139L116 140H118V138H116L115 137ZM121 139V138H120ZM140 139H142V138H140ZM151 139V138H150ZM153 139V138H152ZM186 140V138H184L183 137V139H181V140H183V142ZM189 139V137H187V140L185 141V142H189V144H190V142L192 141L191 139V141L190 140H188ZM244 139H245V137H244ZM249 139V138H248ZM29 140H28V142H29ZM39 140V139H38ZM40 140H41V138H40ZM43 140V139H42ZM55 140V139H54ZM57 140V139H56ZM65 140H68V139H65ZM70 140V139H69ZM78 140H79V138H78ZM82 140V139H81ZM92 141V142H89V141ZM90 140H88V144L89 143H92V144H90V145H94V146H96L95 144H94V142H97V141H95L96 140V137H95V140H94V138H91ZM104 140L103 141H101L100 143H98L97 144V146L96 147H98L99 145L100 146H103L101 143L103 142L104 143V146H105V144L108 142V139H107V141H106V143L104 142ZM111 140V139H110ZM147 140H149V139H147ZM236 140H241V139H236ZM243 140V139H242ZM3 141H4V143H3ZM7 141V140H6ZM21 141V140H20ZM19 141V142H20ZM25 141V140H24ZM52 141V140H51ZM83 141V140H82ZM113 141V140H112ZM125 141V140H124ZM134 141V140H133ZM142 141V140H141ZM150 141V140H149ZM154 141V140H153ZM244 141V140H243ZM14 142V143H13ZM18 142V143H19ZM37 142V141H36ZM35 142V143H36ZM38 142H40V141H38ZM37 142V143H38ZM43 142H46V141H44L43 140ZM54 142V141H53ZM52 142V143H53ZM62 142V141H61ZM79 142V141H78ZM77 141L74 143L75 144V146L76 145H79L80 143H83V142H86V144H87V139H84V141L83 142H80V143H78ZM175 142V141H174ZM173 142V143H174ZM182 142V141H181ZM194 142V140L192 141V143ZM246 142V141H245ZM17 142H16V144H18ZM24 143V142H23ZM29 143H31V142H29ZM28 143V144H29ZM32 143H33V141H32ZM31 143V144H32ZM50 143V142H49ZM70 143V142H69ZM78 143V144H77ZM113 143V142H112ZM122 143V142H121ZM125 143V142H124ZM140 143V142H139ZM139 143H137V144H139ZM143 143V142H142ZM150 143V142H149ZM171 143V142H170ZM191 143V144H192ZM196 143V142H195ZM237 143V142H236ZM235 143V144H236ZM240 143V142H239ZM238 143V144H239ZM3 144V145H2ZM20 144V143H19ZM22 144V143H21ZM31 144H30V146H31ZM39 144V143H38ZM37 144V145H38ZM42 144V143H41ZM54 144V143H53ZM55 144H57V143H55ZM68 144V143H67ZM85 143H83L82 145L83 146H85L86 145ZM87 144V145H88ZM117 144V143H116ZM129 144V143H128ZM133 144V143H132ZM153 144V143H152ZM209 144H211L210 145V147H211V149H210V147L208 146ZM242 144V143H241ZM248 144V143H247ZM251 144L249 145V146H251ZM36 145V146H37ZM60 146H61V144H59ZM68 145H70V144H68ZM90 145H88V146H90ZM106 145H108V144H106ZM113 145V144H112ZM115 145V144H114ZM150 146H151V144H149ZM205 145V144H204ZM216 145H218V146H216ZM240 145V144H239ZM2 146V147H1ZM21 146V145H20ZM25 146V145H24ZM26 146H28V145H26ZM52 146V145H51ZM50 146V147H51ZM72 146V145H71ZM93 146V147H94ZM111 146V145H110ZM124 147L126 146L125 144L123 145ZM122 146V147H123ZM135 146V145H134ZM172 146V145H171ZM174 146V145H173ZM178 146V145H177ZM176 146V147H177ZM186 146H188V144H186ZM200 146L198 145V147L200 148ZM234 146H236V145H234ZM242 146V145H241ZM29 147V146H28ZM49 147V145L47 144V148ZM48 148L47 150H50V151H48V158L50 157L51 158V156H54V158H56L57 156H55V153L58 151H60L61 150V152L60 153H62V149H60V150H58L57 149V151L56 152H54L55 150H53L52 148ZM65 147V146H64ZM80 148L79 149H81L82 150V148H81V145L79 146ZM85 147H87V146H85ZM84 147V148H85ZM92 147V146H91ZM92 147V148H93ZM106 147H108V146H106ZM112 147V146H111ZM119 147V146H118ZM139 147V146H138ZM140 147H141V145H140ZM175 147V146H174ZM197 147V146H196ZM239 147V146H238ZM10 148V147H9ZM29 148H32V147H29ZM28 148V149H29ZM34 148V147H33ZM36 148V147H35ZM37 148H40L39 146L37 147ZM44 148V147H43ZM56 148V147H55ZM57 148H58V146H57ZM60 148V147H59ZM68 148H70V147H68ZM78 148V146H76L74 149H77ZM84 148H83V150H84ZM105 148V147H104ZM109 148V147H108ZM131 148V147H130ZM129 148V149H130ZM135 148H136V146H135ZM168 148H169V146H168ZM190 148V147H189ZM191 148H193L192 146H191ZM213 148V149H212ZM246 148V147H245ZM250 148V149H251ZM19 149H21V147H19ZM46 149V148H45ZM64 149V148H63ZM73 149V150H74ZM87 149V148H86ZM85 149V150H86ZM89 149V148H88ZM96 149V148H95ZM98 149V148H97ZM140 149V148H139ZM176 149V148H175ZM197 149V148H196ZM203 149V148H202ZM221 149V150H220ZM223 149V150H224ZM227 149H229V148H227ZM16 150L15 148H13L12 149V153L14 152V151ZM18 150V149H17ZM30 150V149H29ZM29 150L28 151H26V152H28L29 153ZM67 150V149H66ZM84 150V151H85ZM94 150V149H93ZM93 150H91V151H93ZM113 150H115V149H113ZM138 150V149H137ZM168 150V149H167ZM171 149H169V151H170ZM174 150V149H173ZM176 150H178V149H176ZM192 150V149H191ZM199 150V149H198ZM197 150V152H200V151H198ZM201 150V149H200ZM247 150V149H246ZM19 151H21V150H19ZM78 151V150H77ZM89 152V154H90V150H88ZM95 151V150H94ZM98 151H99V149H98ZM97 151V152H98ZM124 151H125V149H124ZM127 151V150H126ZM143 151V150H142ZM158 152H159V150H157ZM161 151V150H160ZM196 151V150H195ZM204 151V150H203ZM203 151H201V152H203ZM214 151H211L212 153L214 152ZM16 152H18V151H16ZM33 152V151H32ZM32 152L30 153V154H32ZM47 152V151H46ZM45 152V153H46ZM65 152H67V151H64L63 153H65ZM73 152H75V151H73ZM96 152V151H95ZM111 152H112V150H111ZM128 152V151H127ZM165 152V151H164ZM164 152H161V153H163V154H165ZM173 152H176V151H173ZM182 152V151H181ZM194 152V151H193ZM196 152V154H198ZM250 152V151H249ZM22 153H25V152H23V150H22ZM21 153V154H22ZM34 153V152H33ZM38 153V152H37ZM40 153V152H39ZM44 153V154H45ZM60 153H58V157H59V154ZM63 153H62V155H63ZM99 153V152H98ZM108 153H110V152H108ZM180 153V152H179ZM178 153V154H179ZM189 153H192V152H189ZM204 153V152H203ZM207 153H209V152H207ZM215 153H216V151H215ZM14 154V153H13ZM30 154L28 155V157L30 156ZM35 154H36V152H35ZM57 154V153H56ZM65 154H67V156H68V154L70 155V153H65ZM64 154V155H65ZM73 154V153H72ZM75 154V153H74ZM83 154H85V152L83 153ZM96 154V153H95ZM94 154V155H95ZM107 154V153H106ZM120 154V153H119ZM173 154V153H172ZM176 154V153H175ZM174 154V155H175ZM177 154V155H178ZM194 154V153H193ZM201 154V153H200ZM200 154H198V155H200ZM205 154V153H204ZM238 154V153H237ZM241 154V153H240ZM9 155V156H8ZM16 155H19V153L17 154V153H15V156ZM25 155V154H24ZM27 155V154H26ZM33 155V154H32ZM39 155V154H38ZM37 155V156H38ZM46 155V154H45ZM51 155V156H50ZM63 155V156H64ZM77 155V154H76ZM86 155V154H85ZM88 155V154H87ZM110 156H111V154H109ZM158 155V154H157ZM182 155V154H181ZM207 155V154H206ZM217 155V154H216ZM227 155V154H226ZM225 155V156H226ZM23 156V155H22ZM36 156V157H37ZM41 156V155H40ZM40 156H38L39 157V159H41V157ZM62 156V157H63ZM72 156V155H71ZM92 156V155H91ZM91 156H90V158H91ZM100 156V155H99ZM114 156V155H113ZM151 156V155H150ZM159 156H161V155H159ZM159 156H157L158 158H159ZM163 156V155H162ZM160 157V160L162 159H164V158H166V156L163 158V157ZM176 156V155H175ZM174 156V157H175ZM193 156V155H192ZM208 156H210V155H208ZM219 156H220V153H219ZM224 156V157H225ZM252 156V155H251ZM17 157H19V156H17ZM32 157H34L33 158V160L35 161V156L33 155ZM32 157H30L31 159H32ZM73 157V156H72ZM95 157V156H94ZM96 157H98V156H96ZM95 157V158H96ZM109 157V156H108ZM116 157V156H115ZM148 157V156H147ZM157 157H155V158H157ZM168 157V156H167ZM177 157V156H176ZM195 157V156H194ZM198 157V156H197ZM201 157V156H200ZM230 157V156H229ZM236 157V156H235ZM24 158V156L22 157V159ZM27 158V157H26ZM43 158V157H42ZM47 157H44V159L46 160L45 161V163L44 162H41L40 163V165L42 166V170H44L45 169V171L49 174V172L51 171L50 169L52 168V166H51V168H50V166H48V164L50 165L51 164V162H49V161H51L52 159H53V161L54 162H52V163H54V165H55V163L57 162V161H55L56 159H58V158H56V159H54V158H51V160H49V159H46ZM60 159H65V157L64 158H61V155H60V157H59ZM70 158V157H69ZM74 158V157H73ZM86 158H89V157H86ZM104 158H106V157H104ZM116 158H118V157H116ZM135 158V157H134ZM183 158V157H182ZM207 158V157H206ZM248 158H250V157H248ZM19 159V158H18ZM27 159H29V158H27ZM59 159V161H60V163L58 164V166H60V164H61V166L62 167H64V165L65 164H63V163H67V160H68V162L71 160H69V159H67V157H66V159L67 160H62V161H64L63 163H62V161ZM77 159V158H76ZM76 159H73V161L74 160H76ZM84 159H85V157H84ZM83 159V160H84ZM101 159V158H100ZM108 159V158H107ZM110 159V158H109ZM167 159V158H166ZM169 159V158H168ZM177 159V158H176ZM210 159V158H209ZM213 159V158H212ZM218 159V158H217ZM20 160H21V158H20ZM23 160H25V159H23ZM30 160V159H29ZM42 160V159H41ZM40 160V161H41ZM49 160V161H48ZM86 160V159H85ZM90 160V159H89ZM103 160V159H102ZM148 160V159H147ZM146 160V161H147ZM153 160V159H152ZM160 160H159V162H160ZM162 160H161V162H162ZM179 160V159H178ZM22 161V160H21ZM40 161H36V163L37 162H40ZM58 161V162H59ZM81 161V160H80ZM91 161H94V160H91ZM121 161V160H120ZM142 161V160H141ZM166 161V160H165ZM164 161V163H166ZM182 161V160H181ZM184 161V160H183ZM214 161V160H213ZM251 161V160H250ZM256 161V160H255ZM20 162V161H19ZM79 162V161H78ZM86 162V161H85ZM90 162V161H89ZM143 162V161H142ZM157 162H158V160H157ZM176 162V161H175ZM178 162H180V160L178 161ZM196 162H197V160H196ZM254 162V161H253ZM252 162V163H253ZM258 162H257V164H258ZM22 163H24V162H22ZM22 163H20L21 165H22ZM28 163V162H27ZM48 163V164H47ZM70 164L68 165V167H70V165H71V163H76V162H69ZM94 163V162H93ZM104 163V162H103ZM124 163V162H123ZM150 163H152V162H149L148 163V166H150V167H152V166H154L153 165V163L152 164H150ZM170 163V162H169ZM177 163V162H176ZM194 163V162H193ZM207 163H209L210 164V162H207ZM35 164V163H34ZM57 164V163H56ZM68 164V163H67ZM78 164V163H77ZM106 163H104V165H105ZM132 164V163H131ZM145 164H146V166H145V168H147V163L145 162ZM144 164V165H145ZM167 164V163H166ZM179 164V163H178ZM184 164V163H183ZM192 164V163H191ZM196 164V163H195ZM198 164V163H197ZM200 164H201V162H200ZM217 164V163H216ZM255 164V163H254ZM27 165V164H26ZM28 165H29V163H28ZM47 165V166H46ZM51 165H53V164H51ZM54 165H53V168H54ZM74 165L75 164H72V166H73V168H74V171L76 172L77 170H78V172H80V173H78V172H76V174L75 173H73V174H75V176L76 175H78V174H81V172L82 171H80L81 169H77V170H75L76 169V167L79 165H75L76 167H74ZM81 165V164H80ZM79 165V166H80ZM102 165V164H101ZM134 165V164H133ZM143 165V164H142ZM159 165V164H158ZM165 164H163V162H162V167L164 166ZM180 166H182L181 164H179ZM187 165V164H186ZM193 165V164H192ZM199 165V164H198ZM197 165V166H198ZM206 165V164H205ZM214 165V164H213ZM218 165V164H217ZM250 165V164H249ZM258 165V166H259ZM34 166H36V168L38 169V170H35V171H39L40 169H41V167L40 166H38L37 167V164L36 165H34ZM45 166V168L43 169V167ZM57 166V165H56ZM61 166H60V168L57 170V168H54V169H56V171H55V173L54 174H56L57 172L59 173V175H57L56 177H55V175L51 172V174H53L54 175V179L52 178V182L51 181H49V182H47L46 181V183H48L49 184V191H50V193L49 194H47V193H44V194H46V198H47V201H49V202H53L54 204H60V203H66V205H64V204H62V205H64V209H65V207L67 206V208L66 209H68V202H70L69 200H73V202H74V197L76 196L77 198L76 199H79V200H82V199H84V200H89L90 198H91V195L89 194V191L91 190H88L89 188L88 187H90V186H86V189H87V191H88V193L85 191V189H83L82 188V184L80 185V182H79V185H77L76 184V186L75 185H72V184H70V185H72V187L74 186V188L72 189V187L70 188V187H68V182H69V180L71 179V177L69 178V174H70V176L71 175H73V174H71L72 173V171H71V173H69L68 171L65 173V170H66V167H67V165H66V167H65V169H63V168H61ZM72 166H71V168H69V170L71 169V170H73L72 169ZM91 166H93V165H91ZM170 166V165H169ZM169 166H167V167H169ZM201 166V165H200ZM220 166V165H219ZM251 166V165H250ZM257 166V165H256ZM28 167V166H27ZM30 167V166H29ZM50 168L49 170L47 169V168ZM68 167H67V170H68ZM82 167V166H81ZM85 167H87V166H84V168ZM100 167V166H99ZM132 167H135V166H132ZM137 167H138V165H137ZM187 167V166H186ZM189 167V166H188ZM195 167H196V165H195ZM203 167V166H202ZM205 167V166H204ZM203 167V168H204ZM80 168V167H79ZM90 168V167H89ZM130 168V170H131V167H129ZM138 168H140V167H138ZM144 168V167H143ZM163 168H165V167H163ZM171 168V167H170ZM190 168V167H189ZM202 168V169H203ZM249 168V167H248ZM257 168H259V167H257ZM24 169V171H22ZM34 169V168H33ZM54 169H52V170H54ZM135 169V168H134ZM134 169H132V171L134 170ZM169 169V168H168ZM183 169V168H182ZM196 169V168H195ZM251 169H252V167H251ZM82 170H83V168H82ZM86 170H87V168H86ZM89 170V169H88ZM121 170V169H120ZM141 169H138V173H139V171H140ZM163 170V169H162ZM172 170V169H171ZM170 170V171H171ZM177 170H178V168H177ZM184 170V169H183ZM28 171H29V169H28ZM41 171V170H40ZM129 171V170H128ZM131 171V172H132ZM135 171L137 172V170L135 169ZM147 171H148V169H147ZM169 171V170H168ZM187 171V170H186ZM43 171H41V173H42ZM46 172H44L45 174H46ZM88 172V171H87ZM93 172V171H92ZM116 172H118V171H116ZM115 172V173H116ZM123 172V171H122ZM130 172V173H131ZM134 172V171H133ZM155 172V171H154ZM163 172V171H162ZM165 172H167L166 171V169H165ZM172 172V171H171ZM175 172V171H174ZM189 172V171H188ZM196 172V171H195ZM33 173V172H32ZM37 173V172H36ZM57 173V174H58ZM68 173V174H67ZM78 173V174H77ZM84 173H85V170H84ZM138 173H135L137 176H138ZM148 172H146V174H147ZM151 173V172H150ZM185 173V172H184ZM191 173H192V171H191ZM200 173H201V171H200ZM26 174V173H25ZM43 174V173H42ZM42 174H40V175H42ZM48 174H46L45 176L47 177L48 176ZM50 174V175H51ZM65 174V175H64ZM87 174V173H86ZM119 174V173H118ZM117 174V175H118ZM134 174V175H135ZM168 174H169V172H168ZM167 174V175H168ZM173 174V173H172ZM180 174V173H179ZM189 174V173H188ZM187 174V175H188ZM203 173H201V175H202ZM208 174H209V172H208ZM24 175V174H23ZM34 176L36 175V174H33ZM39 175V174H38ZM68 175V176H67ZM84 175V174H83ZM106 175V174H105ZM120 175H121V173H120ZM122 175H124V174H122ZM134 175L131 177V179L133 178L134 179ZM175 175H176V173H175ZM174 175V176H175ZM184 175V174H183ZM206 175H207V173H206ZM205 175V176H206ZM244 175H246L245 173H244ZM29 175H27V177H28ZM37 176V175H36ZM43 176H44V174H43ZM52 176V175H51ZM75 176H73V177H75ZM82 176V175H81ZM87 176V175H86ZM115 176V175H114ZM140 176V175H139ZM177 176V175H176ZM190 176H191V174H190ZM193 176V175H192ZM203 176V175H202ZM202 176H201V178L199 177V176H197V177H199L200 179H202ZM247 176V175H246ZM41 177V176H40ZM78 177V176H77ZM77 177H75V178H77ZM122 177V176H121ZM126 177H128L127 175H126ZM141 177V176H140ZM139 177V178H140ZM165 177V176H164ZM167 177V176H166ZM170 177V176H169ZM187 177V176H186ZM209 177V176H208ZM242 177H244V176H242ZM25 180H24V179ZM35 178V177H34ZM33 178V180H35ZM37 178H38V176H37ZM36 178V179H37ZM44 178V177H43ZM51 178V177H50ZM82 178V177H81ZM80 178V179H81ZM99 178V177H98ZM110 178V177H109ZM114 178H116V177H114ZM122 178H124V177H122ZM161 178V177H160ZM171 178V177H170ZM174 178V177H173ZM176 178V177H175ZM182 178H183V176H182ZM194 179H195V177H193ZM205 178V177H204ZM238 178H240V177H238ZM47 179H49V178H47ZM84 179V178H83ZM105 178H103L102 179V181H107V182H109V180H104ZM126 179V178H125ZM129 179V178H128ZM143 179V178H142ZM172 179V178H171ZM212 179V178H211ZM246 179H248V178H246ZM71 180H73V179H71ZM87 180H89V179H87ZM86 180V181H87ZM136 180V179H135ZM196 180V179H195ZM203 180V179H202ZM236 180V179H235ZM240 180V179H239ZM29 181V180H28ZM36 181H38V180H36ZM35 181V182H36ZM77 181V180H76ZM75 180H74V182L75 183H77ZM80 181H82V180H80ZM91 181V180H90ZM89 181V182H90ZM100 181V180H99ZM116 181H119V178H117V180ZM123 181V180H122ZM133 181V180H132ZM139 181H141V180H139ZM170 181V180H169ZM176 181V179L174 180V182ZM184 181V180H183ZM207 181V180H206ZM209 181V180H208ZM213 181V180H212ZM231 181H232V179H231ZM230 181V182H231ZM236 181H238V180H236ZM30 182V181H29ZM40 182V181H39ZM41 182H44V181H42V179H41ZM51 182V183H50ZM73 182V181H72ZM71 182V183H72ZM85 182V181H84ZM95 182V181H94ZM93 182V183H94ZM97 182V181H96ZM112 181H110V183H111ZM134 182V181H133ZM136 182V181H135ZM135 182H134V184H135ZM201 182V181H200ZM204 182V181H203ZM27 183V182H26ZM74 183V184H75ZM86 183V182H85ZM85 183H83V184H85ZM92 183V185H94ZM128 183H131V182H127L126 181V184H128ZM176 183V185L178 186V188L180 189V190H177V188H174V187H172V190L173 189H176L177 191H178V193L179 194H184L185 193V196L187 195L186 194V192H184V190L181 188V187H179V182L178 181H176L175 182ZM190 183V182H189ZM210 183V182H209ZM235 183V182H234ZM242 182H240V184H241ZM28 184H30V183H28ZM34 184V183H33ZM32 184V185H33ZM37 184H40V183H37ZM37 184H35V185H37ZM47 184V185H48ZM122 184V183H121ZM125 184V185H126ZM134 184H133V186H132V189H133V193H132V195H131V199L133 200V202H135V203H138V201H140V191L141 190H144L145 189V186H143V183L142 182H139V183H137L135 186H134ZM181 184V183H180ZM202 184V183H201ZM206 184V183H205ZM208 184V183H207ZM31 185V184H30ZM31 185V186H32ZM42 184H40V187L42 188V186H41ZM86 185H88V183H86ZM103 185L104 184H102V188H103ZM119 185V184H118ZM192 185H193V183H192ZM195 185V184H194ZM193 185V186H194ZM198 185V184H197ZM234 185V184H233ZM243 185V184H242ZM34 186V185H33ZM107 186V189H106V187H104L106 190H109V188H111V187H108L109 185H106ZM110 186H114L115 187V184H114V182H113V185H110ZM120 186H122V185H120ZM119 186V187H120ZM158 186V185H157ZM161 186V185H160ZM174 186V185H173ZM238 186V185H237ZM99 187V186H98ZM124 187V186H123ZM152 187H153V185H152ZM169 187H171V185H169ZM199 187V186H198ZM207 187V186H206ZM29 188V187H28ZM46 188H48L47 186H46ZM90 188H92V187H90ZM94 188V187H93ZM92 188V189H93ZM100 188V187H99ZM125 188V187H124ZM158 188V187H157ZM32 189H34L33 187H32ZM95 189V188H94ZM96 189H97V187H96ZM113 189V188H112ZM112 189H110V190H112ZM154 189V188H153ZM171 189V188H170ZM170 189H169V191H170ZM196 189H198V192H199V190H200V188H196ZM17 190V191H16ZM27 191H28V189H26ZM24 191V192H27V191ZM30 190H31V188H30ZM38 190H41V189H38ZM48 190H46V189H44V191H48ZM104 190V189H103ZM105 190V191H106ZM151 190V189H150ZM171 190V191H172ZM181 190H182V192H181ZM190 190V189H189ZM34 191V190H33ZM123 191V190H122ZM121 191V192H122ZM162 191V190H161ZM160 191V192H161ZM174 191V190H173ZM177 191H176V193H177ZM192 191V190H191ZM200 191H202V190H200ZM37 192V194H38V192H39V198L41 197L40 196V193H41V191H36ZM93 191H91V193H92ZM100 192V191H99ZM102 192V191H101ZM101 192L99 193V195L101 194ZM109 193H110V191H108ZM124 192V191H123ZM122 192V193H123ZM142 192V191H141ZM156 192V191H155ZM160 192H157V193H159L160 195H162L163 194V191L160 193ZM184 192V193H183ZM197 192V191H196ZM195 192V193H196ZM198 192L196 193V196L198 195ZM252 192H257V194H258V192L259 193H261V195L260 196H255V197H253L254 195H256V194H254L253 195V193ZM16 193V194H15ZM31 193V192H30ZM33 193H35V191L33 192ZM43 193V192H42ZM114 193H115V191H114ZM119 193V192H118ZM195 193H193V194H195ZM199 193H201V192H199ZM23 194V192L21 193V195ZM36 194V193H35ZM35 194H33L34 196H35ZM36 194V195H37ZM43 194V195H44ZM82 194V195H81ZM144 194V193H143ZM146 194V193H145ZM153 194V193H152ZM168 194V193H167ZM29 195V194H28ZM94 195V194H93ZM114 195V194H113ZM157 195V194H156ZM165 195V194H164ZM169 195V194H168ZM211 195V194H210ZM210 195H209V197H210ZM7 196V197H6ZM27 196V195H26ZM30 196V195H29ZM29 196H27L28 198H30ZM34 196H31V198L32 197H34ZM106 196H108V195H106ZM115 196V195H114ZM124 196V195H123ZM175 196V195H174ZM178 196V195H177ZM180 196H182V195H179V197ZM195 196V195H194ZM18 197V196H17ZM22 197V196H21ZM21 197H19V198H21ZM25 197V196H24ZM37 197H38V195H37ZM43 197H45V196H43ZM99 197V196H98ZM109 197H110V194H109ZM147 197V196H146ZM163 197H166V196H163ZM167 197H169V196H167ZM200 197V196H199ZM198 197V198H199ZM204 197V196H203ZM208 197V198H209ZM26 198V197H25ZM31 198H30V200H31ZM34 198H36V197H34ZM45 198V199H46ZM141 198H143V197H141ZM182 199H183V197H181ZM211 198V197H210ZM6 199V200H5ZM124 199H125V197H124ZM150 199V198H149ZM166 199V198H165ZM171 199H172V197H171ZM187 199V198H186ZM189 199V198H188ZM205 199V198H204ZM217 199V200H218ZM8 200V201H7ZM19 200V201H18ZM22 199H17V201H18V203L21 201ZM29 200V199H28ZM27 199H26V201H28ZM29 200V201H30ZM44 200V199H43ZM110 200V199H109ZM179 200V199H178ZM177 200V201H178ZM184 200H185V197H184ZM193 200V199H192ZM213 200V199H212ZM14 201V200H13ZM11 202V203H13V205L15 204V203H17V202ZM23 201H25V200H22V202ZM25 201V202H26ZM28 201V202H29ZM32 201V200H31ZM30 201V202H31ZM42 201V200H41ZM101 201H104L103 199L101 200ZM113 201V200H112ZM142 201H143V199H142ZM150 201V200H149ZM148 201V202H149ZM160 201V200H159ZM166 201V200H165ZM189 201V200H188ZM205 201H206V199H205ZM226 201L224 202V203H226ZM21 202V203H22ZM38 203H39V201H37ZM93 202V201H92ZM98 202V201H97ZM100 202V201H99ZM114 202H116V201H114ZM113 202V203H114ZM124 202V201H123ZM148 202H146V204L148 203ZM190 202V201H189ZM198 202V201H197ZM204 202V201H203ZM207 202V201H206ZM205 202V203H206ZM7 203V204H8ZM8 204V206L9 205H11V206H13L12 204ZM18 203H17V205H18ZM27 203V202H26ZM45 203V204H44ZM44 205H46V202L44 201ZM71 203V202H70ZM69 203V204H70ZM80 203V202H79ZM79 203L77 204V205H79ZM83 203V202H82ZM82 203H80V204H82ZM101 203V202H100ZM99 203V204H100ZM120 203H121V201H120ZM129 203H132V202H129ZM144 203V202H143ZM154 203V202H153ZM174 203V202H173ZM187 202L185 201V204H186ZM199 203V202H198ZM217 203V202H216ZM223 203V204H224ZM23 204H24V202H23ZM30 204V203H29ZM28 204V205H29ZM34 204H37V203H35L34 202ZM40 204V203H39ZM47 204H48V202H47ZM54 204H52V206L51 207H53V205ZM89 204V205H88ZM88 204H86V205H84V209H85V211H86V214H88V216L90 215L91 216V214H94L95 215V219H96V226L98 225V226H101L102 228H101V231L103 230V228H104V225H105V223H106V225H107V222H106V220H108V222H109V220H110V223H111V214L109 215V214H103V216H100V214H98L97 212L95 213V204H97V203H93L94 204V206L92 205L91 207H90V204L91 203H88ZM117 204V203H116ZM139 204V203H138ZM150 204V203H149ZM155 204V203H154ZM170 204H171V202H170ZM180 204H181V202H180ZM184 204V203H183ZM190 205H191V203H189ZM212 204V203H211ZM2 205H4V204H2ZM25 205V204H24ZM32 205V204H31ZM61 205V206H62ZM70 205H72V204H70ZM115 205V204H114ZM121 205V204H120ZM120 205H117L116 206V209L118 210V207L120 206ZM140 205V204H139ZM138 205V206H139ZM200 205H202V204H200ZM229 205V204H228ZM15 207H16V205H14ZM13 206V207H14ZM18 206H20V204L18 205ZM22 206V205H21ZM35 206V205H34ZM39 206H41L42 207V205H39ZM49 206V205H48ZM73 206V205H72ZM71 206V207H72ZM75 206V205H74ZM90 208H89V207ZM97 206H99V205H97ZM100 206H102V205H100ZM109 206V205H108ZM138 206H137V208H138ZM141 206V205H140ZM139 206V207H140ZM164 206H166V204L164 205ZM163 206V207H164ZM183 206V205H182ZM187 206V205H186ZM12 207V208H13ZM24 206H22L21 208H23ZM26 207V206H25ZM46 207H47V205H46ZM54 207H56V206H54ZM59 206H57V208H58ZM104 207H106V206H104ZM121 208H123L122 206H120ZM134 207H136V205L134 206ZM149 207H151V206H149ZM167 207V206H166ZM203 207H204V209H205V204L203 205ZM208 207V209L210 208L209 206H207ZM224 207V206H223ZM225 207H228V206H225ZM20 208V207H19ZM20 208V209H21ZM29 208V207H28ZM31 208V207H30ZM37 208V210H38V207H36ZM63 208V207H62ZM80 208H83V206H80ZM79 208V209H80ZM99 208H103V206L102 207H99ZM154 208V207H153ZM157 208V207H156ZM155 208V209H156ZM160 208V207H159ZM158 208V209H159ZM169 208V207H168ZM183 208V207H182ZM187 208H189V206L187 207ZM191 208H193V206H191ZM197 208H198V206H197ZM218 208V207H217ZM1 209V208H0ZM18 209V208H17ZM26 209V208H25ZM83 209V210H84ZM98 208H96V210H97ZM115 209V210H116ZM124 209V208H123ZM123 209L121 210L120 208H119V210L118 211H121V213H123L124 214V216H125V214L126 215H128L127 213H124L125 211H123ZM131 209V208H130ZM184 209V208H183ZM224 209V208H223ZM24 210V209H23ZM23 210H20L21 212L23 211ZM27 210V209H26ZM36 210V209H35ZM35 210H33L32 209V212L33 213H35V212H37V213H35V214H37L38 215V218L36 217V219L35 218H31V221H30V223L29 222H27L26 223V221H25V225L23 224V226L25 227L24 229H21V228H19L18 230H16V231H13L12 233H11V231H8V230H6V227H5V229H4V231L3 232H1L0 231V264H15V262L16 261H14V259H15V256L19 253V252H21L22 251V253L25 251L23 248H21L22 250H20L16 255H14L13 257L11 256V257H9V253L11 254V255H13L12 253H11V251H13V253H14V250H10L11 249V247L13 246V242L14 243H16L15 241H17V242H21V240L22 239H24L25 238V235L27 234V237H29V239H30V242L32 243H30L31 244V247L33 246V251H38L40 254H41V256L42 257H44V259L42 260L43 261V264H54L55 262H58L57 260L58 259H60V263H62V261L64 262V259H74V260H76V263H77V261H81V260H83L84 262H86V261H88V260H90L89 258H93L94 257V255L95 254H97L96 252H95V254L94 253H92V252H94V251H90V248L93 250V245L95 244L93 241H90V240H93V238L92 237H90V238H88L87 240H86V238L84 239V237H83V239L81 240L82 241V243L83 244H78L77 243V241H74L75 240V238L73 237V234H72V232L71 231H69L70 230V228H68L69 226H70V224H69V222L71 223V224H73V226L75 225L76 226V228H78L79 229V226H80V228L83 230V227H81V226H83V225H85L84 224V221H83V219L80 217V214L78 213V209L77 210H74V215L76 214L77 215V213L79 214L78 216H76V219L75 220H73V223L71 222V220L68 222L66 219H64V217L62 218L59 214L61 213V210H60V212H59V214H57V216L58 217H55V215L53 216V214L56 212V211H59L58 209L57 210H55V209H50V208H40L38 211H35ZM106 210V209H105ZM125 210V209H124ZM141 210V209H140ZM161 210V209H160ZM166 210V209H165ZM168 211H169V209H167ZM180 210H181V207H180ZM193 210V209H192ZM191 210V211H192ZM197 210H199V209H197ZM218 210V209H217ZM10 211V210H9ZM14 211H15V209H14ZM66 211L67 210H65V215H66ZM73 211V210H72ZM132 211V210H131ZM172 211V210H171ZM205 211V210H204ZM15 212H18V213H20L19 212V209L17 210V211H15ZM25 212V211H24ZM67 212H69V211H67ZM77 212V213H76ZM152 212V211H151ZM150 212V213H151ZM159 212V211H158ZM162 212V211H161ZM175 213H177L176 211H174ZM173 212V213H174ZM199 212H200V210H199ZM221 212V211H220ZM9 213H12L11 211L9 212ZM57 213V212H56ZM103 213V212H102ZM135 213V212H134ZM154 213H156V212H154ZM169 213H172V212H169ZM168 213V214H169ZM179 213V212H178ZM184 214H185V212H183ZM191 213V212H190ZM193 213V212H192ZM202 213V212H201ZM233 213V212H232ZM264 213V212H263ZM23 214V213H22ZM26 214V213H25ZM82 214H84V212L82 213ZM85 214V215H86ZM138 214V213H137ZM163 214V213H162ZM193 214H195V213H193ZM192 214V215H193ZM215 214V213H214ZM3 215H4V213H3ZM28 215L29 214H27V216H26V218H28ZM36 215V216H37ZM63 215V214H62ZM71 215H73V213L72 214H68L67 213V216H71ZM72 216L73 217V219H74V217L75 216ZM130 215V214H129ZM132 215V214H131ZM167 215V214H166ZM172 215V214H171ZM189 215V217L188 218H190V217H192L191 216V214H188ZM217 215V214H216ZM223 215V214H222ZM255 215V214H254ZM13 216H14V214H13ZM17 216V215H16ZM66 216V217H67ZM114 217H115V212H114V215H113ZM112 216V219L114 218ZM117 216V218H118V216L119 215H116ZM137 216V215H136ZM135 216V217H136ZM139 216V215H138ZM141 216H142V214H141ZM158 216V215H157ZM156 216V214H155V217H157ZM176 215H173V217H175ZM213 216V215H212ZM211 216V217H212ZM1 217V216H0ZM6 216H4V218H5ZM7 217H9L8 219H10V220H13V219H11L12 218V216H11V218H10V216H9V214H7ZM17 217H19V216H17ZM31 217V216H30ZM33 217V216H32ZM84 217H86V216H84ZM126 217H128V216H126ZM146 217V216H145ZM161 217V216H160ZM169 217V216H168ZM177 217V216H176ZM204 217V216H203ZM202 217V218H203ZM263 217V216H262ZM14 218V217H13ZM22 218V217H21ZM20 218V219H21ZM25 217H23V219H24ZM68 218H70V217H68ZM88 218V217H87ZM92 218V217H91ZM109 218V219H108ZM120 218V217H119ZM124 218V217H123ZM131 217H128V219H130ZM137 218V217H136ZM139 218V217H138ZM148 218V217H147ZM179 218V217H178ZM180 218H181V216H180ZM179 218V219H180ZM205 218V217H204ZM234 218V217H233ZM19 219V220H20ZM22 219V220H23ZM89 220H90V218H88ZM115 219V218H114ZM127 218H126V220H124L123 219V225H124V227H125V225H127V227L128 228H130L129 230V232H131V229H134V234L136 235V236H138L137 234L139 233L138 232V228H137V225H135L133 222H131V224L129 223V222H127V220H128ZM132 219V218H131ZM162 219H163V217H162ZM165 219V218H164ZM175 219V218H174ZM262 219V218H261ZM1 220H3V219H1ZM6 220H7V218H6ZM14 220H15V218H14ZM118 220H120V219H118ZM141 220H142V218H141ZM144 220V219H143ZM146 220V219H145ZM144 220V221H145ZM153 220V219H152ZM166 220V219H165ZM164 220V221H165ZM169 220V219H168ZM171 220V219H170ZM204 220V219H203ZM203 220H202V222H203ZM229 220H230V218H229V216L226 214L225 216H220L219 218H217L216 216L215 217H213V219L211 220V227H208L209 229H204V228H206L205 227V225H203V224H206L207 222H203L201 225H203L204 226V228H203V226H201L198 222L196 223V221H194L195 223H192L193 221H191L190 222V225L189 226H187V224H186V226H182V227H180L179 229H178V231L177 232H172V230H171V232L169 233L168 232V234H167V236L165 235V237H163V236H161V237H163V238H165V240H163V238L161 239L162 241L160 242V241H157V240H160V239H155V241H157V242H155V241H153V242H155V246L157 247H155L156 249H158L157 251L159 252L160 251V255H161V257H162V259H163V261L164 262H166V264H264V251H263V249H261L262 247L260 246V248L259 247H257V245H256V242H255V239H257L256 238V236H257V230L256 229H254V228H251L250 227V225H248L249 224V222L251 221H249V222H247V224L244 226V229H245V231L243 230V232L244 233H242L241 234V231L240 230H242V229H240V226H238L237 227V230H232V228H231V224L229 223ZM234 220V219H233ZM237 220H239L238 219V217H237ZM16 221V220H15ZM14 221V222H15ZM93 221H94V219H93ZM147 221V220H146ZM162 221V220H161ZM180 221H182V220H180ZM200 221V220H199ZM205 221V220H204ZM210 221V220H209ZM260 221V220H259ZM1 222V221H0ZM3 222V224L5 225L6 223H4V220L2 221ZM7 222V221H6ZM8 222H9V220H8ZM7 222V223H8ZM11 222V221H10ZM10 222L8 223V225L6 224V226H8L9 227V224H10ZM87 222V221H86ZM91 222V221H90ZM95 222V221H94ZM112 222H114V221H112ZM120 222L122 223V221L120 220ZM175 222V221H174ZM243 222V221H242ZM252 222V221H251ZM256 222V221H255ZM262 222V221H261ZM17 223V222H16ZM92 223V222H91ZM116 223V222H115ZM159 223V222H158ZM164 223H166V222H164ZM176 223V222H175ZM177 223H179V222H177ZM241 223V222H240ZM245 223V222H244ZM1 224V223H0ZM109 224V223H108ZM137 224V223H136ZM157 224V223H156ZM235 224H238V223H235ZM256 224V223H255ZM116 225V224H115ZM123 225H122V227H123ZM144 225V224H143ZM158 225V224H157ZM162 225V224H161ZM161 225H160V227H161ZM185 225V224H184ZM242 225V224H241ZM10 226H12V225H10ZM109 226H110V224H109ZM252 226V225H251ZM254 226V225H253ZM20 227H21V225H20ZM92 227H94V229L95 228H97V227H95V226H92ZM111 227H112V225H111ZM140 227V226H139ZM149 227H151V226H149ZM148 227V228H149ZM256 227V226H255ZM258 227V226H257ZM256 227V228H257ZM14 228H16V227H14ZM68 228V230H66ZM73 228V227H72ZM76 228H75V230H76ZM85 228V227H84ZM106 228H108V227H106ZM116 229H118L117 228V226L115 227ZM128 228H125L126 230L128 229ZM159 228V227H158ZM12 229V228H11ZM17 229V228H16ZM78 229L76 230V231H78ZM100 229V227H98L96 230H99ZM108 229H110V228H108ZM112 229V228H111ZM141 229H143V228H141ZM151 228H149V230H150ZM160 229V228H159ZM166 229V228H165ZM14 230V229H13ZM74 230V229H73ZM119 230V229H118ZM117 230V231H118ZM147 230V229H146ZM152 230V229H151ZM150 230V231H151ZM161 230H162V228H161ZM68 231H69V233H68ZM87 230H85L84 232H86ZM89 231V230H88ZM87 231V232H88ZM115 231V230H114ZM142 231V230H141ZM175 231V230H174ZM9 232L12 234L11 236L13 237V235H15L17 238L19 237V236H21V239H20V241H18V240H12V238L10 237V234H9ZM61 232V233H60ZM65 232V233H64ZM67 232V233H66ZM92 232H93V230H92ZM98 232V231H97ZM96 232V233H97ZM112 232V231H111ZM126 232V231H125ZM133 232H131L132 234H133ZM159 232H160V230H159ZM75 233V232H74ZM95 233V232H94ZM173 233H175V234H173ZM64 234V235H63ZM77 234H79V232H77ZM82 234V233H81ZM112 234H114V232H112ZM119 234V233H118ZM133 234V235H134ZM166 234V233H165ZM172 234V236H170ZM116 235V234H115ZM170 237H169V236ZM14 236V237H15ZM55 236V237H54ZM88 236V235H87ZM86 236V237H87ZM95 236H97V235H95ZM98 236H99V232H98ZM97 236V237H98ZM174 236V239H172L171 237H173ZM180 236L182 237V239L184 238V239H186L185 240V244L183 243V241L184 240H182L181 238H180ZM183 236H185V237H183ZM15 237V238H16ZM103 237V236H102ZM106 237V236H105ZM169 237V238H171L172 240H171V243H170V241H168L169 239H167V238ZM20 238V237H19ZM55 238V239H54ZM79 238V237H78ZM134 238V237H133ZM138 238V237H137ZM160 238V237H159ZM99 239V238H98ZM167 239V240H166ZM179 239H181V241L182 242H179L180 240ZM203 239V240H202ZM119 240V239H118ZM139 240V239H138ZM23 241V240H22ZM29 241V240H28ZM79 241H80V239H79ZM96 241V240H95ZM123 241V240H122ZM165 243H164V242ZM169 242V243H167V242ZM202 241V242H201ZM56 242H58L59 244L61 243V245H59V246H61V247H59V248H57L58 246V243H56ZM109 242V241H108ZM160 242V243H159ZM173 242V243H172ZM25 243H27V242H25ZM133 243V242H132ZM183 243V244H182ZM198 243H200V244H203L202 246L203 247H201V245L199 246L198 245ZM17 244H19V243H16V245ZM23 244V243H22ZM98 246L100 245L99 244V241H98ZM15 245V244H14ZM21 245V244H20ZM117 245V244H116ZM74 246H75V248H74ZM107 246V245H106ZM15 247H17V246H15ZM22 247H23V245H22ZM25 247H28L29 249H30V246L28 245V246H25ZM35 247V248H34ZM63 247V249L60 251L59 249L60 248H62ZM112 247V246H111ZM201 247V248H200ZM10 248V249H9ZM14 248V247H13ZM18 248H19V246H18ZM105 249H106V247H104ZM28 249V250H29ZM35 249V250H34ZM10 250V251H9ZM19 250V249H18ZM24 250V251H23ZM94 250H96V249H94ZM27 251V250H26ZM25 251V252H26ZM107 251V250H106ZM9 252V253H8ZM22 253H21V256H18V257H21V259H22V256L23 257H28L29 258V260H30V256H28V255H25L24 256V254L22 255ZM27 253V252H26ZM39 253L38 254H35V255H39ZM28 254V253H27ZM32 256V255H31ZM41 256H39V258H38V261H40L41 262V260H40V258H41ZM26 257V258H27ZM34 257V256H33ZM12 258V259H11ZM37 258V257H36ZM95 258V257H94ZM32 259V258H31ZM35 258H33L32 259V261L34 260ZM47 259V260H46ZM16 260L18 261V259H17V257H16ZM23 260V259H22ZM24 260H25V258H24ZM27 260V259H26ZM45 260V261H44ZM92 260V259H91ZM11 261H13L12 263H11ZM31 260H30V262H32ZM36 260H34V262H35ZM22 262V261H21ZM67 262V261H66ZM75 262V261H74ZM23 264H24V261L22 262ZM21 263V264H22ZM26 263V262H25ZM29 262H27L26 264H28ZM35 263H37V262H35ZM17 264H20V262H17ZM30 264V263H29ZM31 264H33V263H31ZM40 264H42V263H40ZM66 264V263H65ZM67 264H70V262L68 263L67 262Z\"/></svg>", "mask_w": 264, "mask_h": 264}]
</instances>
